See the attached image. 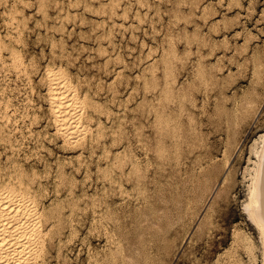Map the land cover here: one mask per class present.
<instances>
[{
    "label": "rangeland",
    "instance_id": "rangeland-1",
    "mask_svg": "<svg viewBox=\"0 0 264 264\" xmlns=\"http://www.w3.org/2000/svg\"><path fill=\"white\" fill-rule=\"evenodd\" d=\"M4 1V2H3ZM23 1V2H22ZM33 1V2H32ZM1 0L0 4V15H4V16H0V130L2 128V130L0 131V193L3 191H8L10 192L11 195H16L18 198H24L25 200H27V202L29 203L28 208H29V213L28 216L30 217V221L26 224L27 228L30 229V241L28 242L30 245L29 248H26V253L24 256V260L21 264H65L67 262V264H94L96 262V264H106V262L108 264H166L167 262H169L168 264H261L262 262V246H261V239H260V235H259V231L258 229H256L248 220L247 214L244 210V208L242 207L244 205V202L247 201L248 196L250 194L249 192V185L250 182L252 181V176H253V171L255 168V163L256 160H252V159H257V150H259L260 146L259 144H262L263 140L261 137V134L264 133V0H186V2H184L185 0H183L182 2L179 3V1L177 0H169V2L167 0H141V2L138 0H113L114 2H112L111 0H84V2L82 0H73V2L69 1L67 2V0H54V1H50V0ZM87 1H92V2H87ZM99 1V2H98ZM125 1V2H123ZM149 1V3L152 6L149 5V3L147 2ZM158 1V2H157ZM160 1V2H159ZM171 1V2H170ZM193 1V2H192ZM212 1V3L210 2ZM232 1V2H231ZM250 1V2H249ZM13 2V3H11ZM15 2V4H14ZM17 2V3H16ZM25 2V3H24ZM31 2V3H30ZM35 2V4H34ZM51 2V3H50ZM71 2V3H70ZM81 2H83V4H81ZM89 4H87V3ZM105 2V3H104ZM121 2V3H120ZM130 2V3H129ZM134 2V3H132ZM136 2V3H135ZM144 2V3H143ZM164 2V3H163ZM173 2V3H172ZM179 4H178V3ZM189 2V3H188ZM197 2V3H196ZM221 2V3H220ZM30 3V4H29ZM33 3V5H32ZM40 3V5L38 6V4ZM41 3H44L42 6L44 7V5H46L43 9V7L41 6ZM45 3H49V5L45 4ZM60 3V4H59ZM65 3V4H64ZM68 3V4H67ZM86 3V4H85ZM99 3V4H98ZM104 3V4H103ZM119 3V4H118ZM141 3V4H140ZM143 3V5H142ZM155 3V4H154ZM158 3V4H156ZM167 3V4H166ZM177 3V4H176ZM187 3V4H186ZM196 3V5H194ZM209 3V4H208ZM224 3V4H223ZM228 5H227V4ZM232 3V4H231ZM241 3V5H239ZM62 4V5H61ZM75 4V6L73 5ZM89 8V10H87V8ZM126 4V5H125ZM132 4V5H130ZM146 4L148 6H146ZM155 6H154V5ZM169 4V5H168ZM173 4V5H172ZM181 4V5H180ZM183 4V5H182ZM190 4V5H189ZM209 5V6H206ZM212 4V6H211ZM214 4V5H213ZM246 4V5H245ZM250 4V5H249ZM14 5V6H13ZM29 7H28V6ZM32 5V6H31ZM55 5V6H54ZM61 5V6H59ZM68 5V6H67ZM75 7H73V6ZM78 7H77V6ZM83 5V6H82ZM92 7H91V6ZM114 5V6H113ZM121 5V6H120ZM158 5V6H157ZM165 5V6H163ZM168 5V6H167ZM176 5V6H175ZM201 5L204 7H201ZM216 5V6H215ZM225 5V6H223ZM4 6V7H3ZM8 6V7H7ZM17 6V7H16ZM25 6V7H24ZM37 6V7H36ZM41 6V7H40ZM49 6V7H47ZM58 6L60 7L58 10ZM81 6V7H80ZM90 6V7H89ZM98 6H100L99 8H97ZM125 6V7H124ZM137 6V7H136ZM171 6V7H170ZM185 6V7H184ZM198 6L200 7L198 9ZM213 6L215 8H213ZM14 7V8H13ZM24 9H23V8ZM55 7V8H54ZM67 7V8H66ZM73 7V8H72ZM80 7V8H79ZM106 7V8H105ZM109 7V8H108ZM120 7V8H119ZM129 7V8H128ZM147 7V8H146ZM149 7V8H148ZM160 9H159V8ZM163 7V8H162ZM165 7V8H164ZM168 7V8H167ZM174 7V8H173ZM188 7V8H187ZM190 7V8H189ZM207 7V8H206ZM219 7V8H218ZM243 7V9H242ZM252 7V8H251ZM6 8V10H5ZM8 8V9H7ZM16 8H18V11L21 10L20 12H18L16 10ZM21 8V9H20ZM34 8V9H33ZM43 11H42V9ZM48 8V10H47ZM65 8V9H64ZM70 8V9H68ZM77 8V9H76ZM96 8V9H94ZM105 8V9H104ZM113 8L114 10L112 11L111 9ZM124 8V9H123ZM131 8V10H130ZM146 8V9H145ZM156 8V9H155ZM158 8V9H157ZM170 8V9H169ZM184 8V9H182ZM187 8V9H186ZM210 8V9H209ZM228 8V9H227ZM4 9V10H3ZM23 9V10H22ZM33 9V10H32ZM36 9V10H35ZM56 9V10H55ZM85 9V10H84ZM136 9V10H135ZM144 9V10H142ZM150 9V10H149ZM155 9V10H154ZM169 9V10H168ZM177 10V11H173ZM180 11H179V10ZM209 9V10H207ZM220 9V10H219ZM227 9V10H225ZM236 9V11H235ZM239 9V10H238ZM247 9V10H246ZM16 12H15V11ZM29 12H28V11ZM52 10V12H51ZM63 12H62V11ZM65 10V11H64ZM70 10V11H69ZM91 10V11H90ZM98 12H96V11ZM106 11L105 12H102ZM127 10V11H126ZM147 12H146V11ZM149 10V11H148ZM187 10V11H186ZM201 10V12H200ZM207 10V11H206ZM214 10V11H213ZM26 11V12H25ZM41 11V12H38ZM78 11V12H77ZM100 11V12H99ZM115 11V12H114ZM125 11V12H124ZM134 11V12H133ZM139 11V12H138ZM151 11V13H150ZM167 11V12H165ZM179 11V12H178ZM185 11V12H183ZM203 11V12H202ZM206 11V12H205ZM212 11V13H211ZM224 11V12H223ZM235 11V12H234ZM262 11V12H261ZM3 12V13H2ZM5 12V13H4ZM9 12V13H8ZM13 12V14H12ZM15 12V13H14ZM18 12V13H17ZM25 12V13H24ZM31 12V13H30ZM51 12V13H50ZM60 12V13H59ZM70 15H68L69 13ZM72 12V13H71ZM81 12V14H80ZM86 14H85V13ZM93 12V13H92ZM126 12H129L127 17H129L127 19V17L123 16ZM138 14H137V13ZM163 12V13H162ZM182 12V13H181ZM190 12V14L188 13ZM217 14H216V13ZM231 14H230V13ZM233 12V13H232ZM22 13V14H21ZM30 13V14H28ZM39 13V14H38ZM59 13V14H58ZM62 13V15H61ZM64 13V14H63ZM101 13V14H99ZM105 13V14H103ZM112 13V14H111ZM114 13V14H113ZM117 13V14H115ZM143 13V14H142ZM157 13V14H156ZM176 13L178 15H176ZM186 13V16L189 14L188 18L183 14ZM188 13V14H187ZM197 16H196V14ZM203 13V16H202ZM240 13V14H238ZM8 14V15H7ZM15 14V15H14ZM18 14V15H17ZM26 16H24V15ZM36 14V15H34ZM50 14V15H48ZM73 14V16H72ZM80 14V15H79ZM121 14V15H120ZM123 14V15H122ZM127 14V13H126ZM125 14V15H126ZM136 14V16H135ZM141 14V16L139 15ZM154 14V15H153ZM161 14V15H160ZM164 14V15H163ZM175 14V15H174ZM192 14V15H191ZM195 14V15H193ZM205 14V16H204ZM207 14V16H206ZM210 14V15H209ZM215 14V15H214ZM227 14V15H226ZM230 14V15H229ZM234 14V15H233ZM31 16L28 17V16ZM61 18H59L60 16ZM83 15H88L86 17L83 18ZM90 15V16H89ZM100 15V16H99ZM117 15V16H116ZM119 15V16H118ZM137 15L140 17H137ZM160 15V17H159ZM172 15V16H170ZM182 15V16H181ZM199 15V16H198ZM214 15V16H213ZM219 15V16H218ZM221 15V16H220ZM223 15V16H222ZM241 15V16H240ZM12 16V17H11ZM18 16V17H17ZM21 16V17H19ZM63 16V18H62ZM92 16V17H91ZM133 16V17H132ZM144 16V17H142ZM154 16V17H153ZM162 16V17H161ZM169 16V17H168ZM191 16V17H190ZM230 16V17H229ZM233 16V17H232ZM240 16V17H239ZM5 17V18H4ZM17 17V18H16ZM26 17V18H23ZM28 17V18H27ZM48 17V18H47ZM65 17V18H64ZM70 17V18H69ZM74 17V18H72ZM78 17V19H77ZM82 17V18H81ZM116 17V18H115ZM176 17V18H175ZM180 17L183 19H180ZM184 17L187 18L184 20ZM190 17V19H189ZM205 17V19H204ZM208 17V18H207ZM246 17V18H244ZM256 17V18H255ZM4 18V19H3ZM23 18V19H22ZM34 18V19H32ZM44 18H47L45 20H43ZM54 20H53V19ZM88 18L91 20L87 21ZM95 18V19H94ZM98 18V19H96ZM104 18V19H103ZM107 18V19H106ZM109 18V19H108ZM113 18V19H112ZM115 18V19H114ZM145 18V19H144ZM154 18V19H153ZM159 20V22H157V20ZM161 18V19H160ZM224 18V20L226 21L224 23V20L222 19ZM235 18V19H234ZM248 18V19H247ZM28 19V20H27ZM73 19V20H71ZM80 19V20H79ZM93 19V20H92ZM117 19V20H116ZM123 19V20H122ZM145 21H144V20ZM155 21H153V20ZM164 19V20H163ZM171 19V20H170ZM176 19V20H174ZM179 19V21H178ZM189 19V20H188ZM194 21H193V20ZM217 19V20H215ZM220 21H219V20ZM244 19V20H243ZM3 20V21H2ZM26 20L22 23H24V25L20 22V21ZM38 20V21H37ZM56 20V21H55ZM59 20V21H58ZM86 20V21H84ZM106 20V21H105ZM114 20V21H113ZM135 20V22H134ZM142 22L140 23L139 21ZM149 20V22H148ZM150 20L152 22H150ZM170 20V21H169ZM181 20V21H180ZM186 20H188L186 22ZM192 20V21H191ZM196 20V23H195ZM206 20V21H204ZM211 20V21H210ZM222 20V21H221ZM231 20V21H230ZM248 20V21H247ZM29 21V23H28ZM43 21V22H42ZM74 21V22H73ZM77 21L79 23H77ZM99 21V22H98ZM108 21V22H107ZM113 21V23H112ZM117 21V22H116ZM131 21V22H130ZM147 21V23H146ZM177 21V23H175ZM198 21V22H197ZM200 21V22H199ZM209 21V22H208ZM216 21V22H214ZM261 21V22H260ZM6 22V23H5ZM17 22V23H16ZM37 22V24H36ZM41 25H40V23ZM55 22V23H54ZM67 22V23H66ZM70 22V23H69ZM83 22V23H81ZM98 22V23H96ZM107 24H105V23ZM160 22L161 25H160ZM184 22V23H183ZM190 22V23H189ZM204 22V23H203ZM220 22V23H218ZM230 22V23H229ZM254 22V23H253ZM44 23V24H43ZM49 25H47V24ZM77 23V24H76ZM81 23V24H80ZM89 23V24H88ZM109 23V24H108ZM149 23V24H148ZM155 23V24H154ZM173 23V24H172ZM176 25H175V24ZM183 23V24H182ZM210 23V25H209ZM214 23V24H213ZM216 23V24H215ZM233 23V24H232ZM261 23V24H260ZM263 23V24H262ZM4 24V25H3ZM10 24V25H8ZM17 24V25H16ZM31 24V25H30ZM33 24V25H32ZM46 24V25H45ZM51 24V25H50ZM56 26H55V25ZM61 24V25H60ZM64 24V25H62ZM85 24V26H84ZM97 24V25H96ZM102 26L100 27L99 25ZM141 25V28L137 26ZM166 24V25H165ZM172 24V25H171ZM182 24V25H181ZM196 24V25H195ZM225 24V25H224ZM230 24V25H229ZM256 26H255V25ZM28 25V26H27ZM36 25V26H35ZM44 25V27H43ZM79 25V26H77ZM92 25V26H89ZM126 25V26H125ZM128 25V26H127ZM132 25V26H131ZM135 25V27H134ZM145 25V26H144ZM147 25V26H146ZM157 25V26H156ZM170 25V27H169ZM174 25V27H173ZM186 25V26H185ZM199 25V27H198ZM218 25V27H217ZM224 25V26H223ZM243 25V27H242ZM7 26V27H6ZM23 26V27H22ZM30 26V28H29ZM35 26V28H34ZM42 26V27H41ZM47 26V28H46ZM56 28H54V27ZM61 28L59 29L58 28ZM62 26V27H61ZM81 26V28H80ZM105 26V27H104ZM107 26V27H106ZM125 26V27H123ZM156 26V28L154 27ZM160 26V27H159ZM167 26V27H166ZM172 26V27H171ZM181 26V27H180ZM191 26V27H190ZM203 26V27H202ZM226 26V27H225ZM247 28H246V27ZM263 26V27H262ZM12 27V29H11ZM18 27V28H17ZM26 27V28H25ZM37 27V28H36ZM84 27V28H83ZM86 27V28H85ZM100 27V28H99ZM127 27V28H126ZM129 27V28H128ZM147 27V28H146ZM167 29H165V28ZM169 27V29H168ZM176 27V28H175ZM193 27V28H192ZM202 27V28H201ZM210 27V28H209ZM213 27V28H212ZM217 27V28H216ZM225 27V28H224ZM245 27V28H244ZM15 28V29H14ZM17 28V29H16ZM32 28V29H31ZM46 28V29H45ZM48 28L49 31H48ZM76 28V30H75ZM79 28V29H78ZM90 28V29H89ZM95 28H98L97 30ZM132 28V29H131ZM136 28V29H135ZM145 28V29H144ZM149 28V29H148ZM152 28V29H151ZM155 28V29H154ZM162 30H160V29ZM173 28L174 31H172L171 29ZM178 28V29H177ZM187 28V29H186ZM209 28V29H208ZM212 28V29H211ZM239 28V29H238ZM5 29V30H4ZM34 29H38V30H34ZM40 29V31H39ZM53 29V30H52ZM68 32H66L67 30ZM81 29V30H80ZM84 29V30H83ZM93 29L91 32L90 30ZM176 29V30H175ZM186 30L184 31V30ZM193 29V30H192ZM198 31H196V30ZM248 29V30H247ZM16 30V31H15ZM30 30V31H29ZM47 30V31H46ZM57 30V31H56ZM79 30V31H78ZM107 30V31H106ZM109 30V31H108ZM135 30V31H134ZM153 30V31H151ZM155 30V33H154ZM157 30H160L161 35L164 34L163 31H165L166 35L164 34V36H161L160 33L156 32ZM170 30V31H168ZM180 30V31H179ZM190 30V32H189ZM200 30V32H199ZM207 30V31H206ZM210 30V31H209ZM214 30H218L217 32ZM225 30V31H224ZM247 30V31H246ZM35 31V33H34ZM38 31V33H37ZM44 31V32H43ZM56 33H54V32ZM60 31V32H59ZM62 31V32H61ZM72 31V32H71ZM83 35H81V32ZM99 31V32H98ZM110 31H113L110 32ZM129 31V32H128ZM133 31V32H132ZM193 31V33H192ZM221 31V32H219ZM234 31V32H232ZM253 31V32H252ZM16 32V33H15ZM51 34H50V33ZM71 32V33H70ZM88 32V33H87ZM104 32V33H102ZM108 32V33H106ZM123 32V33H121ZM132 32V33H131ZM147 32V33H145ZM173 33V36H171L170 34ZM172 32V33H171ZM183 32L186 33L184 35L181 33ZM189 32V33H188ZM195 32V33H194ZM197 32V34H196ZM204 32V33H203ZM209 32V33H208ZM216 32V33H215ZM236 32V33H235ZM9 33V34H8ZM25 33V34H24ZM46 36H45V34ZM63 33V35H62ZM87 33V34H86ZM99 34L98 36L96 34ZM110 33V34H109ZM119 33V34H118ZM121 33V34H120ZM127 33V34H126ZM136 35H134V34ZM151 35H150V34ZM155 37H154V35ZM169 35H168V34ZM177 33V34H176ZM188 33V34H187ZM207 33V34H205ZM213 33V34H212ZM3 34V35H2ZM30 34V35H29ZM48 34V35H47ZM61 34V35H60ZM90 34H94L93 36ZM117 34V35H116ZM126 36H125V35ZM129 34V35H128ZM195 34V36L193 35ZM205 36H204V35ZM212 34V35H211ZM248 34V35H247ZM11 35V36H10ZM25 35V36H24ZM28 37H27V36ZM57 38L55 40L58 41H53L54 40V36ZM88 35V36H87ZM105 35V36H104ZM123 35V36H122ZM128 35V36H127ZM133 35V36H132ZM180 35V36H177ZM188 35V37H186ZM192 35L191 38H189ZM200 35H202V37H200ZM222 35V36H221ZM227 35V37H226ZM233 35V36H232ZM247 35V36H246ZM3 36V38H2ZM10 36V39H8ZM45 36V37H44ZM50 36V37H49ZM59 36V37H58ZM88 38H85V37ZM92 36V37H91ZM100 36V37H99ZM103 36V37H102ZM113 36V38H112ZM116 36V37H115ZM121 36V38H120ZM125 36V37H124ZM135 36V37H134ZM161 36V37H160ZM177 36V37H176ZM183 36V37H182ZM199 36V39H198ZM216 36V37H215ZM19 37V38H18ZM22 37V39H21ZM25 39H24V38ZM36 37H39L36 39ZM44 38V40L42 38ZM49 39H47V38ZM54 37V38H52ZM102 37V38H101ZM111 37V38H110ZM123 37V38H122ZM129 37V38H127ZM159 37V38H158ZM173 37V38H171ZM180 37V40H178V38ZM196 41L192 42L193 40ZM209 37V38H208ZM211 37H215L217 40L213 41L215 38H211ZM226 40H224L223 39ZM263 37V38H262ZM61 38V40H59ZM109 38V40H108ZM163 38V39H162ZM188 38V39H187ZM235 38V39H234ZM246 38V40H245ZM251 38V39H250ZM28 39V40H27ZM39 39V40H38ZM64 39V40H63ZM66 39V41H65ZM97 39V40H96ZM103 39V40H102ZM107 39V40H106ZM117 39V40H116ZM121 39V40H120ZM133 41H132V40ZM138 39V40H137ZM146 43V48L143 46L145 45V43L143 44V40ZM169 39V40H167ZM190 39V40H189ZM192 39V40H191ZM200 39L203 41H200ZM211 39V40H210ZM223 39V40H222ZM1 40H3L1 42ZM9 40H10V45H9ZM14 40V41H13ZM43 40V41H42ZM102 40V41H101ZM158 40V41H157ZM171 40H173L171 42ZM175 40V41H174ZM207 41L205 43V41ZM221 40V42L219 41ZM230 42H229V41ZM232 40H234V42H232ZM16 41V42H15ZM22 41V42H21ZM61 41V42H60ZM65 43H64V42ZM95 41V42H94ZM121 41V42H120ZM163 41V42H162ZM190 41V43L188 44V42ZM198 41V42H197ZM226 44H225V42ZM256 41V42H255ZM28 44H27V43ZM55 42H56V46H55ZM82 42V44H81ZM87 44H86V43ZM101 42V43H100ZM112 42V43H111ZM123 42V44H122ZM156 42V44H155ZM171 42V44H170ZM175 42V43H174ZM185 42V43H184ZM202 42V43H201ZM219 42V43H217ZM224 42V43H223ZM242 44H240V43ZM260 42V43H259ZM49 43L51 45H49ZM54 43V44H53ZM62 43V44H61ZM84 43V44H83ZM94 43V44H93ZM119 45H117V44ZM141 43V44H140ZM163 43V44H162ZM176 45L174 46L173 45ZM192 43V44H191ZM198 43V44H197ZM207 46H205L204 44ZM217 43V44H215ZM229 43V44H228ZM252 43V44H251ZM4 48H3V46ZM17 44V45H16ZM27 44V45H26ZM73 44L78 46H72ZM102 46V51L100 49V47L98 46ZM127 44L130 46H127ZM131 44V45H130ZM158 44V46H157ZM168 44V45H167ZM194 44V45H193ZM200 44V45H199ZM16 45V46H15ZM21 45V46H20ZM53 45V46H52ZM84 45V46H83ZM86 45V47H85ZM136 46V48L134 46ZM165 45V46H164ZM185 45V46H184ZM213 45V46H212ZM221 45V46H220ZM228 45V46H227ZM247 45V46H246ZM252 45V46H251ZM9 46V47H8ZM48 46V47H47ZM58 46L60 48H58ZM81 46V47H80ZM88 46V47H87ZM117 46V47H116ZM141 48H138V47ZM149 46V47H148ZM155 49H153L154 47ZM162 46V47H161ZM166 47V49L164 47ZM172 46V47H171ZM181 46V47H180ZM184 46V47H183ZM188 46V47H186ZM231 48H230V47ZM244 46V47H243ZM51 47V48H50ZM64 47V48H62ZM68 47V48H67ZM76 47V48H74ZM113 47L116 49L113 51ZM122 47V49H121ZM129 47V48H126ZM132 47V48H131ZM152 49H151V48ZM171 47V48H170ZM176 47V48H175ZM179 47V48H178ZM191 47V48H190ZM195 47V48H194ZM199 47V49H197ZM211 47V48H210ZM213 47V48H212ZM227 47V48H226ZM249 48V50L247 51L246 48ZM58 51V52H53L52 51ZM65 48H67V51L65 50ZM84 48V49H83ZM99 48V49H98ZM133 48H135L133 50ZM144 50H143V49ZM159 48V49H158ZM162 48V49H161ZM164 48V49H163ZM181 48V49H180ZM191 49L190 52H188V49ZM202 48V50H200ZM209 48V49H208ZM245 48V49H244ZM50 49V50H49ZM55 49V50H54ZM64 49V50H62ZM72 49V50H71ZM74 49V51H73ZM76 49V50H75ZM81 49V50H80ZM98 49V50H97ZM150 49V50H149ZM177 51H175V50ZM186 49V50H184ZM197 49V50H196ZM204 49V50H203ZM213 49V50H212ZM217 49V50H216ZM219 49V50H218ZM236 49V50H234ZM256 49V50H255ZM24 50H27L25 53ZM96 50V51H95ZM123 50V51H121ZM136 50V51H135ZM149 50V51H148ZM154 50V51H153ZM158 50V51H157ZM164 50V51H163ZM170 50H173V52H171ZM208 50V51H207ZM262 50V52H261ZM30 51V52H29ZM60 51V52H59ZM65 51V52H64ZM71 51V52H70ZM81 51V52H80ZM113 51V52H112ZM118 51V52H117ZM132 51V52H131ZM144 51V52H143ZM152 52V53H148V52ZM159 53L157 54L156 53ZM161 54H160V52ZM167 51V52H166ZM187 51V52H186ZM224 51V52H223ZM233 51V52H232ZM238 51V52H237ZM247 51V52H245ZM251 51H253L251 53ZM96 52V53H95ZM100 52V53H99ZM102 52V53H101ZM128 52V53H127ZM139 52V54H138ZM141 52V53H140ZM164 52V53H163ZM176 52L177 54L175 55ZM186 52V53H185ZM193 54H192V53ZM200 52V53H199ZM210 52V54H208ZM212 52V53H211ZM250 52V54H249ZM256 52V53H255ZM60 54V55H57ZM62 53V54H61ZM71 53V54H70ZM78 53V54H77ZM81 53V54H79ZM90 53V55H89ZM107 53V54H105ZM111 53V54H110ZM130 53V54H129ZM135 53V54H133ZM144 53V54H143ZM167 53L168 56L165 54ZM190 53L192 55H190ZM195 53V54H194ZM206 53V54H204ZM242 53V54H241ZM24 54V55H23ZM56 54V55H54ZM75 54H77L75 56ZM88 54V55H87ZM102 54V56H100ZM113 54V55H112ZM120 54V56L118 55ZM123 54V56H122ZM137 54V55H136ZM173 54V55H172ZM182 54V56L180 55ZM204 54V55H203ZM216 54V55H214ZM221 54V55H220ZM230 54V55H229ZM241 54V55H240ZM254 54V56H253ZM257 54V55H256ZM260 54V55H259ZM4 55L6 57H4ZM29 55V56H28ZM54 55V56H53ZM61 55H63L61 57ZM66 55H70L68 57H66ZM72 55V56H71ZM79 55V56H78ZM84 55V56H83ZM104 55V56H103ZM126 55V57L124 56ZM131 55V56H130ZM135 55V56H132ZM148 58H146L147 56ZM152 55V57H151ZM162 55V56H161ZM165 55V56H164ZM172 55V56H171ZM175 55V56H174ZM180 55V57H179ZM186 55V56H185ZM188 55V56H187ZM202 55V57H201ZM209 55V56H208ZM213 55V56H212ZM227 55V56H226ZM232 55V56H231ZM247 55H249L247 57ZM256 55V56H255ZM28 58H27V57ZM57 56V57H56ZM60 56V57H59ZM115 56V57H114ZM118 56V57H117ZM122 56V57H121ZM160 56V57H159ZM170 56V57H169ZM199 58H198V57ZM205 56V58H204ZM219 56V57H217ZM225 56V57H224ZM243 56V57H242ZM259 56V58H258ZM36 57V58H33ZM50 57V58H49ZM52 57V58H51ZM88 57V58H87ZM111 57V58H108ZM117 57V60H116ZM120 57V58H119ZM136 57V58H135ZM143 59V61H141V58ZM157 57V58H156ZM168 58V61L166 60ZM173 57V59L171 58ZM177 57V58H176ZM223 57V58H222ZM230 57V58H229ZM233 57V58H232ZM255 57V58H254ZM6 58V59H4ZM9 58V59H8ZM27 58V59H26ZM32 58V59H31ZM50 60H49V59ZM104 58V59H103ZM109 60H107V59ZM114 58V59H113ZM125 58V59H124ZM153 58V59H152ZM164 58V60H163ZM176 58V59H175ZM182 60H180V59ZM185 58V59H184ZM221 63H220V60ZM232 58V59H231ZM258 60H257V59ZM35 59V61H34ZM69 59V60H68ZM123 59V60H122ZM133 59L135 61H133ZM147 59V60H144ZM173 60V62H171V60ZM189 59V60H188ZM218 59V60H217ZM228 59V61H227ZM235 59V60H234ZM30 60L34 63H30ZM37 60V62H36ZM119 60V61H118ZM167 62H166V61ZM186 60V61H185ZM192 60V61H191ZM199 60V61H198ZM201 60V61H200ZM204 60L206 62V64L204 65ZM230 60V61H229ZM234 60V61H233ZM243 60V61H242ZM51 61V62H50ZM56 61V62H54ZM60 61V62H59ZM68 61V62H67ZM123 61V63H122ZM126 61V62H125ZM137 61V62H136ZM140 61V62H139ZM147 61V62H146ZM150 61V62H149ZM152 61V62H151ZM177 61V62H176ZM199 63H198V62ZM210 61V62H209ZM215 62L214 65H212V62ZM217 61V62H216ZM219 61V62H218ZM255 61V63H254ZM18 62H20L18 64ZM137 64H136V63ZM139 62V63H138ZM167 64H165V63ZM171 62V63H170ZM176 62V63H174ZM186 64H185V63ZM195 62V64H194ZM202 65H201V63ZM225 62V63H224ZM235 62V63H234ZM237 62V63H236ZM239 62V63H238ZM260 62V63H259ZM29 63V64H28ZM37 66H36V64ZM56 63V64H55ZM126 63V64H125ZM141 63V65H140ZM144 63V64H143ZM154 63H157L158 65L156 66ZM163 63V64H162ZM193 63L194 64V69L193 70H188L190 64ZM197 63V65H196ZM208 63V65H207ZM224 63V64H223ZM249 65H248V64ZM258 63V64H257ZM6 64V65H5ZM31 64V65H30ZM34 64V65H32ZM41 64V65H40ZM45 64V65H44ZM54 64V65H53ZM125 64V65H124ZM150 64V65H149ZM152 64V65H151ZM156 66H154V65ZM226 64V65H225ZM238 64L240 66H238ZM242 64V65H241ZM254 67H253V65ZM6 67H5V66ZM29 65V66H28ZM57 65V67H56ZM129 65V66H128ZM140 65V66H139ZM146 68V70L144 69V66ZM164 65V66H163ZM168 65V66H167ZM211 65V66H210ZM221 67H220V66ZM231 65V66H230ZM260 67H259V66ZM28 66V67H27ZM34 68H33V67ZM38 66H42V67H36ZM154 66L153 69H151ZM171 66V67H170ZM173 66V67H172ZM177 66V67H176ZM203 66V69H202ZM248 66V67H247ZM12 67V68H11ZM17 67V68H16ZM45 67V68H43ZM56 67V68H55ZM150 67V68H148ZM170 68V70H166L164 68ZM177 70H174L176 69ZM199 68V71H201V74H199V71L197 70ZM209 67L212 69L210 70ZM225 67V68H224ZM238 67V68H237ZM3 70H2V69ZM6 70H5V69ZM30 68V69H29ZM40 70L39 72L36 71ZM41 68V69H40ZM55 68V69H53ZM143 68V69H142ZM171 68H172V72H171ZM174 68V69H173ZM187 68V69H186ZM257 70H255V69ZM47 69V70H46ZM153 70L154 74L152 73L151 70ZM209 69V70H208ZM222 69V70H220ZM228 69L230 71H228ZM33 70V71H32ZM71 73H70V71ZM122 70V71H121ZM139 70V71H138ZM145 72H143V71ZM196 70V71H195ZM206 70V71H205ZM262 72H261V71ZM35 71V72H34ZM51 71H59L61 73V77L66 79L67 82V87H71V91H73V95L74 97H76V100H78L76 103V107L74 108V110H72L73 108H71L70 113L73 114L77 120L78 123H76V126L74 127V131L73 133H71L70 135H66V132L61 129L57 122H56V116H55V112L54 109L52 108V106H50V102H51V98H50V88H49V83L51 81V76L50 73ZM143 73H142V72ZM157 71V72H156ZM164 71V72H163ZM166 71V73H165ZM181 71V72H180ZM190 71H193L190 72ZM198 71V72H197ZM205 71V73H203ZM227 71V72H226ZM256 71L259 73H256ZM11 72V73H10ZM16 72V74H15ZM24 72V73H21ZM31 72V74H30ZM38 72V73H37ZM45 72V73H43ZM140 72V73H139ZM169 72H171L169 74ZM176 72V73H175ZM191 74H189V73ZM195 72V73H194ZM196 72L198 73V75L196 74ZM208 72V73H207ZM216 72V73H215ZM233 72V74H232ZM235 72V73H234ZM238 72V73H237ZM255 72V74H254ZM2 73V74H1ZM10 73V74H9ZM34 73V74H33ZM43 73V74H42ZM48 73V74H47ZM69 73V74H68ZM150 73V74H148ZM174 73V75H173ZM179 73V74H178ZM189 75H188V74ZM213 73L216 75L212 76ZM224 75H223V74ZM22 74V76H21ZM24 74V75H23ZM37 74V75H36ZM46 74V75H45ZM72 74V75H71ZM167 75L168 77V81L166 77H164L165 75ZM176 74V75H175ZM187 74V75H186ZM197 76H196V75ZM205 74V75H204ZM211 74V75H210ZM232 74V75H231ZM242 74V75H241ZM247 74V75H245ZM253 74V75H252ZM258 74V75H257ZM260 74V75H259ZM12 75V76H11ZM45 75V76H44ZM150 75V76H149ZM160 77H158V76ZM168 75H170L171 77H169ZM173 75V76H172ZM183 75V76H182ZM200 75V76H199ZM252 75V77H250ZM148 76V77H147ZM157 76V77H156ZM176 76V78H175ZM202 76V77H201ZM205 76V77H204ZM210 76V77H209ZM232 76V77H231ZM16 77V78H15ZM18 77V78H17ZM24 77V78H22ZM27 77V78H26ZM35 77V78H33ZM44 77V79L42 78ZM72 77V78H71ZM151 80H150V78ZM190 77V78H189ZM195 77V78H194ZM201 79H200V78ZM210 79H209V78ZM219 77V79H218ZM48 78V79H47ZM159 78V79H158ZM185 78V79H184ZM187 78V80H186ZM193 78L194 82H193ZM197 78V79H196ZM224 78V79H223ZM232 78V79H231ZM254 78V79H253ZM5 79V81H4ZM19 79V80H18ZM24 79V80H23ZM33 79V81H32ZM35 79V81H34ZM44 81H43V80ZM72 79V80H71ZM146 79V80H145ZM149 79V80H148ZM166 79V80H165ZM173 79V80H171ZM178 81H177V80ZM181 79V80H180ZM202 79L205 80V83L202 82ZM236 79V80H235ZM256 79V80H255ZM262 79V80H260ZM16 80V81H15ZM18 80V81H17ZM27 80V81H26ZM30 80V81H29ZM41 80V81H40ZM76 80V81H75ZM154 82H153V81ZM186 80V81H185ZM192 80V81H191ZM209 80V82H208ZM212 80V82H211ZM218 80V81H217ZM9 81V82H8ZM11 81V83H10ZM13 81V82H12ZM20 81V82H19ZM43 81V83H42ZM48 81V82H47ZM73 81V82H72ZM145 81V82H144ZM146 81H148V83L146 84ZM165 81V82H164ZM175 81L177 82V84L175 83ZM181 81V83H180ZM189 81V82H188ZM8 82V83H7ZM158 82V83H157ZM160 82V84H159ZM171 82V83H169ZM187 82V83H186ZM202 82V83H201ZM216 82V83H215ZM249 82V83H248ZM255 82V83H254ZM4 83V84H3ZM19 83V85H18ZM21 83V84H20ZM28 83V84H27ZM33 83V84H32ZM35 83V85H34ZM46 83V84H45ZM78 83V84H77ZM154 83V84H153ZM164 83V84H162ZM167 83H169L170 85L167 86ZM175 83V84H174ZM199 84L197 86V84ZM208 83V84H207ZM211 83V84H210ZM219 83V84H218ZM222 83H225V85L222 86ZM240 83V84H238ZM261 83V85H260ZM14 84V85H13ZM18 86H17V85ZM31 84V86H30ZM38 84V85H37ZM142 84V85H141ZM157 84V85H156ZM162 86V91L160 95L156 96V92H157V87H159V85ZM183 84V85H182ZM187 84V85H186ZM214 84V85H212ZM249 84V85H248ZM25 85V87H24ZM33 85V86H32ZM145 85V86H144ZM189 85V86H188ZM209 85V87L207 88V86ZM211 85V86H210ZM235 85V86H234ZM16 86V87H15ZM47 86V87H46ZM148 86V87H147ZM152 86H154L152 88ZM156 86V87H155ZM170 86V87H169ZM173 86V87H172ZM179 90H178V87ZM182 86V87H181ZM188 86V87H187ZM221 86V88H220ZM263 86V87H262ZM22 87V88H19ZM40 87V88H39ZM80 89H79V88ZM151 87V88H150ZM166 87V88H165ZM169 87V89L167 90V88ZM187 87V88H186ZM199 87V88H196ZM206 87V88H205ZM233 87V88H232ZM235 87V88H234ZM245 87V88H244ZM10 88V89H9ZM15 88V89H14ZM20 90H19V89ZM31 88V89H29ZM147 88H149V90H147ZM156 88V89H154ZM171 88V89H170ZM177 88V89H176ZM181 88V89H180ZM186 88V89H185ZM204 88V89H203ZM213 88V89H212ZM229 88V89H228ZM252 88V89H251ZM255 88V89H254ZM14 89V90H13ZM22 89V90H21ZM36 89V90H34ZM39 91H38V90ZM49 89V90H48ZM89 89V90H88ZM185 89V90H184ZM191 89V90H190ZM200 89V90H199ZM211 89V90H210ZM215 89V90H214ZM232 89V90H231ZM234 89V90H233ZM251 89V90H250ZM3 90V91H2ZM12 92H11V91ZM70 90V89H69ZM81 90V91H78ZM140 90V92H139ZM144 90V91H143ZM165 90H167V94L165 93ZM170 90V91H169ZM184 90V91H183ZM189 90V91H188ZM199 90V91H197ZM10 93H9V92ZM16 91V92H15ZM19 91V92H18ZM35 91H37V94ZM44 91V92H43ZM46 91V92H45ZM171 95L174 93H180V94H173L170 98V93ZM234 91V92H233ZM4 92V93H3ZM18 92V93H17ZM29 92V93H28ZM43 92V93H42ZM83 92V93H82ZM90 92V93H89ZM143 92H145L143 94ZM148 92V93H147ZM154 92V93H153ZM206 92V93H204ZM17 93V94H16ZM42 93V94H40ZM45 93V95H44ZM82 93V94H81ZM185 93V94H183ZM223 95H222V94ZM227 93V95L225 94ZM230 93V94H229ZM241 93V94H240ZM253 93V94H252ZM260 95H259V94ZM7 96H6V95ZM14 94V95H12ZM147 96H146V95ZM155 94V95H154ZM187 94H189L187 96ZM191 94V95H190ZM208 94V95H207ZM210 94V95H209ZM2 95V96H1ZM5 95V96H4ZM28 95V97H27ZM144 95V96H143ZM148 95L151 96L150 98H148ZM164 95V96H163ZM167 95V96H165ZM179 98H177V96ZM187 97H186V96ZM195 95V97H194ZM213 95V96H212ZM215 95L217 97H215ZM263 95V96H262ZM154 96V97H153ZM160 96V102H164L163 104H161L162 106L165 105H170L172 108H168V114L170 115V117L173 120V115L176 117L175 120H171L172 123L165 122V120L167 118H165L162 122L164 123L163 125L166 126L165 128H163V132H165V130H168L165 133V136H162L161 138L165 139V141L161 140V143H158L157 138V131L155 133V130H157V126H158V122L155 121V111L153 110L154 108H157L156 105V101L157 98ZM185 96V97H184ZM202 96V97H201ZM206 98H205V97ZM237 96V98H236ZM241 96V97H239ZM261 96V97H260ZM14 97V98H12ZM120 97V98H119ZM148 98L147 100L144 98ZM176 97V98H174ZM182 97V99H181ZM184 97V98H183ZM191 97V98H190ZM194 97V98H193ZM199 97V98H198ZM212 97V98H211ZM226 97V98H224ZM13 100H12V99ZM36 100H34V99ZM39 98V99H38ZM47 98V99H46ZM94 100H92V99ZM165 98V99H164ZM167 98L170 99V102L168 103V100H166ZM187 101H186V99ZM190 98V99H189ZM216 98V99H215ZM221 98V99H219ZM240 98V99H238ZM11 102H9L8 101ZM15 99V100H14ZM38 99V101H37ZM91 99V100H89ZM122 99V100H121ZM154 99H156L154 101ZM173 102H172V100ZM184 102H182L181 100ZM189 99V100H188ZM206 99V100H205ZM239 104H238V100ZM29 100V101H28ZM87 100V101H86ZM122 102H119V101ZM144 102H142V101ZM151 100V101H150ZM179 100V103H178ZM195 102H194V101ZM210 100V101H209ZM219 100V101H218ZM229 100V101H228ZM236 102H235V101ZM18 101V102H17ZM20 101V103H19ZM31 101V102H30ZM36 101V102H33ZM40 101V102H39ZM49 101V102H47ZM93 101V102H92ZM140 101V102H139ZM148 101L149 102V106H148ZM181 101V103H180ZM186 101V104H185ZM202 101V102H201ZM204 101V102H203ZM218 101V102H217ZM232 101V102H231ZM26 102V103H25ZM30 102V103H28ZM91 102V103H89ZM152 102V103H151ZM192 102V103H191ZM213 102V103H212ZM217 102V103H216ZM254 102V103H253ZM3 103V104H2ZM13 103V104H12ZM21 103H23L21 105ZM34 103V104H33ZM42 103V104H41ZM47 103V104H46ZM93 103V106L91 105ZM121 103V105H120ZM141 103V104H140ZM155 103V104H154ZM195 103V105H193ZM215 103V105H217V107H215V105H213ZM250 103V104H249ZM252 103V104H251ZM88 104V105H87ZM98 104V105H96ZM147 104V106L145 105ZM152 104V105H151ZM154 104V105H153ZM182 104L184 106V108L182 107ZM192 104V105H191ZM199 104V105H198ZM202 104V105H201ZM239 108H238V106ZM244 104V105H243ZM31 105V106H29ZM39 105V106H38ZM44 105V106H43ZM47 105V106H46ZM95 105L97 107H95ZM134 107H133V106ZM137 105H141L143 107H145V111L144 108L141 106H137ZM156 105V106H155ZM185 105L187 106V109L185 108ZM201 107H198L200 106ZM231 105V106H230ZM250 105V106H249ZM263 105V106H262ZM21 106V107H19ZM24 106H26L25 108H23ZM34 106V107H33ZM83 106V107H82ZM91 106V107H90ZM101 108H99V107ZM123 108H122V107ZM125 106V107H124ZM127 106V107H126ZM129 106V107H128ZM152 106V107H150ZM176 106V107H175ZM178 106V107H177ZM180 106V107H179ZM195 106V107H194ZM206 106V107H205ZM230 108H229V107ZM246 106V108H245ZM14 107V108H13ZM42 109H40V108ZM51 107V109H50ZM88 107V109H87ZM121 107V108H119ZM131 107V110L129 109ZM142 109V111L139 109ZM203 107V108H202ZM208 107V108H207ZM214 107V108H213ZM262 107V108H261ZM20 108V109H19ZM30 111H28V109ZM35 110H34V109ZM38 108V109H37ZM46 108V111H45ZM95 108V109H94ZM97 108H99L97 110ZM118 108V109H117ZM132 108H136V110L138 111H134L132 110ZM147 108L149 110H147ZM151 108V109H150ZM183 108V109H180ZM205 108V109H204ZM220 108V109H218ZM224 108V109H223ZM2 109V110H1ZM26 109V110H25ZM81 109V110H80ZM112 112H111V110ZM125 109V110H124ZM173 109V111H172ZM190 109V110H189ZM193 109V110H192ZM207 109V110H206ZM212 109V110H211ZM234 109V110H233ZM236 109H238L236 111ZM259 109V111H258ZM7 110V111H6ZM15 110V111H14ZM21 110V111H20ZM80 110V111H79ZM92 110V111H91ZM95 110V111H94ZM97 110V111H96ZM100 110H102L100 112ZM128 110V111H127ZM147 110V111H146ZM151 110V111H150ZM175 110V111H174ZM187 110V111H185ZM201 110V113L200 111ZM203 110V111H202ZM206 110V112H205ZM211 110V111H210ZM216 110V111H215ZM223 110V111H222ZM254 110V111H253ZM19 111V112H18ZM45 111V112H43ZM51 111V112H50ZM99 111V112H98ZM115 111V112H114ZM124 111V112H123ZM150 113H149V112ZM179 111V112H178ZM180 111H182V113H180ZM184 111V112H183ZM194 112L192 114V112ZM198 111V112H197ZM231 111V112H230ZM249 111V112H248ZM12 112V113H9ZM28 112V113H27ZM41 112V113H40ZM75 112V113H74ZM92 112V113H91ZM114 112V113H113ZM117 112V113H116ZM152 112V114H151ZM170 112V114H169ZM189 114V116L186 114ZM209 112V114H208ZM217 112V113H216ZM223 112V113H221ZM237 112V113H236ZM19 113V114H18ZM33 113V114H32ZM43 113V115H42ZM50 115H48V114ZM100 113V114H99ZM116 113V114H115ZM134 113V114H133ZM139 113V114H138ZM144 113L146 115H144ZM178 113V114H176ZM219 113V114H218ZM227 113V115H226ZM258 113V114H257ZM78 114V115H77ZM93 114V115H92ZM95 114V117H93ZM97 114L99 116H97ZM110 114V115H109ZM119 114V115H118ZM121 114V116H120ZM128 114V115H126ZM136 114V115H135ZM151 114V115H149ZM172 114V115H171ZM182 114V115H181ZM199 114V115H198ZM217 114V115H216ZM233 114V115H232ZM27 115H29V117H27ZM46 115L44 118L43 116ZM53 115V116H52ZM101 115V117H100ZM111 115H113L111 117ZM117 115V117L115 116ZM135 115V116H134ZM144 115V116H143ZM149 115V117H148ZM154 115V116H153ZM182 117H181V116ZM222 115V116H221ZM11 116V117H10ZM33 116V117H32ZM42 116V117H40ZM50 118H49V117ZM88 116V117H87ZM92 116V117H91ZM140 116V117H139ZM147 116V117H145ZM193 116V117H191ZM219 116V117H218ZM238 116V117H237ZM257 116V117H256ZM38 117V118H37ZM87 117V118H86ZM91 120H90V118ZM99 119H98V118ZM110 117V118H109ZM120 117V118H119ZM134 119H132V118ZM169 117V118H170ZM178 117V118H177ZM195 117V118H194ZM202 117V118H201ZM236 117V118H235ZM13 118V119H12ZM21 118V121H20ZM33 118V119H32ZM34 118H36V120L34 121ZM47 120H46V119ZM52 118V119H51ZM79 118V119H77ZM130 118V119H129ZM138 118V119H137ZM140 118V121H139ZM149 118V119H148ZM153 118V119H151ZM170 118V119H171ZM192 118H194V120H192ZM199 118V119H198ZM220 118V119H219ZM227 118V119H226ZM249 118V119H248ZM6 119V120H5ZM11 119V120H10ZM24 119V121H23ZM87 119V120H86ZM98 119V120H96ZM113 119V120H112ZM120 119V120H119ZM125 119V120H124ZM131 119L133 121H131ZM142 119V120H141ZM180 119V120H179ZM196 119V120H195ZM222 119V120H221ZM235 119V120H234ZM15 120V122H14ZM30 120V121H29ZM39 120V124L37 123ZM109 120V121H108ZM115 120V122H113ZM187 120V121H186ZM201 120V121H200ZM209 120V122H208ZM218 120V121H217ZM4 123H3V122ZM11 121V122H9ZM85 121V122H84ZM94 121V122H93ZM123 121V122H122ZM146 121V122H145ZM149 121V122H148ZM153 121V122H151ZM186 121V122H184ZM192 121V122H191ZM200 121V122H198ZM241 121V122H240ZM9 122V123H8ZM20 124H17L19 123ZM34 122V123H32ZM41 122V124H40ZM43 122V123H42ZM48 122V125H47ZM54 123V124H51ZM91 122V123H90ZM117 122V124H115ZM121 122V123H120ZM127 122V123H126ZM135 122V124H134ZM139 122V123H138ZM151 122V123H150ZM180 122H184L183 124ZM215 122V123H214ZM13 123V124H12ZM27 123V124H26ZM90 123V124H89ZM96 123V124H95ZM120 123V124H119ZM138 123V125H137ZM153 123V124H152ZM176 125H175V124ZM179 123V125H178ZM188 123V124H187ZM220 123L222 124L221 126ZM5 124V127H4ZM10 124V125H9ZM15 124V125H14ZM32 126H31V125ZM50 124V125H49ZM83 124V125H82ZM125 126H124V125ZM132 124V125H131ZM134 124V125H133ZM144 124V126L142 125ZM149 124V125H148ZM156 124V125H155ZM166 124V125H165ZM172 124V126H170ZM182 124V126L180 125ZM195 124H197L195 126ZM8 125V126H7ZM111 125V126H109ZM140 125V127H138ZM153 125V127H151ZM228 125V127H227ZM242 125V126H241ZM3 126V127H2ZM20 126V127H19ZM27 128H25V127ZM97 126V127H96ZM115 126V127H114ZM130 126V127H129ZM133 126V127H131ZM144 128H142V127ZM149 126V127H148ZM176 126V127H175ZM180 126V127H179ZM185 126V127H184ZM187 126V127H186ZM189 126V127H188ZM195 126V128H194ZM201 126V127H200ZM235 126V127H234ZM244 126V127H243ZM24 127V128H23ZM31 127V128H30ZM36 127V128H35ZM43 127V128H42ZM48 127V128H47ZM80 127V129H79ZM100 127V128H99ZM110 127V128H109ZM114 127V128H113ZM122 127V128H121ZM156 127V128H155ZM169 127V128H168ZM175 127V129H174ZM179 127V129H177ZM184 127V128H183ZM192 127L194 129H192ZM211 127V128H210ZM218 127V128H217ZM223 127V128H222ZM5 128V129H4ZM7 128V129H6ZM9 128V129H8ZM13 130H11V129ZM29 128V129H28ZM55 128V129H54ZM94 128V129H93ZM113 128V130H111ZM120 128V129H118ZM123 128H126L123 130ZM136 128L138 130H136ZM142 128V129H140ZM167 128V129H166ZM171 128V129H170ZM15 129V130H14ZM21 129V130H20ZM24 129V130H23ZM35 129V130H34ZM40 131L42 132H39ZM43 129V130H42ZM116 129V131H114ZM134 129V130H133ZM170 129V130H169ZM177 129V131H176ZM181 129V130H180ZM183 129V130H182ZM188 129L190 131H188ZM198 129V130H197ZM6 130V132L4 131ZM11 130V132H10ZM38 130V131H37ZM47 130V131H46ZM57 130V131H56ZM60 130V131H59ZM62 130V131H61ZM84 130V131H83ZM109 130V131H108ZM128 132H127V131ZM130 130V131H129ZM133 130V131H132ZM174 130V131H173ZM186 132H185V131ZM215 130V131H214ZM229 130V131H228ZM21 131V132H20ZM23 131V132H22ZM34 131V132H33ZM49 131V132H48ZM55 131L57 132V135L55 133ZM83 131V132H82ZM113 131V132H112ZM120 131V133H119ZM135 131V134H133ZM146 133H145V132ZM172 131V132H171ZM180 131L182 132L180 134ZM199 131V132H198ZM206 131V132H205ZM213 131V132H212ZM5 132V133H4ZM14 132V133H13ZM20 132V133H18ZM28 134H27V133ZM33 132V133H32ZM37 132V133H36ZM39 132V133H38ZM75 132V133H74ZM110 132V134L108 133ZM140 135H137V133ZM171 132V133H170ZM229 132V133H228ZM8 133H10V137L8 136ZM22 133V134H21ZM34 134V136L32 134ZM44 136H43V134ZM46 133V134H45ZM79 133V134H78ZM85 133V134H84ZM90 133V134H89ZM124 133V134H123ZM144 133V134H143ZM149 133V134H148ZM170 133V135H169ZM175 133V136H174ZM179 133V134H178ZM191 133H194L193 135ZM200 133V134H199ZM222 133V134H221ZM236 133V134H235ZM3 134V135H2ZM7 136H6V135ZM42 134V135H41ZM59 134V135H58ZM74 134V135H73ZM79 136H78V135ZM82 134V135H81ZM109 134V135H108ZM119 134V135H118ZM149 135L146 136V135ZM153 134V135H152ZM198 134V135H197ZM231 134V135H230ZM13 135V136H12ZM17 138H16V136ZM38 135V136H37ZM47 135V136H46ZM51 135V136H50ZM53 135V136H52ZM73 135V136H72ZM90 135V136H89ZM143 135V136H142ZM168 135V136H166ZM184 136L183 139L181 136ZM198 137H197V136ZM202 135V137H201ZM205 135V136H204ZM221 135V136H220ZM260 135V136H259ZM6 136V137H3ZM27 136V137H26ZM36 136V137H35ZM68 136V137H67ZM94 136V137H93ZM107 136V138H106ZM112 136V137H111ZM114 136V137H113ZM115 136H117L115 138ZM119 136H124L125 138H122V140H119L120 137ZM129 136V139H128ZM132 138H131V137ZM140 136V137H139ZM173 136V137H172ZM178 136H180L178 138ZM193 136V139H192ZM216 136V137H215ZM5 141H4V139ZM21 137V139H20ZM25 137V138H24ZM29 137V138H28ZM66 137V138H65ZM73 137V138H70ZM99 137H101L99 139ZM143 137V140H142ZM10 138V139H8ZM18 140H16V139ZM37 138V139H36ZM60 138V139H59ZM89 140H86V139ZM107 140L105 141L104 140ZM119 138V139H118ZM127 138V139H126ZM137 138V139H135ZM139 138V139H138ZM151 140H150V139ZM153 138V140H152ZM159 138V136H158ZM172 140H171V139ZM176 138V140L174 139ZM190 140H189V139ZM197 138V139H196ZM204 138V139H203ZM8 141H7V140ZM20 139V140H19ZM26 139V140H25ZM29 139V140H28ZM34 139V140H33ZM51 139V140H50ZM55 139V141H53ZM64 139V140H63ZM95 139V140H94ZM109 139V141H108ZM114 139H116L115 141H113ZM131 139V140H130ZM146 143L149 145H144L142 144ZM178 139V140H177ZM195 139V140H194ZM202 139V141H201ZM32 140V141H31ZM39 140V142H38ZM50 140V141H49ZM63 140V141H60ZM111 140V141H110ZM130 140V141H128ZM133 140V141H132ZM138 140V142H136ZM205 140V141H204ZM230 140V141H229ZM3 141V142H2ZM17 141V142H15ZM29 141V142H28ZM35 141V142H34ZM53 141V142H52ZM57 141V142H56ZM72 141H74L72 143ZM81 141V142H80ZM83 141V143H82ZM88 143H87V142ZM95 141V142H94ZM98 141V142H96ZM118 141V142H117ZM175 146V144H180L179 146H175V147H171L170 145ZM174 141V142H173ZM181 141V142H180ZM183 141V142H182ZM187 141V142H186ZM191 141V142H189ZM194 141V143H193ZM204 141V142H203ZM7 142V143H6ZM10 142V143H9ZM15 142V143H14ZM24 142V143H23ZM28 144H27V143ZM31 142V143H30ZM37 142V143H36ZM41 142V143H40ZM103 144H102V143ZM107 142V143H106ZM116 142V143H113ZM127 142V143H126ZM131 142V143H130ZM157 142V143H156ZM202 142V143H201ZM209 142V143H208ZM231 142V143H230ZM12 143V145H11ZM19 143V144H18ZM39 143V144H38ZM68 143V144H67ZM80 143V145L78 144ZM82 143V144H81ZM100 143V144H99ZM120 143V144H119ZM137 143V145H136ZM169 143V144H168ZM209 145H208V144ZM218 143V144H217ZM230 143V144H229ZM5 146H3V145ZM15 144V146H14ZM22 144H24V147ZM44 144V145H43ZM60 144V146H59ZM63 144L65 147H63ZM74 144V145H72ZM78 144V145H76ZM111 144V145H110ZM116 144V145H113ZM128 144V145H127ZM131 144V145H130ZM154 144V145H152ZM161 144H164L161 146ZM189 144V146H188ZM192 144V145H191ZM49 145V146H48ZM54 145V146H53ZM56 145V146H55ZM71 145V146H70ZM83 145V146H82ZM93 145L95 146L93 148ZM101 147H99V146ZM107 147H106V146ZM120 145V146H119ZM134 145V146H132ZM151 145V146H150ZM167 145V146H166ZM199 145V146H198ZM213 145V146H212ZM226 145V146H225ZM241 145V146H240ZM10 148H9V147ZM14 146V147H12ZM29 146V147H28ZM53 146V147H52ZM67 146V147H66ZM73 146V147H72ZM77 146V147H76ZM79 146V147H78ZM88 146V147H87ZM109 146V147H108ZM115 146V147H114ZM122 146V147H121ZM126 146V147H125ZM146 146V147H145ZM159 146H161L162 148H160ZM193 146V147H192ZM239 146V148H238ZM257 146V147H256ZM259 146V148H258ZM5 147V148H4ZM11 147L13 149H11ZM18 147V148H17ZM23 147V148H22ZM39 147V148H38ZM41 147V148H40ZM43 147V148H42ZM48 147V150H47ZM55 147V148H54ZM72 149H71V148ZM83 147V149H82ZM99 147V148H97ZM126 150H124L125 148ZM130 147V148H129ZM132 147V148H131ZM158 147V148H157ZM4 148V150H3ZM15 148V149H14ZM46 148V149H44ZM74 148V149H73ZM86 148V149H85ZM108 148V149H106ZM138 148V149H137ZM143 148V149H142ZM149 148V149H148ZM157 151H156V149ZM170 151H169V149ZM189 148V149H188ZM238 148V149H237ZM254 148V149H253ZM255 148L257 150H255ZM6 149V150H5ZM8 149V150H7ZM36 149V150H35ZM39 149V150H38ZM54 149V150H53ZM67 149V150H65ZM89 149V150H88ZM92 151H91V150ZM103 149V151H102ZM106 149V150H104ZM146 149V150H145ZM153 149V150H152ZM164 150L165 152L161 151ZM166 149V150H165ZM168 149V150H167ZM177 149V150H176ZM179 149V150H178ZM184 151H182V150ZM192 149V150H191ZM196 149V150H195ZM219 149V150H218ZM2 150V151H1ZM14 150L16 152H14ZM19 150V151H18ZM22 150V151H21ZM29 150V151H27ZM35 150V151H34ZM52 150V151H50ZM56 150V151H55ZM108 150V151H107ZM111 150V151H110ZM129 150V151H128ZM133 150V151H132ZM148 150V151H147ZM151 150V151H150ZM160 150V151H159ZM176 150V151H175ZM205 150V151H204ZM225 150V151H224ZM254 150V151H253ZM24 151V152H23ZM38 151V152H37ZM43 151V152H42ZM55 151V152H54ZM86 151V152H85ZM124 151V152H123ZM132 151V152H131ZM137 151V152H136ZM144 151H147L149 154V162L147 160V158H145L144 156ZM169 151V152H168ZM174 151V152H173ZM178 151V152H177ZM189 151V152H188ZM190 151H192L193 153H191ZM198 151V152H197ZM203 151V154H202ZM11 152V153H10ZM27 152V153H25ZM30 152V153H29ZM32 152V153H31ZM52 152V154H51ZM67 154H66V153ZM70 152V153H69ZM96 152V153H95ZM113 152V153H112ZM130 154H129V153ZM142 152V154H140ZM160 152H162L166 157L161 154ZM176 152V153H175ZM183 152L182 155H180ZM223 152V153H222ZM237 152V153H236ZM17 153V155H16ZM34 153V154H33ZM46 153V155H45ZM48 153V155H47ZM93 153V154H92ZM105 153V154H104ZM107 153V155H106ZM109 153V154H108ZM111 153V155H110ZM115 153V154H114ZM119 153V154H118ZM121 153V154H120ZM124 155H123V154ZM127 155H126V154ZM137 153V155H136ZM139 153V154H138ZM160 153V154H159ZM166 153V154H165ZM173 153V155H172ZM195 153L197 155H199V160L201 162H203L206 165H211L215 170L212 176H210V178L206 181L205 184H201L198 188V178L197 175H193L190 174V171L188 169V165L192 156L195 155ZM236 153V154H235ZM255 153V154H254ZM12 155V160H11V155ZM25 154V155H24ZM41 154V155H40ZM44 155V158L42 157ZM51 154V155H50ZM55 154V155H54ZM95 154V155H94ZM99 154V155H98ZM113 154V155H112ZM132 154V155H131ZM154 154V155H153ZM169 154V156H167ZM177 154V158L176 157ZM201 154V155H200ZM217 154V155H216ZM222 154V155H221ZM9 155V156H8ZM21 155V156H19ZM71 155V156H70ZM74 155V156H72ZM91 155H94L92 158ZM101 155V156H100ZM104 155V157H103ZM109 155V158H108ZM123 156V158H125L126 161L121 157ZM163 155V158H161V156ZM179 155V156H178ZM234 155V156H233ZM5 156V157H4ZM27 157L28 159H25L24 157ZM30 156V157H29ZM46 156V157H45ZM97 156V157H96ZM113 156V157H112ZM128 156V157H127ZM132 156V158H131ZM134 156V157H133ZM160 156V157H159ZM174 156V157H173ZM181 156V157H180ZM201 156V157H200ZM204 156L207 157L204 159ZM218 156V157H217ZM8 157V158H7ZM10 157V158H9ZM17 159H16V158ZM22 157V158H21ZM36 157V159H35ZM38 157V158H37ZM43 158V159H40ZM87 157H89L87 159ZM114 160V164L117 162L119 163V165H121V161L123 160V164H125L123 166V164L121 166H119L118 164H113L112 163V158ZM130 157V158H129ZM139 157V158H138ZM141 157V158H140ZM157 157V158H156ZM169 157H171L170 160ZM173 157V158H172ZM251 157L250 161L249 158ZM7 160H6V159ZM33 158V159H32ZM57 158V159H56ZM65 158V159H64ZM77 158V159H76ZM79 158V159H78ZM107 160H106V159ZM111 158V159H110ZM122 158V160L120 162H118L120 159ZM151 158V160H150ZM176 158V159H175ZM201 158V159H200ZM226 158V159H225ZM3 159V160H2ZM21 159V160H20ZM24 159V160H23ZM30 159V160H29ZM84 159V160H83ZM86 159V160H85ZM98 159V160H97ZM101 159V161L99 160ZM105 159V160H104ZM116 159V161H115ZM131 159L133 161H131ZM144 161H143V160ZM179 159V160H178ZM184 159V160H183ZM212 159V160H211ZM23 160V161H22ZM32 160V161H31ZM74 160V161H72ZM88 160V162H87ZM147 160V161H145ZM154 160V162H153ZM167 160V162H166ZM178 160V161H177ZM183 160V161H182ZM210 162H209V161ZM230 160V161H229ZM7 161V163L5 162ZM13 161V162H12ZM16 161V162H15ZM22 161V162H21ZM25 161V162H24ZM34 161V162H33ZM37 161V162H36ZM44 161V163H43ZM95 161V162H93ZM111 161V162H109ZM130 161V162H129ZM135 161V162H134ZM142 161V163H141ZM157 161V162H156ZM162 161V162H161ZM185 161V163H184ZM228 161V162H227ZM254 161V162H253ZM129 162V163H128ZM132 162V163H131ZM148 162V163H147ZM151 162V164H150ZM153 162V163H152ZM159 162V163H158ZM171 162V163H170ZM176 162V163H175ZM178 162V163H177ZM251 162V163H250ZM6 163V164H5ZM17 163V164H16ZM20 163V164H19ZM22 163V164H21ZM26 163V164H25ZM30 163V164H29ZM36 163V164H35ZM96 163V164H95ZM102 165H101V164ZM135 163V165L133 164ZM139 163L140 165L137 166V164ZM155 163V164H154ZM161 163V164H160ZM169 163V164H168ZM4 164V165H3ZM12 164V165H10ZM28 164V165H27ZM34 164V165H33ZM38 164V165H37ZM94 164V165H93ZM113 164V165H112ZM127 164V165H126ZM173 164V165H172ZM180 164V165H179ZM186 164V165H185ZM253 165V167L251 165ZM16 165V166H15ZM21 165V166H19ZM105 165V166H104ZM145 165V166H143ZM160 165V166H158ZM171 165V166H170ZM175 165V166H174ZM5 166H10V169H8L9 167H5ZM12 166V168H11ZM14 166V167H13ZM29 168H28V167ZM34 166V167H33ZM100 167V168H97ZM115 168H113V167ZM119 166V167H118ZM148 166V167H147ZM155 166V167H154ZM250 166V167H249ZM20 167V168H19ZM22 167H26L25 169ZM109 167V168H108ZM122 167V168H121ZM127 169H124V168ZM132 167V168H131ZM141 167V168H140ZM162 167V169H161ZM165 169H164V168ZM186 167V168H185ZM4 168V170L6 169V171H2V169ZM31 168V169H30ZM33 168V170H32ZM38 168V169H37ZM40 168V170H39ZM94 168V169H93ZM97 168V169H96ZM104 168V169H103ZM111 168V169H110ZM147 168V169H146ZM158 168V169H157ZM181 170H179V169ZM227 168V169H226ZM253 168V169H252ZM18 169L20 170V172L18 171ZM24 169V170H23ZM93 169V170H92ZM101 171H98L100 170ZM148 172H146L145 170ZM149 169V170H148ZM178 169V170H177ZM191 169V167H190ZM248 169V172H247ZM12 170V171H11ZM26 170V171H25ZM29 170V172H27ZM36 170V171H35ZM38 170V171H37ZM118 170V171H117ZM121 170V171H120ZM123 170V171H122ZM125 170V172H124ZM128 170V171H127ZM142 170V172H138ZM162 170V171H161ZM166 170V171H165ZM227 170V171H225ZM251 170V171H249ZM84 171V172H83ZM89 171V172H88ZM92 171V172H91ZM105 171V172H103ZM110 171V172H109ZM116 171V172H115ZM145 171V172H144ZM150 171V172H149ZM154 171V172H153ZM173 171V172H171ZM245 171V172H244ZM22 172V173H21ZM25 172V173H24ZM33 172V173H31ZM91 172V173H90ZM94 172V173H93ZM112 172V173H111ZM159 172H161L159 174ZM189 172V173H188ZM224 172L226 174H228L224 184H225V188L224 190L222 189L224 185H222L221 187L219 186V182L222 180V177L224 174ZM228 172V173H227ZM250 172V173H249ZM252 172V173H251ZM27 173V176H25L24 174ZM30 173V174H28ZM96 173V174H95ZM116 175H114V174ZM118 173V174H117ZM126 175H124V174ZM132 173V174H131ZM136 173V174H135ZM138 173L140 175H138ZM141 173H144L143 175ZM147 173V174H146ZM150 173V174H149ZM157 173V174H156ZM172 173V174H171ZM185 173V174H184ZM5 174V175H4ZM10 174V175H7ZM16 174V175H15ZM33 175L34 178H32ZM86 175L84 177V175ZM111 174H113L111 176ZM121 174V175H120ZM146 174V175H145ZM152 174L154 175L153 177ZM165 174V175H164ZM167 174V175H166ZM175 174L176 177H175ZM245 174V175H244ZM3 175V176H2ZM14 175V176H13ZM37 177H36V176ZM88 175V176H87ZM92 175V177L90 176ZM97 175V176H96ZM135 175V176H134ZM171 175V177L169 176ZM190 175V177H189ZM199 176L201 175V173L199 172L198 174ZM251 175V176H249ZM17 176V177H15ZM28 176L30 177L29 179H31L32 181L34 180V183L32 181H30L28 179ZM101 176V177H100ZM103 176H108L103 177ZM114 179H112L111 177ZM119 176V177H118ZM121 176V177H120ZM127 176V177H125ZM139 176V177H138ZM142 176V177H141ZM145 176V177H144ZM158 176V177H157ZM167 176V177H166ZM187 176V177H186ZM4 177V179L2 178ZM13 179H12V178ZM84 177V178H83ZM87 177H89L88 179H86ZM100 179V180H98ZM100 177V178H99ZM132 177L134 178L133 180L136 179L135 184L131 183L132 181ZM138 177V178H136ZM150 177V178H148ZM40 178V179H39ZM81 178V179H80ZM92 178V179H91ZM103 178V179H102ZM110 178V180H109ZM169 178V179H168ZM175 178H177L178 180H176ZM193 178V179H192ZM3 179V180H2ZM38 179V181H37ZM86 179V180H84ZM120 179V180H119ZM139 179V180H138ZM142 179V180H141ZM151 179V180H150ZM164 181H163V180ZM173 179H175L173 181ZM192 179V180H191ZM18 180V181H17ZM41 180V181H40ZM102 180V181H101ZM106 180V181H105ZM108 180V181H107ZM122 180V181H121ZM124 180V182H123ZM127 180V181H126ZM143 182V184H139L138 181ZM150 180V181H149ZM153 180V181H152ZM160 180V181H159ZM162 180V181H161ZM187 180V181H186ZM6 181V182H5ZM17 181V182H16ZM26 181V182H25ZM45 181V183H44ZM89 181V183H88ZM105 183H104V182ZM126 181V182H125ZM177 181V183H175ZM197 183H196V182ZM37 182V183H36ZM79 182V183H78ZM85 183V185L83 183ZM115 182V183H114ZM162 182V183H161ZM169 182L171 184H169ZM174 182V183H173ZM180 182V183H179ZM192 182V183H191ZM44 183V184H42ZM78 183V184H77ZM82 183V185H81ZM87 183V184H86ZM123 183V184H122ZM138 183V184H136ZM152 183V184H151ZM166 183V184H165ZM173 183V185H172ZM32 184V185H31ZM41 184V186H40ZM56 184V185H55ZM64 184V185H63ZM89 184V186H88ZM132 184V186H131ZM207 184V185H206ZM249 184V185H248ZM25 185V186H24ZM39 185V187H42V189L37 186ZM45 185V186H44ZM59 185V187H58ZM91 185V186H90ZM98 185V186H97ZM109 185L113 186V188L111 189L109 187ZM119 187H118V186ZM128 185V186H127ZM134 185V186H133ZM137 185V187H136ZM140 185V186H138ZM149 185H151L153 187L152 193H151V189L152 187H150ZM172 185V186H171ZM177 185V186H176ZM179 185V186H178ZM185 185V186H183ZM195 186L193 188V186ZM210 185V186H209ZM212 185V186H211ZM214 185V186H213ZM229 185V186H228ZM32 186V187H31ZM69 186V187H67ZM72 186V187H71ZM79 186V187H78ZM86 186V187H85ZM94 186V187H93ZM97 186V187H96ZM116 186V187H115ZM126 189H124L125 187ZM146 188H145V187ZM157 186V188H155ZM169 186V187H168ZM203 186V187H201ZM209 186V188L207 187ZM220 188H219V187ZM56 187V188H55ZM87 189H85V188ZM101 187V188H100ZM108 187V189H107ZM139 187V188H138ZM143 188V191L141 188ZM151 188V189H148ZM160 187V188H158ZM163 187V188H162ZM167 187V188H166ZM178 190H176L177 188ZM186 187V189H185ZM202 189H201V188ZM210 190H207V188ZM232 187V188H231ZM55 188V189H53ZM67 188V189H66ZM69 188V189H68ZM75 188V189H74ZM85 189L84 190L82 189ZM98 188V189H96ZM122 188V189H121ZM131 188V189H130ZM141 189L139 191H136V189ZM146 191H145V189ZM162 188V190H161ZM175 188V190H174ZM184 188V189H182ZM193 188V189H192ZM201 190H200V189ZM213 188V189H212ZM230 188V189H229ZM35 189V190H32ZM38 189V191H37ZM73 189V190H72ZM79 189V190H78ZM93 189V190H91ZM104 189V190H103ZM118 189V190H117ZM135 189V190H134ZM137 189V190H138ZM159 189V190H158ZM165 189V190H164ZM167 189V191H166ZM170 189V190H169ZM189 189V190H188ZM215 189V190H214ZM218 189V190H217ZM60 190V191H59ZM91 191L89 193V191ZM102 190V191H101ZM116 190V191H115ZM127 190V191H126ZM132 190V191H130ZM181 190V192H180ZM185 192H184V191ZM188 190V192L186 191ZM190 190H192V192H189ZM199 190V191H198ZM204 190V191H203ZM207 190V191H206ZM223 190V191H222ZM228 190V191H227ZM231 190V191H229ZM40 191V192H39ZM54 191V193H53ZM75 191V192H74ZM95 191V192H94ZM97 191V192H96ZM116 193H113V192ZM118 191V192H117ZM126 191V192H125ZM162 191L165 192V196L162 194ZM175 191V192H174ZM198 192V199L199 201L195 203L192 202L191 206L190 205V200L193 201V197L195 195H197L196 193ZM215 191L217 192L215 194ZM218 191H222L221 193H218ZM66 192V193H65ZM71 192V193H70ZM99 192V193H98ZM101 192V193H100ZM125 194V196H122L121 194ZM128 192V194H127ZM137 192H139L140 194H138ZM142 192H146V193H142ZM150 192V193H149ZM168 192V193H167ZM179 192V193H178ZM195 192V193H194ZM205 196H203V194ZM207 192V194H206ZM214 192V193H213ZM226 192V193H225ZM227 192L229 193V195L227 194ZM43 193V194H42ZM69 193V194H68ZM109 193L111 195H109ZM136 197H135V195ZM142 193V194H141ZM151 194V196L149 194ZM167 193V194H166ZM174 193V194H173ZM185 193V194H183ZM191 195L189 196L188 195ZM67 194V195H66ZM74 194V195H73ZM77 194V195H76ZM85 194V195H82ZM87 194V195H86ZM95 194V195H94ZM98 194V195H96ZM101 194V195H100ZM106 197L102 198L103 195ZM107 194L109 197H107ZM123 194V195H124ZM145 194V195H144ZM157 194V195H156ZM160 194V195H159ZM183 197H182V195ZM193 194V195H192ZM213 196H211V195ZM221 194V195H219ZM1 195V194H0ZM19 195V196H18ZM33 195V196H32ZM116 195V196H114ZM129 195V196H128ZM133 195V196H130ZM139 195V196H138ZM142 195V196H141ZM153 195V197H152ZM156 195V196H155ZM167 195V196H166ZM186 195V196H185ZM218 195V198L215 196ZM226 198L224 199L223 196ZM231 195V196H230ZM248 195V196H247ZM15 196V198H16ZM38 196V197H37ZM74 196V197H73ZM83 200V198H86L84 201H81L80 199ZM97 198H96V197ZM145 196V197H144ZM150 196V198H149ZM171 196V199H170ZM175 196V197H173ZM177 196V197H176ZM180 198H179V197ZM188 196V197H187ZM208 200H207V198ZM209 196V197H208ZM230 196V197H228ZM40 197V198H39ZM70 197V198H69ZM83 197V198H82ZM94 197L96 198L95 200H91L94 199ZM100 197V198H99ZM136 199H135V198ZM147 197V198H146ZM155 197V199H154ZM161 197V198H160ZM163 197V198H162ZM169 197V198H168ZM187 197V198H186ZM202 197V198H201ZM211 197V198H210ZM222 197V198H221ZM54 198V199H53ZM66 198V200H65ZM72 198V200H71ZM74 198V199H73ZM107 198V199H106ZM118 198V199H117ZM130 198V199H129ZM144 198V199H143ZM149 198V199H148ZM157 198V200H156ZM174 198H179L180 200H176ZM183 198V199H181ZM191 198V199H190ZM205 198V199H203ZM213 198V199H212ZM39 199H42L41 202L43 201V203L40 202ZM77 199H79V201H77ZM89 199V200H88ZM97 199H99L100 204L99 205V201H97ZM102 202H101V200ZM106 199V201H105ZM109 199V200H108ZM116 199V200H115ZM122 199V201L120 200ZM128 199V200H127ZM133 199V200H131ZM146 199V200H145ZM163 199V200H162ZM166 199L169 201H166ZM189 202V206H186L187 201ZM215 199V200H214ZM226 201H224V200ZM229 199V200H227ZM34 200V201H33ZM37 200V201H36ZM74 203H72L71 201ZM113 200V202H111ZM127 200V201H126ZM130 200V201H129ZM135 200V201H134ZM142 202H141V201ZM147 200L149 202H147ZM150 200H152V204L150 203ZM154 200V201H153ZM161 202H160V201ZM175 202H174V201ZM185 200V201H184ZM202 200V201H201ZM213 200V205H212V210L214 209V211H212L211 214V218L214 219L212 220V222L206 224V226L204 224L201 225L198 224V222H200L199 218L201 217V214H203L209 205V203H211L210 201ZM50 201V202H49ZM52 201V202H51ZM91 201V202H90ZM120 203H119V202ZM139 201V202H138ZM173 201V202H171ZM177 201V202H176ZM183 201V202H180ZM208 201V203H207ZM220 204H219V202ZM229 201V202H228ZM39 203L38 204L36 203ZM64 202V204H63ZM70 202V204H69ZM78 202V204L76 203ZM106 202V203H104ZM108 202V203H107ZM122 202V203H121ZM127 202V203H125ZM133 202V203H132ZM146 202V203H145ZM159 205H156L157 203ZM168 202V203H165ZM179 202V203H178ZM186 202V203H185ZM214 202H216V204H214ZM228 202V203H225ZM16 202H14L15 205ZM53 203V204H52ZM85 203V204H84ZM89 207H88V205ZM95 203L98 205L95 206ZM109 203H111V205L115 204L114 206L110 205ZM130 203V204H129ZM140 203V204H139ZM149 203V204H147ZM177 203V204H174ZM182 203V204H181ZM199 203V204H198ZM205 203L207 204L205 206ZM223 203V205H222ZM93 204V206H92ZM128 204V205H126ZM145 204V205H144ZM148 206H147V205ZM151 204V205H150ZM166 204V205H165ZM170 204V205H168ZM174 204V205H173ZM46 205V206H45ZM69 205V207H68ZM78 205V206H77ZM103 205V206H102ZM122 205H124L123 207L127 209L123 208ZM133 205V207H132ZM144 205V206H142ZM150 205V206H149ZM162 207H161V206ZM172 205V206H171ZM178 205L179 208L178 209ZM203 205V206H202ZM218 205L220 208H218ZM71 206V207H70ZM73 206V207H72ZM75 206V208H74ZM77 206V207H76ZM86 206V207H85ZM97 206H101L97 207ZM105 206V207H104ZM107 206V207H106ZM119 206V207H118ZM130 208H129V207ZM155 206V207H154ZM160 206V208H159ZM170 206V207H169ZM177 206V207H176ZM198 206V207H197ZM202 206V207H201ZM32 207V208H31ZM42 207V208H41ZM45 207V209H44ZM83 207V208H82ZM95 207V208H94ZM104 207V209H103ZM148 207V208H147ZM165 207V208H164ZM186 207V209H185ZM193 207V208H192ZM197 207V208H195ZM79 208V209H78ZM87 208V209H86ZM89 208V210H88ZM111 208V210H110ZM168 208V209H167ZM176 208V209H174ZM190 208V209H188ZM205 210H204V209ZM39 209V210H38ZM64 209V210H63ZM71 209V210H70ZM84 209H86L84 211ZM99 209V210H98ZM140 209V210H139ZM148 209L151 211H148ZM162 211H160V210ZM171 209V210H169ZM183 209V211H181ZM195 209V210H194ZM204 211H203V210ZM221 209V210H220ZM41 210V211H40ZM78 210V212H76ZM94 210V211H93ZM118 210V211H117ZM125 210L129 211L126 212ZM140 213H139V211ZM145 210V211H143ZM153 210V211H152ZM167 213H169L168 215H166V211ZM177 210V211H176ZM197 210V211H196ZM216 210V211H215ZM219 210L221 212H219ZM52 211V212H51ZM56 211V213H55ZM65 211V212H64ZM74 213H73V212ZM85 213H84V212ZM108 211V212H107ZM118 213H117V212ZM120 211H122L124 214H126L124 216L123 213H121ZM136 211V214L134 213ZM138 211V213H137ZM159 211V212H157ZM165 211V212H164ZM171 211V213H170ZM188 211V212H187ZM191 211V212H190ZM218 211V212H217ZM61 212V214H59ZM64 212V213H63ZM81 212V213H80ZM95 212V213H94ZM98 212V213H97ZM101 212V213H100ZM116 212V213H115ZM149 212V213H148ZM157 212V213H156ZM161 212H163L162 216L160 215ZM176 212V213H175ZM183 214H181V213ZM195 212V214L193 213ZM50 213V214H49ZM70 213V214H69ZM90 213V215H89ZM97 213V214H96ZM105 213V214H103ZM151 213V214H150ZM165 213V214H164ZM173 213V214H172ZM188 215H186V214ZM192 213V214H191ZM214 213V216H213ZM69 214V215H68ZM73 214V215H72ZM78 214V215H76ZM110 214V215H109ZM134 214V215H133ZM140 216H138V215ZM144 214V215H142ZM151 216H150V215ZM155 214V215H154ZM179 214V215H176ZM185 214V216H184ZM190 214V215H189ZM52 215V216H51ZM54 215V217H53ZM63 215V217H62ZM68 215V216H66ZM72 215V217H71ZM92 215V216H91ZM106 215V217H105ZM108 215V217H107ZM113 215V216H112ZM124 217H123V216ZM132 217H131V216ZM146 215V216H145ZM154 215V216H153ZM157 215H159L161 218H166L164 219H160V217ZM170 215V217L172 218H168ZM182 215V216H181ZM193 215V216H192ZM43 216V217H42ZM51 216V217H50ZM55 216L56 219H55ZM60 216V217H59ZM65 216V217H64ZM82 216V217H81ZM89 216V217H88ZM104 216V217H103ZM128 216V217H127ZM136 216V217H135ZM166 216V217H164ZM168 216V217H167ZM217 216V217H216ZM220 216V217H219ZM50 217V218H49ZM70 219H69V218ZM80 219H79V218ZM86 217V218H85ZM92 219H91V218ZM101 217V218H100ZM118 217V218H117ZM138 217V218H137ZM142 217H146V218H142ZM149 217V218H148ZM153 217V218H152ZM173 217H175L176 219H174ZM45 218V220H44ZM51 218L53 219V221L51 220ZM60 220H58V219ZM62 218V219H61ZM72 218V219H71ZM100 218V219H99ZM103 218V219H102ZM109 221H107V219ZM111 218V219H110ZM114 218V219H113ZM126 218H128L126 221ZM140 218V219H139ZM156 218V219H154ZM179 218V220H178ZM190 218V219H189ZM194 218V219H193ZM66 219V220H65ZM68 219V220H67ZM77 219V220H75ZM89 219V220H88ZM106 219V220H105ZM121 219V220H120ZM125 221H124V220ZM131 219V220H130ZM154 219V220H152ZM159 219V220H158ZM169 219H171L170 221H168ZM197 219V221H196ZM1 220V217H0ZM33 220V221H32ZM35 220V221H34ZM57 220V221H54ZM65 220V221H64ZM86 220V221H85ZM99 220V221H98ZM102 220V221H101ZM123 220V221H122ZM134 220V221H133ZM140 220V221H139ZM151 220V221H149ZM176 220H178L177 224L175 223ZM183 220V221H182ZM186 224H184L185 222ZM187 220V221H186ZM199 220V221H198ZM45 221V222H43ZM59 223H56L58 222ZM63 221V222H62ZM71 221V223H70ZM73 221V222H72ZM91 221V222H90ZM95 223H94V222ZM104 221V222H103ZM115 221V222H114ZM137 221V222H136ZM147 221V222H144ZM159 221V223L156 222ZM164 221V222H163ZM175 221V222H173ZM196 221V222H195ZM217 223H216V222ZM43 224H42V223ZM54 222V223H53ZM61 222V224H60ZM66 224H65V223ZM68 222V224H67ZM107 222V224L105 223ZM167 222V223H166ZM1 223V221H0ZM94 223V224H92ZM121 223V224H120ZM125 223V224H123ZM129 225H128V224ZM134 225H132V224ZM138 223V224H137ZM144 223V224H143ZM169 223V224H168ZM172 223H174L172 225ZM182 223V225H180ZM194 223V224H193ZM247 223V225H246ZM37 224V225H36ZM56 226H55V225ZM65 224V226H64ZM85 224V225H83ZM103 224V225H102ZM111 224V225H110ZM114 226H113V225ZM119 224V225H118ZM147 224V225H146ZM150 224V225H149ZM153 227H151L152 225ZM158 224V225H155ZM159 224H164L159 226ZM166 224V225H165ZM213 224V225H212ZM35 225V226H34ZM46 225V226H45ZM62 227H61V226ZM71 225V226H70ZM79 225V226H78ZM90 225V226H89ZM95 225V226H94ZM102 225V226H99ZM125 225V226H122ZM142 225V226H141ZM145 227H144V226ZM179 225V226H178ZM197 226V228L195 226ZM242 226L241 228L247 229L250 231L251 234V247L253 248L252 251H250L249 253L252 252L253 257L251 255L247 256L249 253L247 250H244L245 248H242L240 246H238V244H236L234 242L233 245V241H232V233L234 231V227L235 226ZM40 226V227H39ZM45 228H44V227ZM59 226V227H58ZM76 226V227H75ZM83 226V227H82ZM85 226V227H84ZM119 228H118V227ZM133 226V227H132ZM155 226V227H154ZM158 226V227H157ZM175 226V227H174ZM193 226V228H192ZM208 226V227H207ZM210 226V228H209ZM33 227V228H32ZM53 227V228H52ZM70 227V228H69ZM73 227H75L73 229ZM87 227V228H86ZM101 229H100V228ZM108 227V228H107ZM117 227V228H116ZM125 227V228H124ZM129 227L131 228V230L129 229ZM134 227L135 230L134 231ZM143 228L145 229V231H143ZM149 227V228H148ZM161 227V228H160ZM165 227H170V229L167 228V231ZM174 227V228H173ZM179 227V228H177ZM185 227V228H184ZM187 227V228H186ZM195 227V228H194ZM247 227V228H246ZM56 228V229H55ZM107 228V229H106ZM113 228V229H112ZM116 228V229H114ZM124 228V229H123ZM133 228V229H132ZM149 230H148V229ZM152 230H151V229ZM157 229L154 230V229ZM200 228V229H199ZM203 228V229H202ZM206 228V229H205ZM208 228V229H207ZM52 232H51V230ZM60 229V230H59ZM65 229V230H62ZM91 231H89V230ZM106 229V230H105ZM126 229V230H125ZM159 229V230H158ZM162 229V230H161ZM193 237H191V234ZM195 230V233L197 232V234L192 233V230ZM205 229V230H204ZM232 229V230H231ZM35 230V231H34ZM43 230V231H42ZM62 230V231H61ZM69 230V232H68ZM76 230V231H75ZM78 230V231H77ZM86 230V231H84ZM96 230V231H95ZM104 230V231H103ZM118 232H117V231ZM125 230V231H124ZM129 230V231H127ZM134 232H133V231ZM151 230V231H150ZM169 230V231H168ZM176 230V231H175ZM180 232H179V231ZM183 232H182V231ZM200 230V231H199ZM203 232L205 233H202ZM56 231V232H55ZM60 231V232H59ZM65 231V232H64ZM95 231V232H93ZM103 233H102V232ZM106 231V232H105ZM121 231V232H120ZM140 233H139V232ZM143 231V232H141ZM147 231H149L147 233ZM156 235H155V232ZM164 231V233L162 232ZM175 231V232H174ZM178 231V232H177ZM185 231V232H184ZM188 231V232H187ZM208 231V232H207ZM212 231V232H211ZM40 232V233H39ZM68 232V233H67ZM71 232V233H70ZM79 232V233H77ZM81 232V233H80ZM86 232V233H85ZM109 232V234H107ZM117 232V234L115 233ZM127 232V233H126ZM146 232V233H145ZM161 232V233H160ZM168 232V233H167ZM54 233V234H53ZM65 233V234H64ZM89 233V234H88ZM96 233V234H95ZM123 233V235H122ZM128 235H126V234ZM128 233H133V234H128ZM135 233L137 235H135ZM144 233V235H142ZM154 233V234H153ZM157 233H159L157 235ZM170 233V235H169ZM176 233V235H174ZM202 233V234H201ZM210 233V234H209ZM213 233V235H212ZM52 234V235H51ZM57 234V235H56ZM60 234L62 236H60ZM68 234H73V236L71 237ZM88 234V235H87ZM92 234V235H91ZM104 236H103V235ZM107 234V235H106ZM114 234V235H113ZM146 234L148 236H146ZM152 234V235H151ZM194 234V235H193ZM47 235V236H46ZM50 235V236H49ZM59 235V236H58ZM68 235V236H67ZM97 235V236H96ZM99 235V236H98ZM124 235H126L124 237ZM136 237L134 240V237ZM146 236L143 237V239H141V236ZM164 235V236H163ZM166 235V238H164ZM169 235V236H168ZM188 238H187V236ZM190 235V237H189ZM196 235V236H195ZM201 235V236H200ZM210 235V236H209ZM212 235V236H211ZM55 236V237H54ZM85 236V237H84ZM123 236V238H122ZM130 236V237H129ZM139 236V238H138ZM151 236V238H150ZM163 236V237H162ZM174 236H176V239ZM179 236V237H178ZM184 238H183V237ZM203 236V237H202ZM208 236V237H207ZM45 237V238H44ZM47 237V238H46ZM57 237V238H56ZM60 237V238H59ZM77 237V238H76ZM88 237V238H87ZM92 237V238H91ZM107 239H106V238ZM110 237V238H109ZM131 237H133V239H131ZM174 239V242L172 241V239ZM53 238V239H52ZM55 238V239H54ZM69 238V240H68ZM82 238V239H81ZM90 238V239H89ZM95 238V239H94ZM114 238V239H113ZM119 238V239H118ZM122 238V239H121ZM127 238V240H126ZM154 238V239H153ZM156 238V239H155ZM160 238V242L158 241ZM169 238V239H167ZM180 238H183L180 239ZM187 238V239H185ZM205 238H208L205 240ZM42 239V240H41ZM58 239V240H57ZM63 239V240H62ZM65 239V240H64ZM71 239V240H70ZM73 239V240H72ZM80 239V240H79ZM97 239V240H96ZM106 239V241H105ZM111 239V240H110ZM125 239V240H124ZM134 240L132 242H130L129 240ZM149 239V240H148ZM152 239V240H151ZM166 239V241L164 240ZM195 239V240H194ZM211 239V240H210ZM49 240L51 242H49ZM68 240V241H66ZM85 240V241H84ZM94 240V241H93ZM99 240V241H98ZM113 240V241H112ZM140 240H142L140 242ZM155 244H154V241ZM157 240V241H156ZM192 240V244L189 243ZM194 240V241H193ZM231 240V241H230ZM57 241V242H56ZM117 241V242H115ZM119 241V244H118ZM139 243H137V242ZM148 241V242H147ZM152 243H150V242ZM170 243H174V244H170ZM172 241V242H171ZM178 241V243H177ZM181 241V242H180ZM63 242V243H61ZM67 242V243H66ZM70 244H69V243ZM75 242V243H74ZM82 244H81V243ZM101 242V243H100ZM115 242V243H114ZM126 242V244H125ZM136 242V243H135ZM157 242V243H156ZM46 243V244H45ZM50 243V244H49ZM66 243V244H65ZM104 243V244H103ZM109 243V244H108ZM122 243V244H121ZM141 243H143L141 245ZM149 243V244H148ZM163 247H161L159 244ZM162 243V244H161ZM165 245H164V244ZM254 243V244H253ZM52 244V245H51ZM60 244V245H59ZM68 244V245H67ZM76 244V246H75ZM79 244V245H78ZM103 246H102V245ZM128 244V245H127ZM130 244V245H129ZM157 244V245H156ZM168 244V245H167ZM191 244V245H189ZM236 244V245H235ZM48 245V246H47ZM55 245V246H54ZM59 245V248L58 246ZM64 245V246H63ZM99 245V246H98ZM117 245V246H116ZM133 245V246H132ZM137 245V246H136ZM151 245V246H150ZM155 249H153V247ZM173 245V246H172ZM189 247L187 249V246ZM232 245V246H231ZM57 246V247H56ZM60 248V247H62ZM72 246H74L72 248ZM84 246V247H83ZM91 248H90V247ZM95 246V247H94ZM110 246V248L108 247ZM113 246V247H112ZM130 246V247H129ZM141 248H139V247ZM146 246V247H145ZM148 246V247H147ZM150 246V247H149ZM159 246V247H157ZM168 246V247H167ZM175 246V247H174ZM69 247V248H68ZM71 247V249H70ZM81 247V248H80ZM86 247V248H85ZM88 247V250H87ZM97 247V248H96ZM122 247V248H121ZM128 250H126L125 248ZM136 247V249H135ZM45 248H47L45 250ZM56 248V249H55ZM77 248V249H76ZM85 248V249H84ZM96 248V250H95ZM99 248V249H98ZM117 248H119L117 250ZM132 248V249H131ZM144 248V250H142ZM146 248V249H145ZM157 248V249H156ZM168 248V249H167ZM170 248V249H169ZM177 249V252L175 249ZM191 248V249H190ZM232 248V249H231ZM237 248V249H234ZM5 249H7V245L5 246ZM29 249L28 253L27 250ZM31 249V250H30ZM55 249V250H54ZM67 249V250H65ZM70 249V250H69ZM104 249V250H102ZM111 249V250H110ZM114 249L116 250L115 254H114ZM137 250V251H134ZM141 249V251H140ZM153 249V250H152ZM165 249H167L165 251ZM233 251H231V250ZM72 250V252H70ZM76 250V251H75ZM81 250V251H80ZM131 250V251H130ZM149 252H148V251ZM229 250V251H228ZM236 250V252H234ZM59 251V252H58ZM108 254H107V252ZM127 251V253H126ZM130 251V252H129ZM162 252L161 255L158 252ZM173 251V252H172ZM175 251V252H174ZM240 251V252H239ZM36 253V259H35V253ZM44 252H47L45 254H43ZM69 252V254L67 253ZM87 252V253H86ZM106 252V253H105ZM113 253L110 254L109 253ZM119 252V253H118ZM122 252V253H121ZM124 252V253H123ZM139 252V253H138ZM141 252V254H140ZM145 252V253H144ZM147 252V253H146ZM155 252V253H153ZM165 252V253H164ZM233 253L232 255L230 253ZM244 252V253H243ZM255 252V253H254ZM58 253V254H57ZM62 253V254H61ZM77 253V255H76ZM133 253V254H132ZM137 253V254H136ZM168 253V254H167ZM173 253V254H172ZM42 254V255H41ZM47 254V255H46ZM56 254V255H55ZM59 254L60 257H59ZM64 254V256H63ZM84 254V255H82ZM94 254V256H92ZM99 254V255H97ZM103 254V255H102ZM126 254V255H125ZM135 254V256H134ZM147 254V255H146ZM149 254V255H148ZM150 254H152V257H148L151 256ZM171 254V255H170ZM218 254V255H217ZM235 254V256H233ZM55 255V256H54ZM68 255V256H67ZM80 255V256H78ZM106 255L108 256L106 258ZM113 255H117V258L113 257ZM125 255V256H123ZM130 255V256H129ZM141 255V256H140ZM166 255V256H165ZM237 255V256H236ZM239 255V257H238ZM246 255V256H245ZM32 256V257H31ZM48 256V257H47ZM53 256V257H52ZM57 256V257H56ZM76 259H74L73 258ZM85 256V257H84ZM118 256H120V258H118ZM128 256V257H127ZM133 256V257H132ZM144 256V257H143ZM147 256V260L145 259V257ZM221 256V257H220ZM43 257V259H42ZM46 257V258H45ZM67 259H66V258ZM82 257V258H80ZM92 257V258H91ZM103 257V258H102ZM111 257V258H110ZM122 257V258H121ZM127 257V258H126ZM139 257V258H137ZM141 257V258H140ZM157 257V258H156ZM159 257V258H158ZM167 259H166V258ZM171 257V258H170ZM174 257V258H172ZM232 257V258H231ZM236 257V258H235ZM241 257V259H239ZM246 257V258H245ZM49 258V259H48ZM57 258V259H56ZM61 258V260H60ZM78 258V259H77ZM86 258V259H85ZM91 258V259H88ZM100 258V259H99ZM102 258V259H101ZM125 258V260H124ZM132 260H131V259ZM156 258V259H155ZM197 258V259H196ZM229 258V259H228ZM235 258V259H234ZM245 258V259H242ZM253 260H252V259ZM23 259V258H22ZM55 259V260H54ZM64 259V260H63ZM70 259V260H68ZM73 259V260H72ZM81 259V260H80ZM93 259V261H92ZM104 259V261H103ZM110 259V261H109ZM117 259V260H116ZM139 259V260H138ZM142 259V260H141ZM150 259V261H149ZM154 259V262H152ZM218 259V260H216ZM234 259V260H233ZM247 259V260H246ZM256 259V260H255ZM44 262H43V261ZM49 262H48V261ZM58 260V261H57ZM86 260V261H85ZM115 260V261H113ZM131 260V261H130ZM144 260V262H142ZM156 260V261H155ZM158 260V261H157ZM162 262H161V261ZM220 260V261H219ZM230 262H229V261ZM242 260V261H240ZM54 261V262H53ZM60 261V262H59ZM65 261V263H63ZM70 261V262H69ZM80 261V262H79ZM106 261V262H105ZM113 261V262H112ZM124 261V262H122ZM150 263H149V262ZM166 261V262H165ZM224 261V262H223ZM245 261V263H244ZM250 261V262H249ZM57 262V263H56ZM85 262V263H84ZM111 262V263H110ZM128 262V263H127ZM141 262V263H140ZM147 262V263H146ZM161 262V263H160ZM223 262V263H222ZM243 262V263H242ZM253 262V263H252ZM255 262V263H254Z\"/></svg>",
    "mask_w": 264,
    "mask_h": 264
},
{
    "label": "bare ground",
    "instance_id": "bare-ground-1",
    "mask_svg": "<svg viewBox=\"0 0 264 264\" xmlns=\"http://www.w3.org/2000/svg\"><path fill=\"white\" fill-rule=\"evenodd\" d=\"M8 1H9V0H8ZM39 1H40V0H39ZM39 1H38V2H39ZM44 1H45V0H44ZM50 1L52 2V1H54V0H50ZM69 1L73 2V0H69ZM69 1L67 0V2H69ZM74 1H75V0H74ZM76 1H77V0H76ZM82 1L84 2V0H82ZM103 1H104V0H103ZM111 1L114 2L113 0H111ZM135 1H136V0H135ZM137 1H138V0H137ZM139 1L141 2V0H139ZM149 1H150V0H149ZM149 1H147V2L149 3ZM167 1L169 2V0H167ZM173 1H174V0H173ZM177 1H179V0H177ZM182 1H183V0L179 1V3L182 2ZM190 1H191V0H190ZM193 1H194V0H193ZM193 1H192V2H193ZM196 1H197V0H196ZM206 1H207V0H206ZM219 1H220V0H219ZM224 1H225V0H224ZM228 1H229V0H228ZM237 1H238V0H237ZM0 2H1V0H0ZM3 2H4V1H3ZM22 2H23V1H22ZM26 2H27V0H26ZM32 2H33V1H32ZM40 2H41V1H40ZM51 2H50V3H51ZM71 2H70V3H71ZM83 2H81V4H83ZM87 2H89V1H87ZM87 2H86V3H87ZM90 2H92V1H90ZM90 2H89V3H90ZM98 2H99V1H98ZM115 2H116V0H115ZM123 2H125V1H123ZM150 2H151V1H150ZM157 2H158V1H157ZM159 2H160V1H159ZM170 2H171V1H170ZM184 2H186V0H185ZM210 2L212 3V1H210ZM226 2H227V0H226ZM231 2H232V1H231ZM249 2H250V1H249ZM11 3H13V2H11ZM16 3H17V2H16ZM24 3H25V2H24ZM30 3H31V2H30ZM30 3H29V4H30ZM73 3H74V2H73ZM86 3H85V4H86ZM89 3H87V4H89ZM104 3H105V2H104ZM104 3H103V4H104ZM116 3H117V2H116ZM120 3H121V2H120ZM129 3H130V2H129ZM132 3H134V2H132ZM135 3H136V2H135ZM143 3H144V2H143ZM143 3H142V5H143ZM163 3H164V2H163ZM172 3H173V2H172ZM177 3H178V2H177ZM177 3H176V4H177ZM179 3H178V4H179ZM188 3H189V2H188ZM196 3H197V2H196ZM196 3H195L194 5H196ZM220 3H221V2H220ZM14 4H15V2H14ZM34 4H35V2H34ZM43 4H44V3H41V6H42ZM45 4H47V3H45ZM59 4H60V3H59ZM64 4H65V3H64ZM67 4H68V3H67ZM85 4H84V7H85ZM90 4H91V3H90ZM98 4H99V3H98ZM118 4H119V3H118ZM140 4H141V3H140ZM154 4H155V3H154ZM154 4H153V5H154ZM156 4H158V3H156ZM166 4H167V3H166ZM186 4H187V3H186ZM208 4H209V3H208ZM223 4H224V3H223ZM226 4H227V3H226ZM231 4H232V3H231ZM32 5H33V3H32ZM32 5H31V6H32ZM35 5H36V4H35ZM39 5H40V3L38 4V6H39ZM47 5H49V3H48ZM61 5H62V4H61ZM61 5H59V6H61ZM73 5L75 6V4H73ZM73 5H72V6H73ZM91 5H92V4H91ZM91 5H90V6H91ZM125 5H126V4H125ZM130 5H132V4H130ZM149 5L151 6L150 3H149ZM168 5H169V4H168ZM168 5H167V6H168ZM172 5H173V4H172ZM180 5H181V4H180ZM182 5H183V4H182ZM189 5H190V4H189ZM213 5H214V4H213ZM227 5H228V4H227ZM239 5H241V3H240ZM245 5H246V4H245ZM249 5H250V4H249ZM0 6H1V4H0ZM13 6H14V5H13ZM27 6H28V5H27ZM41 6H40V7H41ZM45 6H46V5H44V7H45ZM54 6H55V5H54ZM59 6H58V10H59V8H60ZM67 6H68V5H67ZM74 6H73V7H74ZM76 6H77V5H76ZM82 6H83V5H82ZM90 6H89V7H90ZM92 6H93V5H92ZM92 6H91V7H92ZM113 6H114V5H113ZM120 6H121V5H120ZM146 6H148V5L146 4ZM154 6H155V5H154ZM157 6H158V5H157ZM163 6H165V5H163ZM175 6H176V5H175ZM206 6H209V5L206 4ZM211 6H212V4H211ZM215 6H216V5H215ZM223 6H225V5H223ZM3 7H4V6H3ZM7 7H8V6H7ZM16 7H17V6H16ZM24 7H25V6H24ZM28 7H29V6H28ZM36 7H37V6H36ZM42 7H43V6H42ZM44 7H43V9H45ZM47 7H49V6H47ZM73 7H72V8H73ZM77 7H78V6H77ZM80 7H81V6H80ZM80 7H79V8H80ZM99 7H100V6H98L97 8H99ZM124 7H125V6H124ZM136 7H137V6H136ZM170 7H171V6H170ZM184 7H185V6H184ZM201 7H203V6L201 5ZM209 7H210V6H209ZM13 8H14V7H13ZM22 8H23V7H22ZM54 8H55V7H54ZM66 8H67V7H66ZM74 8H75V7H74ZM85 8H87V7H85ZM105 8H106V7H105ZM105 8H104V9H105ZM108 8H109V7H108ZM119 8H120V7H119ZM128 8H129V7H128ZM146 8H147V7H146ZM146 8H145V9H146ZM148 8H149V7H148ZM158 8H159V7H158ZM158 8H157V9H158ZM160 8H161V7H160ZM160 8H159V9H160ZM162 8H163V7H162ZM164 8H165V7H164ZM167 8H168V7H167ZM173 8H174V7H173ZM187 8H188V7H187ZM187 8H186V9H187ZM189 8H190V7H189ZM199 8H200V7L198 6V9H199ZM203 8H204V7H203ZM206 8H207V7H206ZM213 8H215V7L213 6ZM218 8H219V7H218ZM251 8H252V7H251ZM7 9H8V8H7ZM20 9H21V8H20ZM23 9H24V8H23ZM23 9H22V10H23ZM33 9H34V8H33ZM33 9H32V10H33ZM41 9H42V8H41ZM43 9H42V11H43ZM64 9H65V8H64ZM68 9H70V8H68ZM76 9H77V8H76ZM94 9H96V8H94ZM110 9H111V8H110ZM123 9H124V8H123ZM151 9H152V6H151ZM155 9H156V8H155ZM155 9H154V10H155ZM169 9H170V8H169ZM169 9H168V10H169ZM182 9H184V8H182ZM209 9H210V8H209ZM209 9H207V10H209ZM227 9H228V8H227ZM227 9H225V10H227ZM242 9H243V7H242ZM3 10H4V9H3ZM5 10H6V8H5ZM16 10L18 11V8H16ZM35 10H36V9H35ZM47 10H48V8H47ZM55 10H56V9H55ZM84 10H85V9H84ZM87 10H89V8H87ZM96 10H97V9H96ZM96 10H95V11H96ZM111 10L113 11L114 9L112 8ZM130 10H131V8H130ZM135 10H136V9H135ZM142 10H144V9H142ZM149 10H150V9H149ZM149 10H148V11H149ZM178 10H179V9H178ZM207 10H206V11H207ZM219 10H220V9H219ZM238 10H239V9H238ZM246 10H247V9H246ZM14 11H15V10H14ZM20 11H21V10H19L18 12H20ZM27 11H28V10H27ZM59 11H60V10H59ZM61 11H62V10H61ZM64 11H65V10H64ZM69 11H70V10H69ZM90 11H91V10H90ZM106 11H107V10H106ZM106 11H103V10H102V12L107 13ZM126 11H127V10H126ZM145 11H146V10H145ZM173 11H177V10H174V9H173ZM179 11H180V10H179ZM179 11H178V12H179ZM186 11H187V10H186ZM206 11H205V12H206ZM213 11H214V10H213ZM235 11H236V9H235ZM235 11H234V12H235ZM15 12H16V11H15ZM15 12H14V13H15ZM18 12H17V13H18ZM21 12H22V11H21ZM25 12H26V11H25ZM25 12H24V13H25ZM28 12H29V11H28ZM38 12H41V11H38ZM51 12H52V10H51ZM51 12H50V13H51ZM62 12H63V11H62ZM77 12H78V11H77ZM96 12H97V11H96ZM99 12H100V11H99ZM114 12H115V11H114ZM124 12H125V11H124ZM133 12H134V11H133ZM138 12H139V11H138ZM146 12H147V11H146ZM165 12H167V11H165ZM183 12H185V11H183ZM200 12H201V10H200ZM202 12H203V11H202ZM223 12H224V11H223ZM261 12H262V11H261ZM2 13H3V12H2ZM4 13H5V12H4ZM8 13H9V12H8ZM30 13H31V12H30ZM30 13H28V14H30ZM59 13H60V12H59ZM59 13H58V14H59ZM68 13H69V12H68ZM71 13H72V12H71ZM84 13H85V12H84ZM92 13H93V12H92ZM97 13H98V12H97ZM105 13H103V14H105ZM126 13H127V14H126ZM126 13H125L126 15H125V14H124V15L122 14V15H123L124 17H125V16L127 17V15H128L129 12H126ZM136 13H137V12H136ZM150 13H151V11H150ZM162 13H163V12H162ZM167 13H168V12H167ZM181 13H182V12H181ZM188 13L190 14V12H188ZM188 13H187V14H188ZM211 13H212V11H211ZM215 13H216V12H215ZM229 13H230V12H229ZM232 13H233V12H232ZM12 14H13V12H12ZM21 14H22V13H21ZM38 14H39V13H38ZM63 14H64V13H63ZM80 14H81V12H80ZM80 14H79V15H80ZM85 14H86V13H85ZM99 14H101V13H99ZM111 14H112V13H111ZM113 14H114V13H113ZM115 14H117V13H115ZM137 14H138V13H137ZM142 14H143V13H142ZM156 14H157V13H156ZM189 14L186 16V13H185V14H183V16L185 15V16L188 18ZM195 14H196V13H195ZM195 14H193V15H195ZM216 14H217V13H216ZM230 14H231V13H230ZM230 14H229V15H230ZM238 14H240V13H238ZM7 15H8V14H7ZM14 15H15V14H14ZM17 15H18V14H17ZM23 15H24V14H23ZM34 15H36V14H34ZM48 15H50V14H48ZM61 15H62V13H61ZM68 15H70V13H69ZM120 15H121V14H120ZM139 15L141 16V14H139ZM153 15H154V14H153ZM160 15H161V14H160ZM160 15H159V17H160ZM163 15H164V14H163ZM174 15H175V14H174ZM176 15H178V14L176 13ZM191 15H192V14H191ZM209 15H210V14H209ZM214 15H215V14H214ZM214 15H213V16H214ZM226 15H227V14H226ZM233 15H234V14H233ZM0 16H4V15H0ZM24 16H26V15H24ZM27 16H28V15H27ZM36 16H37V15H36ZM59 16H60V15H59ZM70 16H71V15H70ZM72 16H73V14H72ZM86 16H88V15H85V16L83 15V18L86 17ZM89 16H90V15H89ZM99 16H100V15H99ZM116 16H117V15H116ZM118 16H119V15H118ZM128 16H129V15H128ZM135 16H136V14H135ZM170 16H172V15H170ZM181 16H182V15H181ZM196 16H197V14H196ZM198 16H199V15H198ZM202 16H203V13H202ZM204 16H205V14H204ZM206 16H207V14H206ZM218 16H219V15H218ZM220 16H221V15H220ZM222 16H223V15H222ZM240 16H241V15H240ZM240 16H239V17H240ZM11 17H12V16H11ZM17 17H18V16H17ZM17 17H16V18H17ZM19 17H21V16H19ZM28 17L31 18V16H28ZM28 17H27V18H28ZM91 17H92V16H91ZM132 17H133V16H132ZM137 17H139V16L137 15ZM142 17H144V16H142ZM153 17H154V16H153ZM161 17H162V16H161ZM168 17H169V16H168ZM190 17H191V16H190ZM190 17H189V19H190ZM229 17H230V16H229ZM232 17H233V16H232ZM4 18H5V17H4ZM4 18H3V19H4ZM23 18H26V17H23ZM23 18H22V19H23ZM47 18H48V17H47ZM47 18H44L43 20H45V19H47ZM59 18H61V16H60ZM62 18H63V16H62ZM64 18H65V17H64ZM69 18H70V17H69ZM72 18H74V17H72ZM81 18H82V17H81ZM115 18H116V17H115ZM115 18H114V19H115ZM128 18H129V17H127V19H128ZM139 18H140V17H139ZM175 18H176V17H175ZM187 18L184 17V20L187 19ZM207 18H208V17H207ZM244 18H246V17H244ZM255 18H256V17H255ZM32 19H34V18H32ZM52 19H53V18H52ZM77 19H78V17H77ZM94 19H95V18H94ZM96 19H98V18H96ZM103 19H104V18H103ZM106 19H107V18H106ZM108 19H109V18H108ZM112 19H113V18H112ZM144 19H145V18H144ZM144 19H143V20H144ZM153 19H154V18H153ZM153 19H152V20H153ZM160 19H161V18H160ZM180 19H182V18L180 17ZM189 19H188V20H189ZM204 19H205V17H204ZM221 19H222V18H221ZM234 19H235V18H234ZM247 19H248V18H247ZM27 20H28V19H27ZM53 20H54V19H53ZM71 20H73V19H71ZM79 20H80V19H79ZM90 20H91V18H90V19L88 18L87 21H90ZM92 20H93V19H92ZM116 20H117V19H116ZM122 20H123V19H122ZM156 20H157V18H156ZM163 20H164V19H163ZM170 20H171V19H170ZM170 20H169V21H170ZM174 20H176V19H174ZM182 20H183V19H182ZM188 20H186V22H187ZM192 20H193V19H192ZM192 20H191V21H192ZM215 20H217V19H215ZM218 20H219V19H218ZM222 20H224V18H223ZM222 20H221V21H222ZM243 20H244V19H243ZM2 21H3V20H2ZM24 21H26V20H23V21L21 20L20 22L22 23V22H24ZM37 21H38V20H37ZM55 21H56V20H55ZM58 21H59V20H58ZM84 21H86V20H84ZM105 21H106V20H105ZM113 21H114V20H113ZM113 21H112V23H113ZM138 21H139V20H138ZM144 21H145V20H144ZM153 21H154V20H153ZM178 21H179V19H178ZM180 21H181V20H180ZM193 21H194V20H193ZM204 21H206V20H204ZM210 21H211V20H210ZM219 21H220V20H219ZM230 21H231V20H230ZM247 21H248V20H247ZM42 22H43V21H42ZM42 22H41V23H42ZM45 22H46V20H45ZM73 22H74V21H73ZM98 22H99V21H98ZM98 22H96V23H98ZM107 22H108V21H107ZM116 22H117V21H116ZM130 22H131V21H130ZM134 22H135V20H134ZM139 22H140V21H139ZM141 22H142V21H141ZM141 22H140V23H141ZM148 22H149V20H148ZM150 22H152V21L150 20ZM154 22H155V21H154ZM157 22H159V20H157ZM197 22H198V21H197ZM199 22H200V21H199ZM208 22H209V21H208ZM214 22H216V21H214ZM225 22H226V21L224 20V23H225ZM260 22H261V21H260ZM5 23H6V22H5ZM16 23H17V22H16ZM24 23H25V22H24ZM24 23H22V24L24 25ZM28 23H29V21H28ZM39 23H40V22H39ZM41 23H40V25H41ZM54 23H55V22H54ZM66 23H67V22H66ZM69 23H70V22H69ZM77 23H79V22L77 21ZM77 23H76V24H77ZM81 23H83V22H81ZM81 23H80V24H81ZM104 23H105V22H104ZM146 23H147V21H146ZM161 23H162V22H160V25H161ZM175 23H177V21H176ZM175 23H174V24H175ZM183 23H184V22H183ZM183 23H182V24H183ZM189 23H190V22H189ZM195 23H196V20H195ZM203 23H204V22H203ZM218 23H220V22H218ZM229 23H230V22H229ZM253 23H254V22H253ZM0 24H1V23H0ZM36 24H37V22H36ZM43 24H44V23H43ZM46 24H47V23H46ZM46 24H45V25H46ZM88 24H89V23H88ZM105 24H107V23H105ZM108 24H109V23H108ZM142 24H143V22H142ZM148 24H149V23H148ZM154 24H155V23H154ZM172 24H173V23H172ZM172 24H171V25H172ZM182 24H181V25H182ZM213 24H214V23H213ZM215 24H216V23H215ZM232 24H233V23H232ZM260 24H261V23H260ZM262 24H263V23H262ZM3 25H4V24H3ZM8 25H10V24H8ZM16 25H17V24H16ZM30 25H31V24H30ZM32 25H33V24H32ZM47 25H48V24H47ZM50 25H51V24H50ZM54 25H55V24H54ZM56 25H57V24H56ZM56 25H55V26H56ZM60 25H61V24H60ZM62 25H64V24H62ZM96 25H97V24H96ZM165 25H166V24H165ZM175 25H176V24H175ZM195 25H196V24H195ZM209 25H210V23H209ZM224 25H225V24H224ZM224 25H223V26H224ZM229 25H230V24H229ZM254 25H255V24H254ZM263 25H264V24H263ZM24 26H25V25H24ZM27 26H28V25H27ZM35 26H36V25H35ZM35 26H34V28H35ZM48 26H49V25H48ZM77 26H79V25H77ZM84 26H85V24H84ZM89 26H92V25H89ZM99 26L101 27L102 24L99 25ZM125 26H126V25H125ZM125 26H123V27H125ZM127 26H128V25H127ZM131 26H132V25H131ZM136 26H137V24H136ZM144 26H145V25H144ZM146 26H147V25H146ZM156 26H157V25H156ZM156 26H154V27L156 28ZM185 26H186V25H185ZM255 26H256V25H255ZM6 27H7V26H6ZM22 27H23V26H22ZM41 27H42V26H41ZM43 27H44V25H43ZM53 27H54V26H53ZM61 27H62V26H61ZM64 27H65V25H64ZM100 27H99V28H100ZM104 27H105V26H104ZM106 27H107V26H106ZM134 27H135V25H134ZM138 27L141 28V25H140V26H137V28H138ZM159 27H160V26H159ZM166 27H167V26H166ZM169 27H170V25H169ZM169 27H168V29H169ZM171 27H172V26H171ZM173 27H174V25H173ZM180 27H181V26H180ZM190 27H191V26H190ZM198 27H199V25H198ZM202 27H203V26H202ZM202 27H201V28H202ZM217 27H218V25H217ZM217 27H216V28H217ZM225 27H226V26H225ZM225 27H224V28H225ZM242 27H243V25H242ZM245 27H246V26H245ZM245 27H244V28H245ZM262 27H263V26H262ZM1 28H2V27H1ZM1 28H0V29H1ZM17 28H18V27H17ZM17 28H16V29H17ZM25 28H26V27H25ZM29 28H30V26H29ZM36 28H37V27H36ZM46 28H47V26H46ZM46 28H45V29H46ZM54 28H56V27H54ZM58 28H59V26H58ZM80 28H81V26H80ZM83 28H84V27H83ZM85 28H86V27H85ZM126 28H127V27H126ZM128 28H129V27H128ZM146 28H147V27H146ZM155 28H154V29H155ZM164 28H165V27H164ZM175 28H176V27H175ZM192 28H193V27H192ZM199 28H200V27H199ZM209 28H210V27H209ZM209 28H208V29H209ZM212 28H213V27H212ZM212 28H211V29H212ZM246 28H247V27H246ZM2 29H3V28H2ZM11 29H12V27H11ZM14 29H15V28H14ZM31 29H32V28H31ZM49 29H50V28H48V31H49ZM59 29H61V28H59ZM78 29H79V28H78ZM89 29H90V28H89ZM95 29L97 30L98 28H95ZM131 29H132V28H131ZM135 29H136V28H135ZM144 29H145V28H144ZM148 29H149V28H148ZM151 29H152V28H151ZM159 29H160V28H159ZM165 29H167V28H165ZM177 29H178V28H177ZM186 29H187V28H186ZM186 29H185V30H186ZM238 29H239V28H238ZM4 30H5V29H4ZM34 30L36 31V30H38V29H34ZM52 30H53V29H52ZM66 30H67V29H66ZM75 30H76V28H75ZM80 30H81V29H80ZM83 30H84V29H83ZM92 30H93V29H91L90 32H91ZM160 30H161V29H160ZM160 30H157L156 32H157V33H158V32L160 33ZM171 30L174 31L173 28H172ZM175 30H176V29H175ZM183 30H184V29H183ZM185 30H184V31H185ZM192 30H193V29H192ZM195 30H196V29H195ZM247 30H248V29H247ZM247 30H246V31H247ZM15 31H16V30H15ZM29 31H30V30H29ZM35 31H34V33H35ZM39 31H40V29H39ZM46 31H47V30H46ZM56 31H57V30H56ZM76 31H77V30H76ZM78 31H79V30H78ZM106 31H107V30H106ZM108 31H109V30H108ZM134 31H135V30H134ZM151 31H153V30H151ZM161 31H162V30H161ZM168 31H170V30H168ZM179 31H180V30H179ZM196 31H198V30H196ZM206 31H207V30H206ZM209 31H210V30H209ZM214 31H216V30H214ZM217 31H218V30H217ZM217 31H216V32H217ZM224 31H225V30H224ZM43 32H44V31H43ZM53 32H54V31H53ZM59 32H60V31H59ZM61 32H62V31H61ZM66 32H68V30H67ZM71 32H72V31H71ZM71 32H70V33H71ZM80 32H81V31H80ZM82 32H83V31H82ZM82 32H81V35H83ZM92 32H93V31H92ZM92 32H91V33H92ZM98 32H99V31H98ZM110 32L113 33V31H110ZM128 32H129V31H128ZM132 32H133V31H132ZM132 32H131V33H132ZM163 32H164V34L166 35L165 31H163ZM186 32H187V30H186ZM189 32H190V30H189ZM189 32H188V33H189ZM199 32H200V30H199ZM216 32H215V33H216ZM219 32H221V31H219ZM232 32H234V31H232ZM252 32H253V31H252ZM0 33H1V32H0ZM15 33H16V32H15ZM37 33H38V31H37ZM49 33H50V32H49ZM54 33H56V32H54ZM87 33H88V32H87ZM87 33H86V34H87ZM102 33H104V32H102ZM106 33H108V32H106ZM121 33H123V32H121ZM121 33H120V34H121ZM145 33H147V32H145ZM154 33H155V30H154ZM171 33H172V32H171ZM181 33L183 34V32H181ZM188 33H187V34H188ZM192 33H193V31H192ZM194 33H195V32H194ZM203 33H204V32H203ZM208 33H209V32H208ZM235 33H236V32H235ZM8 34H9V33H8ZM24 34H25V33H24ZM44 34H45V33H44ZM50 34H51V33H50ZM95 34H96V33H95ZM109 34H110V33H109ZM118 34H119V33H118ZM126 34H127V33H126ZM133 34H134V33H133ZM149 34H150V33H149ZM152 34H153V33H152ZM164 34L161 35V33H160L161 36H164ZM167 34H168V33H167ZM169 34H170V32H169ZM169 34H168V35H169ZM176 34H177V33H176ZM184 34H186V33H184ZM184 34H183V35H184ZM196 34H197V32H196ZM205 34H207V33H205ZM212 34H213V33H212ZM212 34H211V35H212ZM2 35H3V34H2ZM29 35H30V34H29ZM47 35H48V34H47ZM60 35H61V34H60ZM62 35H63V33H62ZM90 35L93 36L94 34H90ZM96 35L98 36L99 34H96ZM116 35H117V34H116ZM124 35H125V34H124ZM128 35H129V34H128ZM128 35H127V36H128ZM134 35H135V34H134ZM150 35H151V34H150ZM153 35H154V34H153ZM170 35L173 36V33L170 34ZM193 35L195 36V34H193ZM203 35H204V34H203ZM247 35H248V34H247ZM247 35H246V36H247ZM10 36H11V35H10ZM10 36H9L8 39H10ZM24 36H25V35H24ZM26 36H27V35H26ZM45 36H46V34H45ZM45 36H44V37H45ZM53 36H54V35H53ZM87 36H88V35H87ZM92 36H91V37H92ZM104 36H105V35H104ZM122 36H123V35H122ZM125 36H126V35H125ZM125 36H124V37H125ZM132 36H133V35H132ZM135 36H136V35H135ZM135 36H134V37H135ZM161 36H160V37H161ZM177 36H180V35H177ZM177 36H176V37H177ZM204 36H205V35H204ZM221 36H222V35H221ZM232 36H233V35H232ZM27 37H28V36H27ZM49 37H50V36H49ZM49 37H48V38H49ZM54 37H55V36H54ZM54 37H52V38H54ZM56 37H57V36H56ZM56 37L54 38L53 41H57V40H55V39H57ZM58 37H59V36H58ZM83 37H85V36H83ZM99 37H100V36H99ZM102 37H103V36H102ZM102 37H101V38H102ZM115 37H116V36H115ZM154 37H155V35H154ZM180 37H181V36H180ZM180 37L178 38V40H180ZM182 37H183V36H182ZM184 37H185V35H184ZM186 37H188V35H187ZM191 37H192V35H191L189 38H191ZM200 37H202V35H200ZM215 37H216V36H215ZM215 37H211V38H215ZM226 37H227V35H226ZM263 37H264V36H263ZM263 37H262V38H263ZM2 38H3V36H2ZM18 38H19V37H18ZM23 38H24V37H23ZM37 38H39V37H36V39H37ZM40 38H42V37H40ZM46 38H47V37H46ZM48 38H47V39H48ZM85 38H88V37H85ZM110 38H111V37H110ZM112 38H113V36H112ZM120 38H121V36H120ZM122 38H123V37H122ZM127 38H129V37H127ZM158 38H159V37H158ZM171 38H173V37H171ZM194 38H195V37H194ZM202 38H203V37H202ZM208 38H209V37H208ZM21 39H22V37H21ZM24 39H25V38H24ZM42 39L44 40V38H42ZM162 39H163V38H162ZM187 39H188V38H187ZM198 39H199V36H198ZM223 39H224V37H223ZM223 39H222V40H223ZM234 39H235V38H234ZM250 39H251V38H250ZM27 40H28V39H27ZM38 40H39V39H38ZM43 40H42V41H43ZM48 40H49V39H48ZM59 40H61V38H60ZM63 40H64V39H63ZM96 40H97V39H96ZM102 40H103V39H102ZM102 40H101V41H102ZM106 40H107V39H106ZM108 40H109V38H108ZM116 40H117V39H116ZM120 40H121V39H120ZM131 40H132V39H131ZM133 40H134V39H133ZM133 40H132V41H133ZM137 40H138V39H137ZM142 40H143V39H142ZM167 40H169V39H167ZM181 40H182V39H181ZM181 40H180V41H181ZM189 40H190V39H189ZM191 40H192V39H191ZM210 40H211V39H210ZM215 40H217V39L215 38L213 41H215ZM224 40H225V39H224ZM245 40H246V38H245ZM2 41H3V40H1V42H2ZM13 41H14V40H13ZM61 41H62V40H61ZM61 41H60V42H61ZM65 41H66V39H65ZM157 41H158V40H157ZM172 41H173V40H171V42H172ZM174 41H175V40H174ZM194 41H196V38H195V40H193L192 42H194ZM200 41H202V40L200 39ZM204 41H205V40H204ZM219 41L221 42V40H219ZM225 41H226V40H225ZM225 41H224V42H225ZM228 41H229V40H228ZM15 42H16V41H15ZM21 42H22V41H21ZM63 42H64V41H63ZM94 42H95V41H94ZM120 42H121V41H120ZM162 42H163V41H162ZM171 42H170V44H171ZM197 42H198V41H197ZM202 42H203V41H202ZM202 42H201V43H202ZM206 42H207V41H205V43H206ZM224 42H223V43H224ZM229 42H230V41H229ZM232 42H234V40H232ZM255 42H256V41H255ZM26 43H27V42H26ZM64 43H65V42H64ZM85 43H86V42H85ZM100 43H101V42H100ZM111 43H112V42H111ZM144 43H145V42H144V40H143V44H144ZM174 43H175V42H174ZM174 43H173V45H174ZM184 43H185V42H184ZM189 43H190V41L188 42V44H189ZM217 43H219V42H217ZM217 43H215V44H217ZM239 43H240V42H239ZM259 43H260V42H259ZM27 44H28V43H27ZM27 44H26V45H27ZM53 44H54V43H53ZM57 44H59L58 41H57ZM61 44H62V43H61ZM81 44H82V42H81ZM83 44H84V43H83ZM86 44H87V43H86ZM93 44H94V43H93ZM116 44H117V43H116ZM122 44H123V42H122ZM140 44H141V43H140ZM155 44H156V42H155ZM162 44H163V43H162ZM191 44H192V43H191ZM197 44H198V43H197ZM203 44H204V43H203ZM225 44H226V42H225ZM228 44H229V43H228ZM240 44H242V43H240ZM251 44H252V43H251ZM9 45H10V40H9ZM16 45H17V44H16ZM16 45H15V46H16ZM49 45H51V44L49 43ZM59 45H60V44H59ZM74 45H75V44H73L72 46H74ZM97 45H98V44H97ZM99 45H101V44H99ZM99 45H98V46H99ZM117 45H118V44H117ZM123 45H124V44H123ZM130 45H131V44H130ZM167 45H168V44H167ZM193 45H194V44H193ZM199 45H200V44H199ZM204 45H205V44H204ZM2 46H3V44H2ZM4 46H6V45H4ZM4 46H3V48H4ZM20 46H21V45H20ZM52 46H53V45H52ZM55 46H56V42H55ZM75 46H77V45H75ZM83 46H84V45H83ZM102 46H103V45H102ZM102 46H99L100 49H101V51H102V48H101ZM118 46H119V45H118ZM127 46H129V45L127 44ZM133 46H134V45H133ZM143 46L145 47V46H146V43H145V45H143ZM157 46H158V44H157ZM164 46H165V45H164ZM164 46H163V47H164ZM174 46H176V45H174ZM184 46H185V45H184ZM184 46H183V47H184ZM205 46H207V44H206ZM212 46H213V45H212ZM220 46H221V45H220ZM227 46H228V45H227ZM246 46H247V45H246ZM251 46H252V45H251ZM8 47H9V46H8ZM47 47H48V46H47ZM80 47H81V46H80ZM85 47H86V45H85ZM87 47H88V46H87ZM103 47H104V46H103ZM116 47H117V46H116ZM129 47H130V46H129ZM129 47H126V48H129ZM134 47L136 48V46H134ZM137 47H138V46H137ZM141 47H142V46H141ZM141 47H138V48H141ZM148 47H149V46H148ZM153 47H154V46H153ZM155 47H156V46H155ZM155 47H154L153 49H155ZM161 47H162V46H161ZM171 47H172V46H171ZM171 47H170V48H171ZM180 47H181V46H180ZM186 47H188V46H186ZM229 47H230V46H229ZM243 47H244V46H243ZM50 48H51V47H50ZM58 48H60V47L58 46ZM62 48H64V47H62ZM67 48H68V47H67ZM67 48H65L66 51H67ZM74 48H76V47H74ZM131 48H132V47H131ZM135 48H133V50H134ZM145 48H146V47H145ZM150 48H151V47H150ZM156 48H157V47H156ZM164 48L166 49V47H164ZM164 48H163V49H164ZM175 48H176V47H175ZM178 48H179V47H178ZM188 48H189V47H188ZM188 48H186V49H188ZM190 48H191V47H190ZM194 48H195V47H194ZM210 48H211V47H210ZM212 48H213V47H212ZM226 48H227V47H226ZM230 48H231V47H230ZM77 49H78V46H77ZM83 49H84V48H83ZM98 49H99V48H98ZM98 49H97V50H98ZM121 49H122V47H121ZM142 49H143V48H142ZM151 49H152V48H151ZM158 49H159V48H158ZM161 49H162V48H161ZM180 49H181V48H180ZM186 49H184V50H186ZM197 49H199V47H198ZM197 49H196V50H197ZM208 49H209V48H208ZM244 49H245V48H244ZM246 49H247V51L249 50L248 47H247ZM49 50H50V49H49ZM54 50H55V49H54ZM62 50H64V49H62ZM71 50H72V49H71ZM75 50H76V49H75ZM78 50H79V49H78ZM80 50H81V49H80ZM114 50H116V49L113 47V51H114ZM143 50H144V49H143ZM149 50H150V49H149ZM149 50H148V51H149ZM166 50H167V49H166ZM174 50H175V49H174ZM188 50H189L188 52H190L191 49H188ZM200 50H202V48H201ZM203 50H204V49H203ZM212 50H213V49H212ZM216 50H217V49H216ZM218 50H219V49H218ZM234 50H236V49H234ZM255 50H256V49H255ZM24 51H25V53H27V52H26L27 50H24ZM52 51H53V48H52ZM73 51H74V49H73ZM95 51H96V50H95ZM113 51H112V52H113ZM121 51H123V50H121ZM135 51H136V50H135ZM148 51H147V52H148ZM153 51H154V50H153ZM157 51H158V50H157ZM157 51H156V53H157ZM163 51H164V50H163ZM170 51L173 52V50H170ZM175 51H176V50H175ZM207 51H208V50H207ZM247 51H245V52H247ZM29 52H30V51H29ZM53 52H55V51H53ZM56 52H58V51H56ZM56 52H55V53H56ZM59 52H60V51H59ZM64 52H65V51H64ZM70 52H71V51H70ZM80 52H81V51H80ZM117 52H118V51H117ZM131 52H132V51H131ZM143 52H144V51H143ZM159 52H160V51H159ZM166 52H167V51H166ZM176 52H177V51H176ZM176 52H174L175 55L177 54ZM186 52H187V51H186ZM186 52H185V53H186ZM223 52H224V51H223ZM232 52H233V51H232ZM237 52H238V51H237ZM252 52H253V51H251V53H252ZM261 52H262V50H261ZM95 53H96V52H95ZM99 53H100V52H99ZM101 53H102V52H101ZM127 53H128V52H127ZM140 53H141V52H140ZM148 53H149V52H148ZM150 53H152V52H150ZM150 53H149V54H150ZM163 53H164V52H163ZM191 53H192V52H191ZM191 53H190V55L193 54V53H192V54H191ZM199 53H200V52H199ZM211 53H212V52H211ZM255 53H256V52H255ZM61 54H62V53H61ZM70 54H71V53H70ZM77 54H78V53H77ZM77 54H75V56H76ZM79 54H81V53H79ZM105 54H107V53H105ZM110 54H111V53H110ZM129 54H130V53H129ZM133 54H135V53H133ZM138 54H139V52H138ZM143 54H144V53H143ZM157 54H159V53H157ZM160 54H161V52H160ZM165 54L168 56L167 53H165ZM194 54H195V53H194ZM204 54H206V53H204ZM204 54H203V55H204ZM208 54H210V52H209ZM241 54H242V53H241ZM241 54H240V55H241ZM249 54H250V52H249ZM23 55H24V54H23ZM54 55H56V54H54ZM54 55H53V56H54ZM57 55H60V54L57 53ZM87 55H88V54H87ZM89 55H90V53H89ZM112 55H113V54H112ZM118 55L120 56V54H118ZM136 55H137V54H136ZM172 55H173V54H172ZM172 55H171V56H172ZM175 55H174V56H175ZM180 55L182 56V54H180ZM180 55H179V57H180ZM214 55H216V54H214ZM220 55H221V54H220ZM229 55H230V54H229ZM250 55H251V54H250ZM256 55H257V54H256ZM256 55H255V56H256ZM259 55H260V54H259ZM28 56H29V55H28ZM62 56H63V55H61V57H62ZM68 56H70V55H68ZM68 56L66 55V57H68ZM71 56H72V55H71ZM78 56H79V55H78ZM83 56H84V55H83ZM100 56H102V54H101ZM103 56H104V55H103ZM122 56H123V54H122ZM122 56H121V57H122ZM124 56L126 57V55H124ZM130 56H131V55H130ZM132 56H135V55H132ZM146 56H147V55H146ZM161 56H162V55H161ZM164 56H165V55H164ZM185 56H186V55H185ZM187 56H188V55H187ZM208 56H209V55H208ZM212 56H213V55H212ZM226 56H227V55H226ZM231 56H232V55H231ZM248 56H249V55H247V57H248ZM253 56H254V54H253ZM4 57H6V56L4 55ZM26 57H27V56H26ZM56 57H57V56H56ZM59 57H60V56H59ZM114 57H115V56H114ZM117 57H118V56H117ZM117 57H116V60H117ZM151 57H152V55H151ZM159 57H160V56H159ZM169 57H170V56H169ZM197 57H198V56H197ZM201 57H202V55H201ZM217 57H219V56H217ZM224 57H225V56H224ZM242 57H243V56H242ZM27 58H28V57H27ZM27 58H26V59H27ZM33 58H36V57H33ZM49 58H50V57H49ZM49 58H48V59H49ZM51 58H52V57H51ZM87 58H88V57H87ZM108 58H111V57H108ZM119 58H120V57H119ZM135 58H136V57H135ZM140 58H141V57H140ZM146 58H148V56H147ZM156 58H157V57H156ZM166 58H167V57H166ZM171 58L173 59V57H171ZM176 58H177V57H176ZM176 58H175V59H176ZM198 58H199V57H198ZM202 58H203V57H202ZM204 58H205V56H204ZM219 58H220V57H219ZM219 58H218V59H219ZM222 58H223V57H222ZM229 58H230V57H229ZM232 58H233V57H232ZM232 58H231V59H232ZM254 58H255V57H254ZM258 58H259V56H258ZM4 59H6V58H4ZM8 59H9V58H8ZM31 59H32V58H31ZM103 59H104V58H103ZM106 59H107V58H106ZM113 59H114V58H113ZM124 59H125V58H124ZM148 59H149V58H148ZM152 59H153V58H152ZM179 59H180V58H179ZM182 59H183V58H182ZM182 59H180V60H182ZM184 59H185V58H184ZM218 59H217V60H218ZM256 59H257V58H256ZM49 60H50V59H49ZM68 60H69V59H68ZM107 60H109V59H107ZM122 60H123V59H122ZM140 60L143 61L142 58H141ZM144 60H147V59H144ZM163 60H164V58H163ZM166 60L168 61V58H167ZM166 60H165V61H166ZM170 60H171V59H170ZM188 60H189V59H188ZM219 60H220V63H221V60H222V59H219ZM234 60H235V59H234ZM234 60H233V61H234ZM257 60H258V59H257ZM32 61H33V60H32ZM32 61L30 60V63H31ZM34 61H35V59H34ZM118 61H119V60H118ZM133 61H135V60L133 59ZM167 61H166V62H167ZM185 61H186V60H185ZM191 61H192V60H191ZM198 61H199V60H198ZM198 61H197V62H198ZM200 61H201V60H200ZM227 61H228V59H227ZM229 61H230V60H229ZM242 61H243V60H242ZM0 62H1V61H0ZM36 62H37V60H36ZM50 62H51V61H50ZM54 62H56V61H54ZM59 62H60V61H59ZM67 62H68V61H67ZM125 62H126V61H125ZM136 62H137V61H136ZM136 62H135V63H136ZM139 62H140V61H139ZM139 62H138V63H139ZM146 62H147V61H146ZM149 62H150V61H149ZM151 62H152V61H151ZM171 62H173V60H171ZM171 62H170V63H171ZM176 62H177V61H176ZM176 62H174V63H176ZM206 62H207V61H206ZM206 62H205V60H204V62H203L204 65L206 64ZM209 62H210V61H209ZM216 62H217V61H216ZM218 62H219V61H218ZM19 63H20V62H18V64H19ZM32 63H34V62H32ZM122 63H123V61H122ZM163 63H165V62H163ZM163 63H162V64H163ZM184 63H185V62H184ZM198 63H199V62H198ZM200 63H201V62H200ZM214 63H215V62L213 61V62H212V65H214ZM224 63H225V62H224ZM224 63H223V64H224ZM234 63H235V62H234ZM236 63H237V62H236ZM238 63H239V62H238ZM254 63H255V61H254ZM259 63H260V62H259ZM1 64H2V62H1ZM20 64H21V63H20ZM28 64H29V63H28ZM35 64H36V63H35ZM37 64H38V63H37ZM37 64H36V66H37ZM55 64H56V63H55ZM125 64H126V63H125ZM125 64H124V65H125ZM136 64H137V63H136ZM143 64H144V63H143ZM154 64H155L156 66L158 65L157 63H154ZM154 64H153V65H154ZM165 64H167V63H165ZM185 64H186V63H185ZM189 64H190V63H189ZM194 64H195V62H194ZM194 64L191 63L190 66H189V69H188V70H193L194 67H195ZM247 64H248V63H247ZM257 64H258V63H257ZM5 65H6V64H5ZM5 65H4V66H5ZM30 65H31V64H30ZM32 65H34V64H32ZM40 65H41V64H40ZM44 65H45V64H44ZM53 65H54V64H53ZM140 65H141V63H140ZM140 65H139V66H140ZM149 65H150V64H149ZM151 65H152V64H151ZM155 65H154V66H155ZM196 65H197V63H196ZM201 65H202V63H201ZM207 65H208V63H207ZM225 65H226V64H225ZM241 65H242V64H241ZM248 65H249V64H248ZM252 65H253V64H252ZM263 65H264V64H263ZM28 66H29V65H28ZM28 66H27V67H28ZM36 66H35V67H36ZM128 66H129V65H128ZM143 66H144V65H143ZM154 66H153L151 69H153ZM156 66H155V67H156ZM163 66H164V65H163ZM167 66H168V65H167ZM210 66H211V65H210ZM219 66H220V65H219ZM230 66H231V65H230ZM238 66H240V65L238 64ZM258 66H259V65H258ZM5 67H6V66H5ZM32 67H33V66H32ZM38 67H42V66H38ZM38 67H36V68H38ZM56 67H57V65H56ZM56 67H55V68H56ZM170 67H171V66H170ZM172 67H173V66H172ZM176 67H177V66H176ZM176 67H175V68H176ZM220 67H221V66H220ZM247 67H248V66H247ZM253 67H254V65H253ZM259 67H260V66H259ZM11 68H12V67H11ZM16 68H17V67H16ZM33 68H34V67H33ZM36 68H35V69H36ZM43 68H45V67H43ZM55 68H53V69H55ZM146 68H147V67H146ZM146 68H145V66H144V69H145V70H146ZM148 68H150V67H148ZM163 68H164V67H163ZM197 68H198V67H197ZM224 68H225V67H224ZM237 68H238V67H237ZM1 69H2V68H1ZM4 69H5V68H4ZM29 69H30V68H29ZM40 69H41V68H40ZM142 69H143V68H142ZM151 69H150V70H151ZM164 69L167 70L168 68L165 67ZM173 69H174V68H173ZM186 69H187V68H186ZM202 69H203V66H202ZM209 69L212 70L210 67H209ZM209 69H208V70H209ZM254 69H255V68H254ZM2 70H3V69H2ZM5 70H6V69H5ZM46 70H47V69H46ZM168 70H170V68H169ZM168 70H167V71H168ZM174 70H177V68L174 69ZM197 70L199 71V68H198ZM220 70H222V69H220ZM255 70H257V69H255ZM0 71H1V70H0ZM32 71H33V70H32ZM36 71L39 72L40 70H37V69H36ZM69 71H70V70H69ZM121 71H122V70H121ZM138 71H139V70H138ZM142 71H143V70H142ZM142 71H141V72H142ZM151 71H152V73L154 74L155 71H154V72H153V70H151ZM195 71H196V70H195ZM198 71H197V72H198ZM201 71H202V70H201ZM201 71H199V74H200V75H202V74H201ZM205 71H206V70H205ZM205 71H204L203 73H205ZM228 71H230V70L228 69ZM260 71H261V70H260ZM34 72H35V71H34ZM38 72H37V73H38ZM143 72H145V71H143ZM143 72H142V73H143ZM156 72H157V71H156ZM163 72H164V71H163ZM171 72H172V68H171ZM171 72H169V74H170ZM180 72H181V71H180ZM190 72L193 73V71H190ZM197 72H196V74L198 75ZM222 72H223V70H222ZM226 72H227V71H226ZM261 72H262V71H261ZM10 73H11V72H10ZM10 73H9V74H10ZM21 73H24V72H21ZM39 73H40V72H39ZM43 73H45V72H43ZM43 73H42V74H43ZM70 73H71V71H70ZM139 73H140V72H139ZM165 73H166V71H165ZM167 73H168V72H167ZM167 73H166V74H167ZM175 73H176V72H175ZM188 73H189V72H188ZM188 73H187V74H188ZM194 73H195V72H194ZM207 73H208V72H207ZM215 73H216V72H215ZM234 73H235V72H234ZM237 73H238V72H237ZM256 73H259V71H258V72L256 71ZM263 73H264V72H263ZM1 74H2V73H1ZM15 74H16V72H15ZM30 74H31V72H30ZM33 74H34V73H33ZM47 74H48V73H47ZM68 74H69V73H68ZM148 74H150V73H148ZM178 74H179V73H178ZM187 74H186V75H187ZM189 74H190V73H189ZM189 74H188V75H189ZM196 74H195V75H196ZM222 74H223V73H222ZM232 74H233V72H232ZM232 74H231V75H232ZM254 74H255V72H254ZM23 75H24V74H23ZM36 75H37V74H36ZM45 75H46V74H45ZM45 75H44V76H45ZM71 75H72V74H71ZM164 75H165V74H164ZM173 75H174V73H173ZM173 75H172V76H173ZM175 75H176V74H175ZM190 75H191V74H190ZM197 75H196V76H197ZM200 75H199V76H200ZM204 75H205V74H204ZM210 75H211V74H210ZM214 75H215V74L213 73L212 76H214ZM223 75H224V74H223ZM241 75H242V74H241ZM245 75H247V74H245ZM252 75H253V74H252ZM252 75H251L250 77H252ZM257 75H258V74H257ZM259 75H260V74H259ZM11 76H12V75H11ZM21 76H22V74H21ZM50 76H51V81H50V83H49V88H50V98H51L50 106H52V108L54 109L55 116H56V122H57L58 126L66 132V135H70L71 133H73V131H74V127L76 126V123H78L77 120H76V118H75V116H74L73 114L70 113V110H71V108H73L72 110H74V108L76 107L75 105L77 104L76 102H77L78 100H76V97H74V95H73V93H72L73 91H71V90H72L71 87H70V86L67 87V85H66V84H67L66 79L63 78V77H61V73H60L59 71H51ZM149 76H150V75H149ZM157 76H158V75H157ZM157 76H156V77H157ZM168 76L171 77L170 75H168ZM182 76H183V75H182ZM215 76H216V75H215ZM147 77H148V76H147ZM158 77H160V76H158ZM164 77H166L167 80H166V79H165V80L168 81V77H167V75H165ZM201 77H202V76H201ZM204 77H205V76H204ZM209 77H210V76H209ZM209 77H208V78H209ZM231 77H232V76H231ZM15 78H16V77H15ZM17 78H18V77H17ZM22 78H24V77H22ZM26 78H27V77H26ZM33 78H35V77H33ZM42 78L44 79V77H42ZM71 78H72V77H71ZM149 78H150V77H149ZM175 78H176V76H175ZM189 78H190V77H189ZM194 78H195V77H194ZM199 78H200V77H199ZM43 79H42V80H43ZM47 79H48V78H47ZM158 79H159V78H158ZM184 79H185V78H184ZM191 79H193V78H191ZM196 79H197V78H196ZM200 79H201V78H200ZM209 79H210V78H209ZM218 79H219V77H218ZM223 79H224V78H223ZM231 79H232V78H231ZM253 79H254V78H253ZM18 80H19V79H18ZM18 80H17V81H18ZM23 80H24V79H23ZM44 80H45V79H44ZM44 80H43V81H44ZM71 80H72V79H71ZM145 80H146V79H145ZM148 80H149V79H148ZM150 80H151V78H150ZM171 80H173V79H171ZM176 80H177V79H176ZM180 80H181V79H180ZM186 80H187V78H186ZM186 80H185V81H186ZM235 80H236V79H235ZM255 80H256V79H255ZM260 80H262V79H260ZM4 81H5V79H4ZM15 81H16V80H15ZM26 81H27V80H26ZM29 81H30V80H29ZM32 81H33V79H32ZM34 81H35V79H34ZM40 81H41V80H40ZM43 81H42V83H43ZM75 81H76V80H75ZM152 81H153V80H152ZM173 81H174V80H173ZM177 81H178V80H177ZM191 81H192V80H191ZM217 81H218V80H217ZM5 82H6V81H5ZM8 82H9V81H8ZM8 82H7V83H8ZM12 82H13V81H12ZM19 82H20V81H19ZM47 82H48V81H47ZM72 82H73V81H72ZM144 82H145V81H144ZM153 82H154V81H153ZM164 82H165V81H164ZM188 82H189V81H188ZM193 82H194V79H193ZM202 82L205 83V80L202 79ZM202 82H201V83H202ZM208 82H209V80H208ZM211 82H212V80H211ZM10 83H11V81H10ZM147 83H148V81H146V84H147ZM157 83H158V82H157ZM169 83H171V82H169ZM169 83H167V86L170 85ZM175 83L177 84L176 81H175ZM175 83H174V84H175ZM180 83H181V81H180ZM186 83H187V82H186ZM215 83H216V82H215ZM248 83H249V82H248ZM254 83H255V82H254ZM3 84H4V83H3ZM20 84H21V83H20ZM27 84H28V83H27ZM32 84H33V83H32ZM45 84H46V83H45ZM77 84H78V83H77ZM153 84H154V83H153ZM159 84H160V82H159ZM159 84H158V85H159ZM162 84H164V83H162ZM196 84H197V83H196ZM205 84H206V83H205ZM207 84H208V83H207ZM210 84H211V83H210ZM218 84H219V83H218ZM238 84H240V83H238ZM13 85H14V84H13ZM16 85H17V84H16ZM18 85H19V83H18ZM18 85H17V86H18ZM34 85H35V83H34ZM37 85H38V84H37ZM141 85H142V84H141ZM148 85H149V83H148ZM156 85H157V84H156ZM182 85H183V84H182ZM186 85H187V84H186ZM198 85H199V84H197V86H198ZM212 85H214V84H212ZM223 85H225V83H222V86H223ZM240 85H241V84H240ZM248 85H249V84H248ZM260 85H261V83H260ZM30 86H31V84H30ZM32 86H33V85H32ZM144 86H145V85H144ZM188 86H189V85H188ZM188 86H187V87H188ZM210 86H211V85H210ZM234 86H235V85H234ZM15 87H16V86H15ZM24 87H25V85H24ZM46 87H47V86H46ZM147 87H148V86H147ZM153 87H154V86H152V88H153ZM155 87H156V86H155ZM169 87H170V86H169ZM169 87L167 88V90L169 89ZM172 87H173V86H172ZM177 87H178V86H177ZM181 87H182V86H181ZM187 87H186V88H187ZM208 87H209V85L207 86V88H208ZM262 87H263V86H262ZM0 88H1V87H0ZM19 88H22V87H19ZM19 88H18V89H19ZM39 88H40V87H39ZM78 88H79V87H78ZM150 88H151V87H150ZM165 88H166V87H165ZM186 88H185V89H186ZM196 88H199V87H196ZM205 88H206V87H205ZM209 88H210V87H209ZM220 88H221V86H220ZM232 88H233V87H232ZM234 88H235V87H234ZM244 88H245V87H244ZM9 89H10V88H9ZM14 89H15V88H14ZM14 89H13V90H14ZM29 89H31V88H29ZM69 89H70V90H69ZM79 89H80V88H79ZM154 89H156V88H154ZM170 89H171V88H170ZM176 89H177V88H176ZM180 89H181V88H180ZM185 89H184V90H185ZM203 89H204V88H203ZM212 89H213V88H212ZM228 89H229V88H228ZM251 89H252V88H251ZM251 89H250V90H251ZM254 89H255V88H254ZM19 90H20V89H19ZM21 90H22V89H21ZM34 90H36V89H34ZM37 90H38V89H37ZM48 90H49V89H48ZM88 90H89V89H88ZM147 90H149V88H147ZM167 90H165V93H166V94H167V92H166ZM178 90H179V87H178ZM184 90H183V91H184ZM190 90H191V89H190ZM199 90H200V89H199ZM199 90H197V91H199ZM210 90H211V89H210ZM214 90H215V89H214ZM231 90H232V89H231ZM233 90H234V89H233ZM2 91H3V90H2ZM10 91H11V90H10ZM38 91H39V90H38ZM78 91H81V90H78ZM143 91H144V90H143ZM163 91H164V90H163ZM163 91H162V86L159 85V87H157V92H156L157 95H156V96L160 95L161 92H163ZM169 91H170V90H169ZM169 91H168V92H169ZM188 91H189V90H188ZM8 92H9V91H8ZM11 92H12V91H11ZM15 92H16V91H15ZM18 92H19V91H18ZM18 92H17V93H18ZM35 92L37 93V91H35ZM43 92H44V91H43ZM43 92H42V93H43ZM45 92H46V91H45ZM139 92H140V90H139ZM149 92H150V90H149ZM233 92H234V91H233ZM3 93H4V92H3ZM9 93H10V92H9ZM17 93H16V94H17ZM28 93H29V92H28ZM42 93H40V94H42ZM82 93H83V92H82ZM82 93H81V94H82ZM89 93H90V92H89ZM144 93H145V92H143V94H144ZM147 93H148V92H147ZM150 93H151V92H150ZM153 93H154V92H153ZM169 93H170V98H171V96H172L174 93H173L172 95H171V92H169ZM204 93H206V92H204ZM37 94H39V93H37ZM175 94H180V93L177 92V93H175ZM175 94H174V95H175ZM183 94H185V93H183ZM221 94H222V93H221ZM225 94L227 95V93H225ZM229 94H230V93H229ZM240 94H241V93H240ZM252 94H253V93H252ZM258 94H259V93H258ZM5 95H6V94H5ZM5 95H4V96H5ZM12 95H14V94H12ZM44 95H45V93H44ZM145 95H146V94H145ZM154 95H155V94H154ZM188 95H189V94H187V96H188ZM190 95H191V94H190ZM207 95H208V94H207ZM209 95H210V94H209ZM222 95H223V94H222ZM259 95H260V94H259ZM1 96H2V95H1ZM6 96H7V95H6ZM143 96H144V95H143ZM146 96H147V95H146ZM163 96H164V95H163ZM165 96H167V95H165ZM176 96H177V95H176ZM180 96H181V94H180ZM185 96H186V95H185ZM185 96H184V97H185ZM187 96H186V97H187ZM212 96H213V95H212ZM217 96H218V95H217ZM217 96L215 95V97H217ZM262 96H263V95H262ZM27 97H28V95H27ZM150 97H151V96L148 95V98H150ZM153 97H154V96H153ZM184 97H183V98H184ZM194 97H195V95H194ZM194 97H193V98H194ZM201 97H202V96H201ZM204 97H205V96H204ZM239 97H241V96H239ZM260 97H261V96H260ZM12 98H14V97H12ZM12 98H11V99H12ZM119 98H120V97H119ZM144 98H145V97H143V99H144ZM148 98H145V99L147 100ZM151 98H152V97H151ZM174 98H176V97H174ZM177 98H179V97L177 96ZM190 98H191V97H190ZM190 98H189V99H190ZM198 98H199V97H198ZM205 98H206V97H205ZM211 98H212V97H211ZM224 98H226V97H224ZM236 98H237V96H236ZM33 99H34V98H33ZM38 99H39V98H38ZM38 99H37V101H38ZM46 99H47V98H46ZM91 99H92V98H91ZM91 99H89V100H91ZM161 99H162V98H161ZM161 99H160V96L157 98V101H156V105L158 104V105H157V108H154V109H153L154 111H155V109H156L155 114H154V115H155V118H154V119H155L156 122H158L157 130H155V133H156V131H157V133H158V134H157V137H155V138H157L158 143H159V142L161 143V140H162V141H163V140L165 141V139H166V138L163 139V138H161V137H162V136H165V133L168 131V130H165V132H163V128H165V127L167 126V125H166L167 122H168V124H169V123H172V121L175 120V118H176V117L173 115V120H172V118L170 117V115H167V114H168V108L170 109V108H172V107H171L170 105H166V107H165V105L162 106L161 104H163L165 101L162 103V102H160ZM164 99H165V98H164ZM168 99H169V98H167L166 100H168ZM181 99H182V97H181ZM181 99H180V100H181ZM185 99H186V98H185ZM189 99H188V100H189ZM215 99H216V98H215ZM219 99H221V98H219ZM238 99H240V98H238ZM238 99H237V100H238ZM12 100H13V99H12ZM14 100H15V99H14ZM34 100H36V99H34ZM92 100H93V99H92ZM121 100H122V99H121ZM121 100H120L119 102H122ZM155 100H156V99H154V101H155ZM171 100H172V99H171ZM205 100H206V99H205ZM8 101H9V99H8ZM28 101H29V100H28ZM86 101H87V100H86ZM93 101H94V100H93ZM93 101H92V102H93ZM141 101H142V100H141ZM143 101H144V100H143ZM143 101H142V102H143ZM150 101H151V100H150ZM150 101H148V103H147L148 106L150 105V104H149ZM181 101H182V100H181ZM181 101H180V103H181ZM186 101H187V99H186ZM186 101H185V104H186ZM193 101H194V100H193ZM209 101H210V100H209ZM218 101H219V100H218ZM218 101H217V102H218ZM228 101H229V100H228ZM234 101H235V100H234ZM239 101H240V100H238V104H239ZM9 102H10V101H9ZM17 102H18V101H17ZM30 102H31V101H30ZM30 102H28V103H30ZM33 102H36V101H33ZM39 102H40V101H39ZM47 102H49V101H47ZM139 102H140V101H139ZM144 102H145V101H144ZM144 102H143V103H144ZM169 102H170V99L168 100V103H169ZM172 102H173V100H172ZM182 102H183V101H182ZM194 102H195V101H194ZM201 102H202V101H201ZM203 102H204V101H203ZM217 102H216V103H217ZM231 102H232V101H231ZM235 102H236V101H235ZM10 103H11V102H10ZM19 103H20V101H19ZM25 103H26V102H25ZM89 103H91V102H89ZM151 103H152V102H151ZM178 103H179V100H178ZM183 103H184V102H183ZM191 103H192V102H191ZM212 103H213V102H212ZM253 103H254V102H253ZM2 104H3V103H2ZM12 104H13V103H12ZM22 104H23V103H21V105H22ZM33 104H34V103H33ZM41 104H42V103H41ZM46 104H47V103H46ZM140 104H141V103H140ZM147 104H145V105L147 106ZM154 104H155V103H154ZM154 104H153V105H154ZM249 104H250V103H249ZM251 104H252V103H251ZM87 105H88V104H87ZM91 105L93 106V103H92ZM96 105H98V104H96ZM96 105H95V107H97ZM120 105H121V103H120ZM151 105H152V104H151ZM156 105H155V106H156ZM191 105H192V104H191ZM193 105H195V103H194ZM198 105H199V104H198ZM201 105H202V104H201ZM201 105L198 106V107H201ZM213 105H215V103H214ZM236 105H237V104H236ZM243 105H244V104H243ZM29 106H31V105H29ZM38 106H39V105H38ZM43 106H44V105H43ZM46 106H47V105H46ZM132 106H133V105H132ZM134 106H135V105H134ZM134 106H133V107H134ZM137 106H141V105H137ZM230 106H231V105H230ZM237 106H238V105H237ZM249 106H250V105H249ZM262 106H263V105H262ZM19 107H21V106H19ZM25 107H26V106H24L23 108H25ZM33 107H34V106H33ZM82 107H83V106H82ZM90 107H91V106H90ZM93 107H94V106H93ZM98 107H99V106H98ZM121 107H122V106H121ZM121 107H119V108H121ZM124 107H125V106H124ZM126 107H127V106H126ZM128 107H129V106H128ZM141 107H143V106H141ZM150 107H152V106H150ZM175 107H176V106H175ZM177 107H178V106H177ZM179 107H180V106H179ZM182 107L184 108L183 104H182ZM194 107H195V106H194ZM205 107H206V106H205ZM215 107H217V105H215ZM228 107H229V106H228ZM13 108H14V107H13ZM39 108H40V107H39ZM42 108H43V107H42ZM42 108H40V109H42ZM99 108H101V107H99ZM99 108H97V110H98ZM122 108H123V107H122ZM143 108H144V111H145V107H143ZM183 108H181V109H183ZM185 108L187 109V106H186V105H185ZM202 108H203V107H202ZM207 108H208V107H207ZM213 108H214V107H213ZM229 108H230V107H229ZM238 108H239V106H238ZM245 108H246V106H245ZM261 108H262V107H261ZM19 109H20V108H19ZM27 109H28V111H30L29 108H27ZM33 109H34V108H33ZM37 109H38V108H37ZM50 109H51V107H50ZM87 109H88V107H87ZM94 109H95V108H94ZM117 109H118V108H117ZM129 109L131 110V107H130ZM139 109H140V107H139ZM150 109H151V108H150ZM179 109H180V108H179ZM181 109H180V110H181ZM204 109H205V108H204ZM218 109H220V108H218ZM223 109H224V108H223ZM1 110H2V109H1ZM25 110H26V109H25ZM34 110H35V109H34ZM80 110H81V109H80ZM80 110H79V111H80ZM97 110H96V111H97ZM110 110H111V109H110ZM124 110H125V109H124ZM132 110H133V112H134V111L136 110V108H134V109L132 108ZM140 110L142 111V109H140ZM147 110H149V109L147 108ZM147 110H146V111H147ZM183 110H184V109H183ZM187 110H188V109H187ZM187 110H185V111H187ZM189 110H190V109H189ZM192 110H193V109H192ZM206 110H207V109H206ZM206 110H205V112H206ZM211 110H212V109H211ZM211 110H210V111H211ZM233 110H234V109H233ZM237 110H238V109H236V111H237ZM6 111H7V110H6ZM14 111H15V110H14ZM20 111H21V110H20ZM45 111H46V108H45ZM45 111H43V112H45ZM91 111H92V110H91ZM94 111H95V110H94ZM101 111H102V110H100V112H101ZM127 111H128V110H127ZM136 111L139 112V110H136ZM150 111H151V110H150ZM172 111H173V109H172ZM174 111H175V110H174ZM199 111H200V113H201V110H199ZM202 111H203V110H202ZM215 111H216V110H215ZM222 111H223V110H222ZM253 111H254V110H253ZM258 111H259V109H258ZM18 112H19V111H18ZM46 112H47V111H46ZM46 112H45V113H46ZM50 112H51V111H50ZM98 112H99V111H98ZM111 112H112V110H111ZM114 112H115V111H114ZM114 112H113V113H114ZM123 112H124V111H123ZM148 112H149V111H148ZM178 112H179V111H178ZM183 112H184V111H183ZM190 112H192V111H190ZM197 112H198V111H197ZM230 112H231V111H230ZM248 112H249V111H248ZM8 113H9V112H8ZM10 113H12V112H10ZM10 113H9V114H10ZM27 113H28V112H27ZM40 113H41V112H40ZM74 113H75V112H74ZM91 113H92V112H91ZM116 113H117V112H116ZM116 113H115V114H116ZM149 113H150V112H149ZM180 113H182V111H180ZM193 113H194V112H192V114H193ZM206 113H207V112H206ZM216 113H217V112H216ZM221 113H223V112H221ZM236 113H237V112H236ZM18 114H19V113H18ZM32 114H33V113H32ZM47 114H48V113H47ZM99 114H100V113H99ZM133 114H134V113H133ZM138 114H139V113H138ZM146 114H147V113H146ZM146 114L144 113V115H146ZM151 114H152V112H151ZM151 114H149V115H151ZM169 114H170V112H169ZM176 114H178V113H176ZM182 114H184V113H182ZM182 114H181V115H182ZM186 114H187V112H186ZM208 114H209V112H208ZM218 114H219V113H218ZM257 114H258V113H257ZM42 115H43V113H42ZM48 115H49V114H48ZM77 115H78V114H77ZM92 115H93V114H92ZM109 115H110V114H109ZM118 115H119V114H118ZM126 115H128V114H126ZM135 115H136V114H135ZM135 115H134V116H135ZM144 115H143V116H144ZM149 115H148V117H149ZM154 115H153V116H154ZM171 115H172V114H171ZM181 115H180V116H181ZM187 115L189 116V114H187ZM198 115H199V114H198ZM216 115H217V114H216ZM226 115H227V113H226ZM232 115H233V114H232ZM45 116H46V115H44L43 118H44ZM49 116H50V115H49ZM49 116H48V117H49ZM52 116H53V115H52ZM97 116H99V115L97 114ZM112 116H113V115H111V117H112ZM115 116L117 117V115H115ZM120 116H121V114H120ZM221 116H222V115H221ZM10 117H11V116H10ZM27 117H29V115H27ZM32 117H33V116H32ZM40 117H42V116H40ZM87 117H88V116H87ZM87 117H86V118H87ZM91 117H92V116H91ZM93 117H95V114H94ZM100 117H101V115H100ZM113 117H114V116H113ZM139 117H140V116H139ZM145 117H147V116H145ZM169 117H170L171 119H170ZM174 117H175V118H174ZM181 117H182V116H181ZM191 117H193V116H191ZM218 117H219V116H218ZM237 117H238V116H237ZM256 117H257V116H256ZM37 118H38V117H37ZM49 118H50V117H49ZM89 118H90V117H89ZM97 118H98V117H97ZM109 118H110V117H109ZM117 118H118V117H117ZM119 118H120V117H119ZM131 118H132V117H131ZM165 118H167V119L165 120V122H166L165 125H166V126H164V125H163L164 123L162 122ZM177 118H178V117H177ZM194 118H195V117H194ZM194 118H192V120H194ZM201 118H202V117H201ZM235 118H236V117H235ZM12 119H13V118H12ZM32 119H33V118H32ZM45 119H46V118H45ZM51 119H52V118H51ZM77 119H79V118H77ZM98 119H99V118H98ZM98 119H96V120H98ZM129 119H130V118H129ZM132 119H134V118H132ZM132 119H131V121H133ZM137 119H138V118H137ZM148 119H149V118H148ZM151 119H153V118H151ZM198 119H199V118H198ZM219 119H220V118H219ZM226 119H227V118H226ZM248 119H249V118H248ZM5 120H6V119H5ZM10 120H11V119H10ZM35 120H36V118H34V121H35ZM46 120H47V119H46ZM86 120H87V119H86ZM90 120H91V118H90ZM112 120H113V119H112ZM119 120H120V119H119ZM124 120H125V119H124ZM141 120H142V119H141ZM171 120H172V121H171ZM179 120H180V119H179ZM195 120H196V119H195ZM221 120H222V119H221ZM234 120H235V119H234ZM20 121H21V118H20ZM23 121H24V119H23ZM29 121H30V120H29ZM108 121H109V120H108ZM139 121H140V118H139ZM175 121L178 122V120H175ZM186 121H187V120H186ZM186 121H184V122H186ZM200 121H201V120H200ZM200 121H198V122H200ZM217 121H218V120H217ZM2 122H3V121H2ZM9 122H11V121H9ZM9 122H8V123H9ZM14 122H15V120H14ZM84 122H85V121H84ZM93 122H94V121H93ZM113 122H115V120H114ZM122 122H123V121H122ZM145 122H146V121H145ZM148 122H149V121H148ZM151 122H153V121H151ZM151 122H150V123H151ZM184 122H183V123H184ZM191 122H192V121H191ZM208 122H209V120H208ZM240 122H241V121H240ZM3 123H4V122H3ZM32 123H34V122H32ZM37 123L39 124V120H38ZM42 123H43V122H42ZM54 123H55V122H54ZM54 123L51 122V124H54ZM90 123H91V122H90ZM90 123H89V124H90ZM120 123H121V122H120ZM120 123H119V124H120ZM126 123H127V122H126ZM138 123H139V122H138ZM138 123H137V125H138ZM180 123H182V122H180ZM183 123H182V124H183ZM200 123H201V122H200ZM214 123H215V122H214ZM0 124H1V123H0ZM12 124H13V123H12ZM17 124H20V122L17 123ZM26 124H27V123H26ZM40 124H41V122H40ZM95 124H96V123H95ZM115 124H117V122H116ZM134 124H135V122H134ZM134 124H133V125H134ZM152 124H153V123H152ZM174 124H175V123H174ZM182 124H180V125L182 126ZM187 124H188V123H187ZM9 125H10V124H9ZM14 125H15V124H14ZM20 125H21V124H20ZM30 125H31V124H30ZM47 125H48V122H47ZM49 125H50V124H49ZM82 125H83V124H82ZM123 125H124V124H123ZM131 125H132V124H131ZM142 125L144 126V124H142ZM148 125H149V124H148ZM155 125H156V124H155ZM175 125H176V124H175ZM178 125H179V123H178ZM196 125H197V124H195V126H196ZM221 125H222V124L220 123L219 126H221ZM7 126H8V125H7ZM31 126H32V125H31ZM109 126H111V125H109ZM124 126H125V125H124ZM170 126H172V124H171ZM195 126H194V128H195ZM241 126H242V125H241ZM2 127H3V126H2ZM4 127H5V124H4ZM19 127H20V126H19ZM24 127H25V126H24ZM24 127H23V128H24ZM26 127H27V126H26ZM26 127H25V128H26ZM96 127H97V126H96ZM114 127H115V126H114ZM114 127H113V128H114ZM129 127H130V126H129ZM131 127H133V126H131ZM138 127H140V125H139ZM141 127H142V126H141ZM148 127H149V126H148ZM151 127H153V125H152ZM172 127H173V126H172ZM175 127H176V126H175ZM175 127H174V129H175ZM179 127H180V126H179ZM179 127H178L177 129H179ZM184 127H185V126H184ZM184 127H183V128H184ZM186 127H187V126H186ZM188 127H189V126H188ZM200 127H201V126H200ZM227 127H228V125H227ZM234 127H235V126H234ZM243 127H244V126H243ZM30 128H31V127H30ZM35 128H36V127H35ZM42 128H43V127H42ZM47 128H48V127H47ZM99 128H100V127H99ZM109 128H110V127H109ZM113 128H112L111 130H113ZM121 128H122V127H121ZM142 128H144V127H142ZM142 128H140V129H142ZM155 128H156V127H155ZM168 128H169V127H168ZM194 128L192 127V129H194ZM210 128H211V127H210ZM217 128H218V127H217ZM222 128H223V127H222ZM4 129H5V128H4ZM6 129H7V128H6ZM8 129H9V128H8ZM10 129H11V128H10ZM26 129H27V128H26ZM28 129H29V128H28ZM54 129H55V128H54ZM79 129H80V127H79ZM93 129H94V128H93ZM118 129H120V128H118ZM124 129H126V128H123V130H124ZM138 129H139V128H138ZM138 129L136 128V130H138ZM166 129H167V128H166ZM170 129H171V128H170ZM170 129H169V130H170ZM177 129H176V131H177ZM1 130H2V128H1ZM1 130H0V131H1ZM11 130H13V129H11ZM11 130H10V132H11ZM14 130H15V129H14ZM20 130H21V129H20ZM23 130H24V129H23ZM34 130H35V129H34ZM42 130H43V129H42ZM120 130H121V129H120ZM133 130H134V129H133ZM133 130H132V131H133ZM180 130H181V129H180ZM182 130H183V129H182ZM197 130H198V129H197ZM4 131L6 132V130H4ZM37 131H38V130H37ZM46 131H47V130H46ZM56 131H57V130H56ZM56 131H55V133H56V135H57V132H56ZM59 131H60V130H59ZM61 131H62V130H61ZM83 131H84V130H83ZM83 131H82V132H83ZM108 131H109V130H108ZM114 131H116V129H115ZM124 131H125V130H124ZM126 131H127V130H126ZM129 131H130V130H129ZM142 131H143V129H142ZM173 131H174V130H173ZM184 131H185V130H184ZM188 131H190V130L188 129ZM214 131H215V130H214ZM228 131H229V130H228ZM5 132H4V133H5ZM20 132H21V131H20ZM20 132H18V133H20ZM22 132H23V131H22ZM33 132H34V131H33ZM33 132H32V133H33ZM39 132H42V131H40V129H39ZM39 132H38V133H39ZM48 132H49V131H48ZM112 132H113V131H112ZM127 132H128V131H127ZM144 132H145V131H144ZM146 132H147V131H146ZM146 132H145V133H146ZM171 132H172V131H171ZM171 132H170V133H171ZM185 132H186V131H185ZM198 132H199V131H198ZM205 132H206V131H205ZM212 132H213V131H212ZM13 133H14V132H13ZM26 133H27V132H26ZM32 133H31V134H32ZM36 133H37V132H36ZM74 133H75V132H74ZM108 133L110 134V132H108ZM119 133H120V131H119ZM170 133H169V135H170ZM181 133H182V132L180 131V134H181ZM228 133H229V132H228ZM21 134H22V133H21ZM27 134H28V133H27ZM42 134H43V133H42ZM42 134H41V135H42ZM45 134H46V133H45ZM78 134H79V133H78ZM78 134H77V135H78ZM84 134H85V133H84ZM89 134H90V133H89ZM109 134H108V135H109ZM123 134H124V133H123ZM133 134H135V131H134ZM143 134H144V133H143ZM148 134H149V133H148ZM166 134H167V133H166ZM178 134H179V133H178ZM191 134L193 135L194 133H191ZM199 134H200V133H199ZM221 134H222V133H221ZM235 134H236V133H235ZM2 135H3V134H2ZM5 135H6V134H5ZM9 135H10V133H8V136H9ZM32 135L34 136V134H32ZM58 135H59V134H58ZM73 135H74V134H73ZM73 135H72V136H73ZM81 135H82V134H81ZM118 135H119V134H118ZM137 135H140V132H139V134L137 133ZM145 135H146V134H145ZM152 135H153V134H152ZM197 135H198V134H197ZM197 135H196V136H197ZM230 135H231V134H230ZM6 136H7V135H6ZM6 136H3V137H6ZM10 136H11V135H10ZM10 136H9V137H10ZM12 136H13V135H12ZM15 136H16V135H15ZM37 136H38V135H37ZM43 136H44V134H43ZM46 136H47V135H46ZM50 136H51V135H50ZM52 136H53V135H52ZM78 136H79V135H78ZM89 136H90V135H89ZM140 136H141V135H140ZM140 136H139V137H140ZM142 136H143V135H142ZM146 136L149 137V135H146ZM158 136H159V138H158ZM166 136H168V135H166ZM174 136H175V133H174ZM180 136H181V135H180ZM180 136H178V138H179ZM204 136H205V135H204ZM220 136H221V135H220ZM259 136H260V135H259ZM3 137H2V138H3ZM26 137H27V136H26ZM35 137H36V136H35ZM67 137H68V136H67ZM93 137H94V136H93ZM111 137H112V136H111ZM113 137H114V136H113ZM116 137H117V136H115V138H116ZM119 137H120V139L118 138L119 140H122V138H125L124 136H122V137L119 136ZM130 137H131V136H130ZM172 137H173V136H172ZM175 137H176V136H175ZM181 137H182V139H183L184 136H181ZM197 137H198V136H197ZM201 137H202V135H201ZM215 137H216V136H215ZM261 137H262V139H260V140H263V141H262V144H259V145H261L260 148H259V146H258L259 150H257V149L255 148V150H257V154H256V155H257L258 157H257V159H252V160H254V161L256 160V162L253 161V162L255 163V168H254V171H253L252 181L250 182V185L248 184V185H249V192H250V194H249V196L247 195V196H248V199H247L246 202H244V205H243L242 207L244 208V210H245V212H246V214H247V217H248V220L250 221V223H251L256 229H258V231H259V235H260V239H261V246H262V262H261V264H264V133L261 134ZM6 138H7V137H6ZM16 138H17V136H16ZM16 138H15V139H16ZM24 138H25V137H24ZM28 138H29V137H28ZM65 138H66V137H65ZM70 138H73V137H70ZM76 138H77V137H76ZM76 138H75V139H76ZM100 138H101V137H99V139H100ZM106 138H107V136H106ZM131 138H132V137H131ZM3 139H4V138H3ZM8 139H10V138H8ZM20 139H21V137H20ZM20 139H19V140H20ZM36 139H37V138H36ZM59 139H60V138H59ZM73 139H74V138H73ZM75 139H74V140H75ZM126 139H127V138H126ZM128 139H129V136H128ZM135 139H137V138H135ZM138 139H139V138H138ZM149 139H150V138H149ZM170 139H171V138H170ZM174 139L176 140V138H174ZM188 139H189V138H188ZM192 139H193V136H192ZM196 139H197V138H196ZM203 139H204V138H203ZM6 140H7V139H6ZM16 140H18V139H16ZM25 140H26V139H25ZM28 140H29V139H28ZM33 140H34V139H33ZM50 140H51V139H50ZM50 140H49V141H50ZM63 140H64V139H63ZM63 140H60V141H63ZM86 140H89V139L87 138ZM94 140H95V139H94ZM104 140H105V138H104ZM115 140H116V139H114L113 141H115ZM130 140H131V139H130ZM130 140H128V141H130ZM140 140H141V139H140ZM142 140H143V137H142ZM142 140H141V141H142ZM150 140H151V139H150ZM152 140H153V138H152ZM171 140H172V139H171ZM177 140H178V139H177ZM183 140H184V139H183ZM189 140H190V139H189ZM194 140H195V139H194ZM4 141H5V139H4ZM7 141H8V140H7ZM31 141H32V140H31ZM53 141H55V139H54ZM53 141H52V142H53ZM105 141H107V140H105ZM108 141H109V139H108ZM110 141H111V140H110ZM132 141H133V140H132ZM201 141H202V139H201ZM204 141H205V140H204ZM204 141H203V142H204ZM229 141H230V140H229ZM0 142H1V141H0ZM2 142H3V141H2ZM15 142H17V141H15ZM15 142H14V143H15ZM28 142H29V141H28ZM34 142H35V141H34ZM38 142H39V140H38ZM56 142H57V141H56ZM73 142H74V141H72V143H73ZM80 142H81V141H80ZM86 142H87V141H86ZM88 142H89V141H88ZM88 142H87V143H88ZM94 142H95V141H94ZM96 142H98V141H96ZM117 142H118V141H117ZM122 142H123V140H122ZM136 142H138V140H137ZM147 142H148V141H147ZM147 142H146V143H143V141H142V144L146 145ZM173 142H174V141H173ZM180 142H181V141H180ZM182 142H183V141H182ZM186 142H187V141H186ZM189 142H191V141H189ZM6 143H7V142H6ZM9 143H10V142H9ZM23 143H24V142H23ZM26 143H27V142H26ZM30 143H31V142H30ZM36 143H37V142H36ZM40 143H41V142H40ZM82 143H83V141H82ZM82 143H81V144H82ZM101 143H102V142H101ZM106 143H107V142H106ZM113 143H116V142H113ZM123 143H125V142H123ZM126 143H127V142H126ZM130 143H131V142H130ZM156 143H157V142H156ZM169 143H170V145H171L172 142L169 141ZM169 143H168V144H169ZM191 143H192V142H191ZM193 143H194V141H193ZM201 143H202V142H201ZM208 143H209V142H208ZM208 143H207V144H208ZM230 143H231V142H230ZM230 143H229V144H230ZM18 144H19V143H18ZM27 144H28V143H27ZM38 144H39V143H38ZM67 144H68V143H67ZM78 144L80 145V143H78ZM78 144H76V145H78ZM83 144H84V143H83ZM99 144H100V143H99ZM102 144H103V143H102ZM116 144H117V143H116ZM116 144H113V145H116ZM119 144H120V143H119ZM217 144H218V143H217ZM1 145H3V144H1ZM5 145H6V144H5ZM5 145H3V146H5ZM11 145H12V143H11ZM22 145L24 146V144H22ZM43 145H44V144H43ZM72 145H74V144H72ZM110 145H111V144H110ZM127 145H128V144H127ZM130 145H131V144H130ZM136 145H137V143H136ZM147 145H148V144H147ZM152 145H154V144H152ZM162 145H164V144H161V146H162ZM177 145H178V144H175V146H177ZM179 145H180V144H179ZM179 145H178V146H179ZM191 145H192V144H191ZM208 145H209V144H208ZM14 146H15V144H14ZM14 146H12V147H14ZM48 146H49V145H48ZM53 146H54V145H53ZM53 146H52V147H53ZM55 146H56V145H55ZM59 146H60V144H59ZM70 146H71V145H70ZM82 146H83V145H82ZM95 146H96V145H95ZM95 146L93 145V148H94ZM98 146H99V145H98ZM101 146H102V145H101ZM101 146H99V147H101ZM105 146H106V145H105ZM119 146H120V145H119ZM132 146H134V145H132ZM148 146H149V145H148ZM150 146H151V145H150ZM161 146H159V147L162 148L163 146H162V147H161ZM166 146H167V145H166ZM172 146H173V145H171V147H172ZM175 146H173V147H175ZM188 146H189V144H188ZM198 146H199V145H198ZM212 146H213V145H212ZM225 146H226V145H225ZM240 146H241V145H240ZM8 147H9V146H8ZM12 147H11V149H13ZM24 147H25V146H24ZM28 147H29V146H28ZM63 147H65L64 144H63ZM66 147H67V146H66ZM72 147H73V146H72ZM76 147H77V146H76ZM78 147H79V146H78ZM87 147H88V146H87ZM99 147H97V148H99ZM106 147H107V146H106ZM108 147H109V146H108ZM114 147H115V146H114ZM121 147H122V146H121ZM125 147H126V146H125ZM125 147H124V148H125ZM145 147H146V146H145ZM164 147H165V146H164ZM164 147H163V148H164ZM179 147H180V146H179ZM192 147H193V146H192ZM256 147H257V146H256ZM0 148H1V147H0ZM4 148H5V147H4ZM4 148H3V150H4ZM9 148H10V147H9ZM17 148H18V147H17ZM22 148H23V147H22ZM25 148H26V147H25ZM38 148H39V147H38ZM40 148H41V147H40ZM42 148H43V147H42ZM54 148H55V147H54ZM70 148H71V147H70ZM129 148H130V147H129ZM131 148H132V147H131ZM157 148H158V147H157ZM238 148H239V146H238ZM238 148H237V149H238ZM14 149H15V148H14ZM44 149H46V148H44ZM71 149H72V148H71ZM73 149H74V148H73ZM82 149H83V147H82ZM85 149H86V148H85ZM94 149H95V148H94ZM106 149H108V148H106ZM106 149H104V150H106ZM137 149H138V148H137ZM142 149H143V148H142ZM148 149H149V148H148ZM155 149H156V148H155ZM168 149H169V148H168ZM168 149H167V150H168ZM188 149H189V148H188ZM253 149H254V148H253ZM5 150H6V149H5ZM7 150H8V149H7ZM35 150H36V149H35ZM35 150H34V151H35ZM38 150H39V149H38ZM47 150H48V147H47ZM53 150H54V149H53ZM65 150H67V149H65ZM88 150H89V149H88ZM90 150H91V149H90ZM108 150H109V149H108ZM108 150H107V151H108ZM124 150H126V148H125ZM145 150H146V149H145ZM152 150H153V149H152ZM165 150H166V149H165ZM176 150H177V149H176ZM176 150H175V151H176ZM178 150H179V149H178ZM181 150H182V149H181ZM191 150H192V149H191ZM195 150H196V149H195ZM218 150H219V149H218ZM1 151H2V150H1ZM16 151H17V150H16ZM16 151L14 150V152H16ZM18 151H19V150H18ZM21 151H22V150H21ZM27 151H29V150H27ZM50 151H52V150H50ZM55 151H56V150H55ZM55 151H54V152H55ZM91 151H92V150H91ZM102 151H103V149H102ZM110 151H111V150H110ZM126 151H127V150H126ZM128 151H129V150H128ZM132 151H133V150H132ZM132 151H131V152H132ZM147 151H148V150H147ZM147 151H144V156H145V158H147V160H148V159H149V154H148ZM150 151H151V150H150ZM156 151H157V149H156ZM159 151H160V150H159ZM161 151L165 152V151L162 150V149H161ZM169 151H170V149H169ZM169 151H168V152H169ZM182 151H184V150H182ZM204 151H205V150H204ZM224 151H225V150H224ZM253 151H254V150H253ZM23 152H24V151H23ZM37 152H38V151H37ZM42 152H43V151H42ZM85 152H86V151H85ZM123 152H124V151H123ZM136 152H137V151H136ZM170 152H171V151H170ZM173 152H174V151H173ZM177 152H178V151H177ZM188 152H189V151H188ZM190 152L193 153L192 151H190ZM197 152H198V151H197ZM10 153H11V152H10ZM25 153H27V152H25ZM29 153H30V152H29ZM31 153H32V152H31ZM65 153H66V152H65ZM67 153H68V152H67ZM67 153H66V154H67ZM69 153H70V152H69ZM95 153H96V152H95ZM112 153H113V152H112ZM128 153H129V152H128ZM160 153L163 154L162 152H160ZM160 153H159V154H160ZM175 153H176V152H175ZM222 153H223V152H222ZM236 153H237V152H236ZM236 153H235V154H236ZM0 154H1V152H0ZM33 154H34V153H33ZM51 154H52V152H51ZM51 154H50V155H51ZM92 154H93V153H92ZM104 154H105V153H104ZM108 154H109V153H108ZM114 154H115V153H114ZM118 154H119V153H118ZM120 154H121V153H120ZM122 154H123V153H122ZM125 154H126V153H125ZM129 154H130V153H129ZM138 154H139V153H138ZM140 154H142V152H141ZM165 154H166V153H165ZM182 154H183V152H182L180 155H182ZM197 154H198V153H197ZM197 154L195 153V155L192 156V159H191L190 161H188V162H189L188 169H189V171H190V174H192V176H193V175H194V176L197 175L198 182H199V184H198V186H197V188H198L201 184L203 185V184L206 183V181L210 178V176L213 175L215 169H214L211 165H206V166H204L205 164L199 160V157H198L199 155H197ZM202 154H203V151H202ZM254 154H255V153H254ZM10 155H11V154H10ZM16 155H17V153H16ZM24 155H25V154H24ZM40 155H41V154H40ZM42 155H43V154H42ZM45 155H46V153H45ZM47 155H48V153H47ZM54 155H55V154H54ZM94 155H95V154H94ZM94 155H91L92 158H94V157H93ZM98 155H99V154H98ZM106 155H107V153H106ZM110 155H111V153H110ZM112 155H113V154H112ZM123 155H124V154H123ZM126 155H127V154H126ZM131 155H132V154H131ZM136 155H137V153H136ZM153 155H154V154H153ZM163 155H164V154H163ZM163 155L161 156V158H163ZM172 155H173V153H172ZM200 155H201V154H200ZM216 155H217V154H216ZM221 155H222V154H221ZM8 156H9V155H8ZM19 156H21V155H19ZM70 156H71V155H70ZM72 156H74V155H72ZM100 156H101V155H100ZM120 156H121V155H120ZM164 156H165V155H164ZM167 156H169V154H168ZM178 156H179V155H178ZM233 156H234V155H233ZM4 157H5V156H4ZM23 157H24V156H23ZM29 157H30V156H29ZM42 157L44 158V155H43ZM45 157H46V156H45ZM96 157H97V156H96ZM103 157H104V155H103ZM112 157H113V156H112ZM112 157H111V158H112ZM121 157L123 158V156H121ZM127 157H128V156H127ZM133 157H134V156H133ZM159 157H160V156H159ZM165 157H166V156H165ZM173 157H174V156H173ZM173 157H172V158H173ZM176 157H177V154H176ZM180 157H181V156H180ZM200 157H201V156H200ZM217 157H218V156H217ZM7 158H8V157H7ZM9 158H10V157H9ZM12 158H13V157H12V155H11V160H12ZM15 158H16V157H15ZM21 158H22V157H21ZM24 158H25V159H28L27 157H24ZM37 158H38V157H37ZM43 158L40 157V159H43ZM88 158H89V157H87V159H88ZM108 158H109V155H108ZM111 158H110V159H111ZM122 158H121V159L119 158L120 160H119L118 162H120V161L122 160ZM129 158H130V157H129ZM131 158H132V156H131ZM138 158H139V157H138ZM140 158H141V157H140ZM156 158H157V157H156ZM170 158H171V157H169V159H170ZM177 158H179V157H177ZM205 158H207V157L204 156V159H205ZM0 159H1V158H0ZM5 159H6V158H5ZM16 159H17V158H16ZM32 159H33V158H32ZM35 159H36V157H35ZM56 159H57V158H56ZM64 159H65V158H64ZM76 159H77V158H76ZM78 159H79V158H78ZM105 159H106V158H105ZM105 159H104V160H105ZM123 159L125 160V162L128 161V160H126L125 158H123ZM166 159H167V157H166ZM175 159H176V158H175ZM200 159H201V158H200ZM225 159H226V158H225ZM250 159H251V157L249 158V161H250ZM2 160H3V159H2ZM6 160H7V159H6ZM20 160H21V159H20ZM23 160H24V159H23ZM23 160H22V161H23ZM29 160H30V159H29ZM44 160H45V158H44ZM83 160H84V159H83ZM85 160H86V159H85ZM97 160H98V159H97ZM99 160L101 161V159H99ZM106 160H107V159H106ZM142 160H143V159H142ZM147 160H145V161H147ZM150 160H151V158H150ZM167 160H168V159H167ZM167 160H166V162H167ZM170 160H172V159H170ZM178 160H179V159H178ZM178 160H177V161H178ZM183 160H184V159H183ZM183 160H182V161H183ZM211 160H212V159H211ZM0 161H1V160H0ZM22 161H21V162H22ZM31 161H32V160H31ZM45 161H47V160H45ZM72 161H74V160H72ZM115 161H116V159H115ZM131 161H133V160L131 159ZM143 161H144V160H143ZM208 161H209V160H208ZM229 161H230V160H229ZM5 162L7 163V161H5ZM12 162H13V161H12ZM15 162H16V161H15ZM24 162H25V161H24ZM33 162H34V161H33ZM36 162H37V161H36ZM87 162H88V160H87ZM93 162H95V161H93ZM109 162H111V161H109ZM122 162H123V160L120 162L121 165L123 164ZM129 162H130V161H129ZM129 162H128V163H129ZM134 162H135V161H134ZM148 162H149V160H148ZM148 162H147V163H148ZM153 162H154V160H153ZM153 162H152V163H153ZM156 162H157V161H156ZM161 162H162V161H161ZM209 162H210V161H209ZM227 162H228V161H227ZM0 163H1V162H0ZM6 163H5V164H6ZM43 163H44V161H43ZM112 163L114 164V160H113V158H112ZM131 163H132V162H131ZM141 163H142V161H141ZM158 163H159V162H158ZM170 163H171V162H170ZM175 163H176V162H175ZM177 163H178V162H177ZM184 163H185V161H184ZM250 163H251V162H250ZM16 164H17V163H16ZM19 164H20V163H19ZM21 164H22V163H21ZM25 164H26V163H25ZM29 164H30V163H29ZM35 164H36V163H35ZM95 164H96V163H95ZM100 164H101V163H100ZM113 164H112V165H113ZM115 164H118V165H119V163H117V162H116ZM115 164H114V165H115ZM133 164L135 165V163H133ZM136 164H137V163H136ZM150 164H151V162H150ZM154 164H155V163H154ZM160 164H161V163H160ZM168 164H169V163H168ZM3 165H4V164H3ZM10 165H12V164H10ZM27 165H28V164H27ZM33 165H34V164H33ZM37 165H38V164H37ZM93 165H94V164H93ZM101 165H102V164H101ZM121 165H119V166H121ZM124 165H125V164H123V166H124ZM126 165H127V164H126ZM138 165H140V164L138 163L137 166H138ZM172 165H173V164H172ZM179 165H180V164H179ZM185 165H186V164H185ZM250 165H251V164H250ZM15 166H16V165H15ZM19 166H21V165H19ZM104 166H105V165H104ZM119 166H118V167H119ZM143 166H145V165H143ZM158 166H160V165H158ZM170 166H171V165H170ZM174 166H175V165H174ZM251 166L253 167V165H251ZM5 167H9L8 169H10V166H5ZM13 167H14V166H13ZM27 167H28V166H27ZM33 167H34V166H33ZM100 167H101V166H100ZM100 167L97 166V168H100ZM112 167H113V166H112ZM147 167H148V166H147ZM154 167H155V166H154ZM190 167H191V169H190ZM249 167H250V166H249ZM0 168H2V167H0ZM11 168H12V166H11ZM19 168H20V167H19ZM22 168L25 169L26 167H22ZM28 168H29V167H28ZM97 168H96V169H97ZM108 168H109V167H108ZM113 168H114V167H113ZM121 168H122V167H121ZM123 168H124V167H123ZM131 168H132V167H131ZM140 168H141V167H140ZM163 168H164V167H163ZM185 168H186V167H185ZM6 169H7V168H6ZM6 169L4 170V168H3L2 171H3V170L6 171ZM24 169H23V170H24ZM30 169H31V168H30ZM37 169H38V168H37ZM93 169H94V168H93ZM93 169H92V170H93ZM103 169H104V168H103ZM110 169H111V168H110ZM114 169H115V168H114ZM124 169H127V168H124ZM146 169H147V168H146ZM157 169H158V168H157ZM161 169H162V167H161ZM164 169H165V168H164ZM178 169H179V168H178ZM178 169H177V170H178ZM226 169H227V168H226ZM252 169H253V168H252ZM32 170H33V168H32ZM39 170H40V168H39ZM144 170H145V169H144ZM148 170H149V169H148ZM179 170H181V169H179ZM11 171H12V170H11ZM18 171L20 172L19 169H18ZM25 171H26V170H25ZM35 171H36V170H35ZM37 171H38V170H37ZM98 171H101V169L98 170ZM117 171H118V170H117ZM120 171H121V170H120ZM122 171H123V170H122ZM127 171H128V170H127ZM145 171H146V170H145ZM145 171H144V172H145ZM161 171H162V170H161ZM165 171H166V170H165ZM225 171H227V170H225ZM249 171H251V170H249ZM27 172H29V170H28ZM83 172H84V171H83ZM88 172H89V171H88ZM91 172H92V171H91ZM91 172H90V173H91ZM103 172H105V171H103ZM109 172H110V171H109ZM115 172H116V171H115ZM124 172H125V170H124ZM138 172H142V170H140V171H138ZM146 172H147V171H146ZM149 172H150V171H149ZM153 172H154V171H153ZM171 172H173V171H171ZM199 172L201 173L200 176L198 175ZM244 172H245V171H244ZM247 172H248V169H247ZM0 173H1V171H0ZM6 173H7V171H6ZM21 173H22V172H21ZM24 173H25V172H24ZM31 173H33V172H31ZM93 173H94V172H93ZM111 173H112V172H111ZM147 173H148V172H147ZM147 173H146V174H147ZM160 173H161V172H159V174H160ZM188 173H189V172H188ZM227 173H228V172H227ZM249 173H250V172H249ZM251 173H252V172H251ZM28 174H30V173H28ZM95 174H96V173H95ZM113 174H114V173H113ZM113 174H111V176H112ZM117 174H118V173H117ZM123 174H124V173H123ZM131 174H132V173H131ZM135 174H136V173H135ZM141 174L143 175L144 173H141ZM146 174H145V175H146ZM149 174H150V173H149ZM156 174H157V173H156ZM171 174H172V173H171ZM184 174H185V173H184ZM4 175H5V174H4ZM7 175H10V174H7ZM15 175H16V174H15ZM24 175L27 176V173L24 174ZM83 175H84V174H83ZM114 175H116V174H114ZM120 175H121V174H120ZM124 175H126V174H124ZM138 175H140V174L138 173ZM154 175H155V174H154ZM154 175L152 174L151 177H153ZM164 175H165V174H164ZM166 175H167V174H166ZM176 175H177V174H175V177H176ZM222 175H223V177H222V180L219 182V186L221 187L222 185H224L223 188H222V189L224 190V188H225V184H224V182H225V180H226L228 174H226V173L224 172V174H222ZM244 175H245V174H244ZM2 176H3V175H2ZM13 176H14V175H13ZM30 176H32V178H34L32 174H31ZM35 176H36V175H35ZM85 176H86V175H84V177H85ZM87 176H88V175H87ZM90 176L92 177V175H90ZM96 176H97V175H96ZM111 176H110V177H111ZM116 176H117V175H116ZM134 176H135V175H134ZM169 176L171 177V175H169ZM249 176H251V175H249ZM15 177H17V176H15ZM36 177H37V176H36ZM84 177H83V178H84ZM100 177H101V176H100ZM100 177H99V178H100ZM103 177H106V178H107L108 176H103ZM118 177H119V176H118ZM120 177H121V176H120ZM125 177H127V176H125ZM138 177H139V176H138ZM138 177H136V178H138ZM141 177H142V176H141ZM144 177H145V176H144ZM157 177H158V176H157ZM166 177H167V176H166ZM186 177H187V176H186ZM189 177H190V175H189ZM0 178H1V177H0ZM2 178L4 179V177H2ZM11 178H12V177H11ZM29 178H30V177L28 176V179H29ZM32 178H31V179H32ZM88 178H89V177H87L86 179H88ZM96 178H97V177H96ZM111 178H112V177H111ZM127 178H128V177H127ZM134 178H135V177H134ZM134 178L132 177V180H131L132 182H131V183H134V184H135L136 179L133 180ZM148 178H150V177H148ZM3 179H2V180H3ZM12 179H13V178H12ZM31 179H29V180L32 181ZM39 179H40V178H39ZM80 179H81V178H80ZM86 179H84V180H86ZM91 179H92V178H91ZM97 179H98V178H97ZM102 179H103V178H102ZM112 179H113V178H112ZM168 179H169V178H168ZM171 179H172V177H171ZM175 179L178 180L177 178H175ZM175 179H173V181H174ZM192 179H193V178H192ZM192 179H191V180H192ZM0 180H1V179H0ZM98 180H100V179H98ZM109 180H110V178H109ZM113 180H114V179H113ZM119 180H120V179H119ZM138 180H139V179H138ZM141 180H142V179H141ZM141 180L138 181V183L140 182L139 184H141V183L143 184L144 181L141 182ZM150 180H151V179H150ZM150 180H149V181H150ZM162 180H163V179H162ZM162 180H161V181H162ZM164 180H165V179H164ZM164 180H163V181H164ZM17 181H18V180H17ZM17 181H16V182H17ZM37 181H38V179H37ZM40 181H41V180H40ZM101 181H102V180H101ZM105 181H106V180H105ZM107 181H108V180H107ZM121 181H122V180H121ZM126 181H127V180H126ZM126 181H125V182H126ZM152 181H153V180H152ZM159 181H160V180H159ZM186 181H187V180H186ZM5 182H6V181H5ZM25 182H26V181H25ZM32 182L34 183V180H33ZM103 182H104V181H103ZM123 182H124V180H123ZM195 182H196V181H195ZM36 183H37V182H36ZM44 183H45V181H44ZM44 183H42V184H44ZM78 183H79V182H78ZM78 183H77V184H78ZM82 183H83V182H82ZM82 183H81V185H82ZM88 183H89V181H88ZM104 183H105V182H104ZM114 183H115V182H114ZM138 183H136V184H138ZM161 183H162V182H161ZM173 183H174V182H173ZM173 183H172V185H173ZM175 183H177V181H176ZM179 183H180V182H179ZM191 183H192V182H191ZM196 183H197V182H196ZM34 184H35V183H34ZM83 184L85 185V183H83ZM86 184H87V183H86ZM122 184H123V183H122ZM151 184H152V183H151ZM165 184H166V183H165ZM169 184H171V183L169 182ZM31 185H32V184H31ZM55 185H56V184H55ZM63 185H64V184H63ZM172 185H171V186H172ZM206 185H207V184H206ZM24 186H25V185H24ZM37 186L39 187V185H37ZM40 186H41V184H40ZM44 186H45V185H44ZM82 186H83V185H82ZM88 186H89V184H88ZM90 186H91V185H90ZM97 186H98V185H97ZM97 186H96V187H97ZM110 186H111V185H109V187H110ZM117 186H118V185H117ZM127 186H128V185H127ZM131 186H132V184H131ZM133 186H134V185H133ZM138 186H140V185H138ZM149 186L152 187L151 185H149ZM176 186H177V185H176ZM178 186H179V185H178ZM183 186H185V185H183ZM192 186H193V185H192ZM209 186H210V185H209ZM209 186H207V187L209 188ZM211 186H212V185H211ZM213 186H214V185H213ZM219 186H218V187H219ZM228 186H229V185H228ZM31 187H32V186H31ZM58 187H59V185H58ZM67 187H69V186H67ZM71 187H72V186H71ZM78 187H79V186H78ZM85 187H86V186H85ZM85 187H84V188H85ZM93 187H94V186H93ZM111 187L113 188V186H111ZM111 187H110V188H111ZM115 187H116V186H115ZM118 187H119V186H118ZM124 187H125V186H124ZM136 187H137V185H136ZM144 187H145V186H144ZM168 187H169V186H168ZM194 187H195V186H193V188H194ZM201 187H203V186H201ZM201 187H200V188H201ZM207 187H206V188H207ZM220 187H219V188H220ZM40 188L42 189V187H39V189H40ZM55 188H56V187H55ZM55 188H53V189H55ZM69 188H70V187H69ZM69 188H68V189H69ZM100 188H101V187H100ZM112 188H111V189H112ZM138 188H139V187H138ZM138 188H137V189H138ZM140 188H141V187H140ZM145 188H146V187H145ZM145 188H144V189H145ZM155 188H157V186H156ZM158 188H160V187H158ZM162 188H163V187H162ZM162 188H161V190H162ZM166 188H167V187H166ZM176 188H177V187H176ZM193 188H192V189H193ZM200 188H199V189H200ZM203 188H204V187H203ZM208 188H207V190H210V189H208ZM231 188H232V187H231ZM66 189H67V188H66ZM74 189H75V188H74ZM81 189H82V188H81ZM85 189H87V188H85ZM85 189H82V190H84V192H85ZM96 189H98V188H96ZM107 189H108V187H107ZM121 189H122V188H121ZM124 189H126V187H125ZM130 189H131V188H130ZM137 189H136V191L141 192V191H140L141 189H142V191H143V188L138 189V190H137ZM148 189H151V188L148 187ZM182 189H184V188H182ZM185 189H186V187H185ZM194 189H195V188H194ZM201 189H202V188H201ZM201 189H200V190H201ZM212 189H213V188H212ZM229 189H230V188H229ZM32 190H35V189H32ZM72 190H73V189H72ZM78 190H79V189H78ZM91 190H93V189H91ZM103 190H104V189H103ZM117 190H118V189H117ZM134 190H135V189H134ZM152 190H153V187H152V189H151V193H152ZM158 190H159V189H158ZM164 190H165V189H164ZM169 190H170V189H169ZM174 190H175V188H174ZM176 190H178V188H177ZM188 190H189V189H188ZM188 190H186V191L188 192ZM207 190H206V191H207ZM214 190H215V189H214ZM217 190H218V189H217ZM223 190H222V191H223ZM37 191H38V189H37ZM59 191H60V190H59ZM88 191H89V190H88ZM101 191H102V190H101ZM115 191H116V190H115ZM126 191H127V190H126ZM126 191H125V192H126ZM130 191H132V190H130ZM145 191H146V189H145ZM166 191H167V189H166ZM166 191H165V192H166ZM178 191H179V190H178ZM183 191H184V190H183ZM198 191H199V190H198ZM203 191H204V190H203ZM222 191H221V192H222ZM227 191H228V190H227ZM229 191H231V190H229ZM39 192H40V191H39ZM74 192H75V191H74ZM90 192H91V191H89V193H90ZM94 192H95V191H94ZM96 192H97V191H96ZM111 192H113V191H111ZM117 192H118V191H117ZM139 192H137V193L140 194ZM165 192L162 191V194H163L164 196H165V194H164ZM174 192H175V191H174ZM180 192H181V190H180ZM184 192H185V191H184ZM189 192H192V190H190ZM196 192H197V191H196ZM221 192L218 191V193H221ZM231 192H232V191H231ZM53 193H54V191H53ZM65 193H66V192H65ZM70 193H71V192H70ZM98 193H99V192H98ZM100 193H101V192H100ZM113 193H116V192H113ZM142 193H146V192H142ZM142 193H141V194H142ZM149 193H150V192H149ZM149 193H148V194H149ZM167 193H168V192H167ZM167 193H166V194H167ZM178 193H179V192H178ZM194 193H195V192H194ZM200 193H201V192H200ZM200 193H199V194H200ZM213 193H214V192H213ZM216 193H217V192L215 191V194H216ZM225 193H226V192H225ZM0 194H1V195H0V217H1V220H0V221H1V223H0V264H21V263L23 262V260H24V256H25V254H27V253H26V248H29V247H30V246H29L30 244H29L28 242L30 241V235H29V234H31V233H30L31 231H30V229L27 228V225H26V224L30 221V217L28 216V213H29L28 205H29V203H28L27 200H25L24 198H18L16 195H11L10 192H8V191H6V190L3 191V192H1ZM42 194H43V193H42ZM68 194H69V193H68ZM116 194H117V193H116ZM123 194H124V192H123ZM123 194H121V195H122V196H125V194H124V195H123ZM127 194H128V192H127ZM173 194H174V193H173ZM183 194H185V193H183ZM196 194H197V195H195V196L193 197V199H192L193 201L190 200V205H191L192 202L195 203V201L198 202V201L200 200V199H199L200 197L198 198V195H199L198 192H197ZM202 194H203V192H202ZM204 194H205V193H204ZM204 194H203V196H205ZM206 194H207V192H206ZM227 194L229 195L228 192H227ZM66 195H67V194H66ZM73 195H74V194H73ZM76 195H77V194H76ZM82 195H85V194H82ZM86 195H87V194H86ZM94 195H95V194H94ZM96 195H98V194H96ZM100 195H101V194H100ZM102 195H103V194H102ZM109 195H111V194L109 193ZM134 195H135V193H134ZM144 195H145V194H144ZM149 195L151 196V194H149ZM156 195H157V194H156ZM156 195H155V196H156ZM159 195H160V194H159ZM181 195H182V194H181ZM188 195H189V193H188ZM192 195H193V194H192ZM210 195H211V194H210ZM219 195H221V194H219ZM15 196H16V198H15ZM18 196H19V195H18ZM32 196H33V195H32ZM114 196H116V195H114ZM128 196H129V195H128ZM130 196H133V195H130ZM138 196H139V195H138ZM141 196H142V195H141ZM150 196H149V198H150ZM166 196H167V195H166ZM185 196H186V195H185ZM189 196H191V195H189ZM211 196H213V195H211ZM214 196H215V195H214ZM222 196H223V195H222ZM224 196H225V195H224ZM224 196H223V198L226 199L227 197L225 198ZM230 196H231V195H230ZM230 196H228V197H230ZM37 197H38V196H37ZM73 197H74V196H73ZM95 197H96V196H95ZM95 197H94V199L91 198V200H92V201L95 200L98 196H97L96 198H95ZM104 197H106V195H105V196L103 195L102 198H104ZM107 197H109L108 194H107ZM135 197H136V195H135ZM135 197H134V198H135ZM144 197H145V196H144ZM152 197H153V195H152ZM173 197H175V196H173ZM176 197H177V196H176ZM178 197H179V196H178ZM182 197H183V195H182ZM187 197H188V196H187ZM187 197H186V198H187ZM191 197H192V196H191ZM208 197H209V196H208ZM215 197L218 198V195L215 196ZM39 198H40V197H39ZM69 198H70V197H69ZM82 198H83V197H82ZM99 198H100V197H99ZM136 198H137V197H136ZM136 198H135V199H136ZM146 198H147V197H146ZM149 198H148V199H149ZM160 198H161V197H160ZM162 198H163V197H162ZM168 198H169V197H168ZM179 198H180V197H179ZM179 198H177V199L180 200ZM201 198H202V197H201ZM206 198H207V196H206ZM210 198H211V197H210ZM221 198H222V197H221ZM53 199H54V198H53ZM73 199H74V198H73ZM80 199H81V196H80ZM85 199H86V198H83V200L81 199V201H84ZM106 199H107V198H106ZM106 199H105V201H106ZM117 199H118V198H117ZM129 199H130V198H129ZM143 199H144V198H143ZM154 199H155V197H154ZM170 199H171V196H170ZM174 199H176V198H174ZM177 199H176V200H177ZM181 199H183V198H181ZM190 199H191V198H190ZM198 199H199V200H198ZM203 199H205V198H203ZM212 199H213V198H212ZM224 199H222V200H224ZM39 200H40V202H41L42 199H39ZM65 200H66V198H65ZM71 200H72V198H71ZM71 200H70V201H71ZM88 200H89V199H88ZM100 200H101V199H100ZM108 200H109V199H108ZM115 200H116V199H115ZM120 200L122 201V199H120ZM127 200H128V199H127ZM127 200H126V201H127ZM131 200H133V199H131ZM145 200H146V199H145ZM156 200H157V198H156ZM162 200H163V199H162ZM207 200H208V198H207ZM214 200H215V199H214ZM227 200H229V199H227ZM33 201H34V200H33ZM36 201H37V200H36ZM43 201H44V200H43ZM43 201H42L41 203H43ZM77 201H79V199H77ZM86 201H87V199H86ZM97 201H99V199H97ZM129 201H130V200H129ZM134 201H135V200H134ZM140 201H141V200H140ZM153 201H154V200H153ZM159 201H160V200H159ZM166 201H169V199H168V200L166 199ZM173 201H174V200H173ZM173 201H171V202H173ZM184 201H185V200H184ZM186 201H187V199H186ZM201 201H202V200H201ZM224 201H226V200H224ZM14 202H16L15 205H14ZM40 202H38V203H36V204H38V206H39V203H40ZM49 202H50V201H49ZM51 202H52V201H51ZM71 202H72V201H71ZM79 202H80V201H79ZM84 202H85V201H84ZM90 202H91V201H90ZM93 202H94V201H93ZM101 202H102V200H101ZM111 202H113V200H112ZM118 202H119V201H118ZM138 202H139V201H138ZM141 202H142V201H141ZM147 202H149V201L147 200ZM151 202H152V200H150V203H151ZM160 202H161V201H160ZM174 202H175V201H174ZM176 202H177V201H176ZM180 202H183V201H180ZM210 202H211V203L208 204L209 206H208L207 208L205 207L206 211H205L203 214H201V217L199 218L200 222H198V224L201 225V227H202V224H204V225L206 226V224L209 223V225H210V222H212V220H214V219L211 218V217H212L211 214H212V211H214V209L217 208V207H215V208L212 210L213 200L210 201ZM218 202H219V201H218ZM228 202H229V201H228ZM228 202H225V203H228ZM72 203H73V202H72ZM76 203L78 204V202H76ZM104 203H106V202H104ZM107 203H108V202H107ZM119 203H120V202H119ZM121 203H122V202H121ZM125 203H127V202H125ZM132 203H133V202H132ZM145 203H146V202H145ZM156 203H157V202H156ZM165 203H168V202H165ZM178 203H179V202H178ZM185 203H186V202H185ZM207 203H208V201H207ZM52 204H53V203H52ZM63 204H64V202H63ZM69 204H70V202H69ZM73 204H74V203H73ZM84 204H85V203H84ZM86 204H87V203H86ZM100 204H102V203H100V201H99V205H100ZM109 204L111 205V203H109ZM129 204H130V203H129ZM139 204H140V203H139ZM147 204H149V203H147ZM147 204H146V205H147ZM151 204H152V203H151ZM151 204H150V205H151ZM174 204H177V203H174ZM174 204H173V205H174ZM181 204H182V203H181ZM186 204H187L186 206H189V205H188V204H189L188 201H187ZM192 204H193V203H192ZM198 204H199V203H198ZM214 204H216V202H214ZM219 204H220V202H219ZM228 204H229V203H228ZM87 205H88V204H87ZM96 205H98V203H97V204L95 203V206H96ZM112 205H113V204H112ZM112 205H111V206H112ZM114 205H115V204H114ZM114 205H113V206H114ZM126 205H128V204H126ZM144 205H145V204H144ZM144 205H142V206H144ZM150 205H149V206H150ZM156 205H159V204L157 203ZM165 205H166V204H165ZM168 205H170V204H168ZM193 205H195V204H193ZM193 205H191V206H193ZM206 205H207V204L205 203V206H206ZM220 205H221V204H220ZM222 205H223V203H222ZM40 206H41V205H40ZM40 206H39V207H40ZM45 206H46V205H45ZM77 206H78V205H77ZM77 206H76V207H77ZM92 206H93V204H92ZM102 206H103V205H102ZM123 206H124V205H122V207H123ZM147 206H148V205H147ZM160 206H161V205H160ZM160 206H159V208H160ZM171 206H172V205H171ZM202 206H203V205H202ZM202 206H201V207H202ZM68 207H69V205H68ZM70 207H71V206H70ZM72 207H73V206H72ZM85 207H86V206H85ZM88 207H89V205H88ZM97 207H100V209H101V206H97ZM104 207H105V206H104ZM104 207H103V209H104ZM106 207H107V206H106ZM114 207H115V206H114ZM118 207H119V206H118ZM128 207H129V206H128ZM130 207H131V206H130ZM130 207H129V208H130ZM132 207H133V205H132ZM132 207H131V208H132ZM154 207H155V206H154ZM161 207H162V206H161ZM169 207H170V206H169ZM176 207H177V206H176ZM197 207H198V206H197ZM197 207H195V208H197ZM31 208H32V207H31ZM41 208H42V207H41ZM74 208H75V206H74ZM82 208H83V207H82ZM94 208H95V207H94ZM123 208H125V207H123ZM147 208H148V207H147ZM164 208H165V207H164ZM192 208H193V207H192ZM218 208H220L219 205H218ZM44 209H45V207H44ZM78 209H79V208H78ZM86 209H87V208H86ZM86 209H84V211H85ZM125 209H127V206H126ZM132 209H133V208H132ZM167 209H168V208H167ZM174 209H176V208H174ZM178 209H180V208H179V205H178ZM185 209H186V207H185ZM188 209H190V208H188ZM203 209H204V208H203ZM203 209H202V210H203ZM205 209H204V210H205ZM38 210H39V209H38ZM63 210H64V209H63ZM70 210H71V209H70ZM88 210H89V208H88ZM98 210H99V209H98ZM104 210H105V209H104ZM110 210H111V208H110ZM112 210H113V209H112ZM112 210H111V211H112ZM139 210H140V209H139ZM139 210H138V211H139ZM159 210H160V209H159ZM169 210H171V209H169ZM190 210H191V209H190ZM194 210H195V209H194ZM204 210H203V211H204ZM211 210H212V211H211ZM220 210H221V209H220ZM220 210H219V212H221ZM40 211H41V210H40ZM84 211H83V212H84ZM86 211H87V210H86ZM93 211H94V210H93ZM117 211H118V210H117ZM117 211H116V212H117ZM125 211L129 213V211H127V210H125ZM138 211H137V213H138ZM143 211H145V210H143ZM148 211H150V210L148 209ZM152 211H153V210H152ZM160 211H162V210H160ZM165 211H166V210H165ZM165 211H164V212H165ZM167 211H168V210H167ZM167 211H166V213H167ZM171 211H172V210H171ZM171 211H170V213H171ZM176 211H177V210H176ZM181 211H183V209H182ZM196 211H197V210H196ZM215 211H216V210H215ZM51 212H52V211H51ZM64 212H65V211H64ZM64 212H63V213H64ZM72 212H73V211H72ZM76 212H78V210H77ZM87 212H88V211H87ZM107 212H108V211H107ZM116 212H115V213H116ZM120 212L123 213L122 211H120ZM150 212H151V211H150ZM157 212H159V211H157ZM157 212H156V213H157ZM187 212H188V211H187ZM190 212H191V211H190ZM217 212H218V211H217ZM55 213H56V211H55ZM73 213H74V212H73ZM80 213H81V212H80ZM84 213H85V212H84ZM94 213H95V212H94ZM97 213H98V212H97ZM97 213H96V214H97ZM100 213H101V212H100ZM117 213H118V212H117ZM134 213L136 214V211H135ZM139 213H140V211H139ZM148 213H149V212H148ZM159 213H160V212H159ZM175 213H176V212H175ZM180 213H181V212H180ZM193 213L195 214V212H193ZM49 214H50V213H49ZM56 214H57V213H56ZM59 214H61V212H60ZM69 214H70V213H69ZM69 214H68V215H69ZM103 214H105V213H103ZM123 214H124V213H123ZM126 214H127V213H126ZM126 214H124V216H125ZM150 214H151V213H150ZM150 214H149V215H150ZM162 214H163V212H161L160 215L162 216ZM164 214H165V213H164ZM168 214H169V213H167L166 215H168ZM172 214H173V213H172ZM181 214H182V213H181ZM185 214H186V213H185ZM185 214H184V216H185ZM187 214H188V213H187ZM187 214H186V215H187ZM191 214H192V213H191ZM68 215H66V216H68ZM72 215H73V214H72ZM72 215H71V217H72ZM76 215H78V214H76ZM89 215H90V213H89ZM109 215H110V214H109ZM133 215H134V214H133ZM137 215H138V214H137ZM142 215H144V214H142ZM154 215H155V214H154ZM154 215H153V216H154ZM176 215H179V214H176ZM182 215H183V214H182ZM182 215H181V216H182ZM189 215H190V214H189ZM51 216H52V215H51ZM51 216H50V217H51ZM91 216H92V215H91ZM112 216H113V215H112ZM122 216H123V215H122ZM124 216H123V217H124ZM130 216H131V215H130ZM138 216H139V215H138ZM145 216H146V215H145ZM150 216H151V215H150ZM158 216H159V215H157V218H158ZM187 216H188V215H187ZM192 216H193V215H192ZM210 216H211V217H210ZM213 216H214V213H213ZM42 217H43V216H42ZM50 217H49V218H50ZM53 217H54V215H53ZM56 217H57V216H55V219H56ZM59 217H60V216H59ZM62 217H63V215H62ZM64 217H65V216H64ZM81 217H82V216H81ZM88 217H89V216H88ZM103 217H104V216H103ZM105 217H106V215H105ZM107 217H108V215H107ZM127 217H128V216H127ZM131 217H132V216H131ZM135 217H136V216H135ZM139 217H140V216H139ZM159 217H160V216H159ZM164 217H166V216H164ZM167 217H168V216H167ZM216 217H217V216H216ZM219 217H220V216H219ZM68 218H69V217H68ZM78 218H79V217H78ZM85 218H86V217H85ZM90 218H91V217H90ZM100 218H101V217H100ZM100 218H99V219H100ZM117 218H118V217H117ZM137 218H138V217H137ZM142 218H146V217H142ZM148 218H149V217H148ZM152 218H153V217H152ZM168 218H172V217H170V215H169ZM173 218L176 219L175 217H173ZM57 219H58V218H57ZM61 219H62V218H61ZM69 219H70V218H69ZM71 219H72V218H71ZM79 219H80V218H79ZM91 219H92V218H91ZM102 219H103V218H102ZM106 219H107V221H109L108 218H106ZM106 219H105V220H106ZM110 219H111V218H110ZM113 219H114V218H113ZM127 219H128V218H126V221H128ZM139 219H140V218H139ZM146 219H147V218H146ZM154 219H156V218H154ZM154 219H152V220H154ZM160 219H164V218H161V217H160ZM165 219H166V218H165ZM165 219H164V220H165ZM189 219H190V218H189ZM193 219H194V218H193ZM211 219H212V220H211ZM44 220H45V218H44ZM51 220L53 221L52 218H51ZM58 220H59V219H58ZM65 220H66V219H65ZM65 220H64V221H65ZM67 220H68V219H67ZM75 220H77V219H75ZM88 220H89V219H88ZM120 220H121V219H120ZM123 220H124V219H123ZM123 220H122V221H123ZM130 220H131V219H130ZM156 220H157V219H156ZM158 220H159V219H158ZM170 220H171V219H169L168 221H170ZM178 220H179V218H178ZM178 220H176V222H175V221H173V222H175V223L177 224V223H178V222H177ZM199 220H198V221H199ZM32 221H33V220H32ZM34 221H35V220H34ZM54 221H57V220H54ZM59 221H60V220H59ZM59 221L56 222V223H59ZM85 221H86V220H85ZM98 221H99V220H98ZM101 221H102V220H101ZM124 221H125V220H124ZM133 221H134V220H133ZM139 221H140V220H139ZM149 221H151V220H149ZM165 221H166V220H165ZM182 221H183V220H182ZM186 221H187V220H186ZM196 221H197V219H196ZM196 221H195V222H196ZM30 222H31V221H30ZM43 222H45V221H43ZM62 222H63V221H62ZM72 222H73V221H72ZM90 222H91V221H90ZM93 222H94V221H93ZM103 222H104V221H103ZM114 222H115V221H114ZM136 222H137V221H136ZM144 222H147V221H144ZM155 222H156V221H155ZM157 222L159 223V221H157ZM157 222H156V223H157ZM163 222H164V221H163ZM184 222H185V220H184ZM215 222H216V221H215ZM41 223H42V222H41ZM53 223H54V222H53ZM64 223H65V222H64ZM70 223H71V221H70ZM94 223H95V222H94ZM94 223H92V224H94ZM105 223L107 224V222H105ZM147 223H149V222H147ZM166 223H167V222H166ZM216 223H217V222H216ZM42 224H43V223H42ZM45 224H46V222H45ZM60 224H61V222H60ZM65 224H66V223H65ZM65 224H64V226H65ZM67 224H68V222H67ZM71 224H72V223H71ZM120 224H121V223H120ZM123 224H125V223H123ZM127 224H128V223H127ZM131 224H132V223H131ZM137 224H138V223H137ZM143 224H144V223H143ZM168 224H169V223H168ZM173 224H174V223H172V225H173ZM184 224H186V222H185ZM193 224H194V223H193ZM36 225H37V224H36ZM46 225H47V224H46ZM46 225H45V226H46ZM54 225H55V224H54ZM83 225H85V224H83ZM102 225H103V224H102ZM102 225H99V226H102ZM110 225H111V224H110ZM112 225H113V224H112ZM118 225H119V224H118ZM128 225H129V224H128ZM132 225H133V224H132ZM146 225H147V224H146ZM149 225H150V224H149ZM151 225H152V224H151ZM154 225H155V224H154ZM156 225H158V224H156ZM156 225H155V226H156ZM160 225H161V227H162V225H164V224H159V226H160ZM165 225H166V224H165ZM180 225H182V223H181ZM207 225H208V224H207ZM212 225H213V224H212ZM246 225H247V223H246ZM34 226H35V225H34ZM55 226H56V225H55ZM60 226H61V225H60ZM70 226H71V225H70ZM78 226H79V225H78ZM89 226H90V225H89ZM94 226H95V225H94ZM113 226H114V225H113ZM122 226H125V225H122ZM133 226H134V225H133ZM133 226H132V227H133ZM141 226H142V225H141ZM143 226H144V225H143ZM155 226H154V227H155ZM178 226H179V225H178ZM194 226H195V225H194ZM233 226H235V225H233ZM247 226H248V225H247ZM39 227H40V226H39ZM43 227H44V226H43ZM58 227H59V226H58ZM61 227H62V226H61ZM75 227H76V226H75ZM75 227H73V229H74ZM82 227H83V226H82ZM84 227H85V226H84ZM117 227H118V226H117ZM117 227H116V228H117ZM144 227H145V226H144ZM151 227H153V225H152ZM157 227H158V226H157ZM161 227H160V228H161ZM174 227H175V226H174ZM174 227H173V228H174ZM195 227L197 228V226H195ZM195 227H194V228H195ZM207 227H208V226H207ZM241 227H242V226L240 225V227H239V226H235V227L233 228L234 231H233V233H232V241H233L232 243H233V245H234V242H235L236 244H238V246H240V247H242V248H245L244 250H247L248 253H249V252L252 251V249L254 248V247H253V248L251 247V246H252V245H251V234H252V233L250 234V231H251V230L249 231L247 227H246L247 229H245V228H244V225H243V228H241ZM32 228H33V227H32ZM44 228H45V227H44ZM52 228H53V227H52ZM69 228H70V227H69ZM86 228H87V227H86ZM99 228H100V227H99ZM107 228H108V227H107ZM107 228H106V229H107ZM116 228H114V229H116ZM118 228H119V227H118ZM124 228H125V227H124ZM124 228H123V229H124ZM148 228H149V227H148ZM148 228H147V229H148ZM165 228H166L165 231H167V228H168V227H165ZM177 228H179V227H177ZM184 228H185V227H184ZM186 228H187V227H186ZM192 228H193V226H192ZM209 228H210V226H209ZM55 229H56V228H55ZM100 229H101V228H100ZM106 229H105V230H106ZM112 229H113V228H112ZM129 229L131 230L130 227H129ZM132 229H133V228H132ZM137 229H138V228H137ZM137 229H135V227H134V231L137 230ZM140 229H141V227H140ZM142 229H143V228H142ZM142 229H141V230H142ZM150 229H151V228H150ZM168 229H170V227H169ZM179 229H180V228H179ZM197 229H198V228H197ZM199 229H200V228H199ZM202 229H203V228H202ZM205 229H206V228H205ZM205 229H204V230H205ZM207 229H208V228H207ZM50 230H51V229H50ZM59 230H60V229H59ZM62 230H65V229H62ZM62 230H61V231H62ZM88 230H89V229H88ZM125 230H126V229H125ZM125 230H124V231H125ZM148 230H149V229H148ZM151 230H152V229H151ZM151 230H150V231H151ZM154 230L157 231L156 228H155ZM158 230H159V229H158ZM161 230H162V229H161ZM191 230H192V233H193V230H194V229H191ZM231 230H232V229H231ZM34 231H35V230H34ZM42 231H43V230H42ZM75 231H76V230H75ZM77 231H78V230H77ZM84 231H86V230H84ZM89 231H90V230H89ZM95 231H96V230H95ZM95 231H93V232H95ZM103 231H104V230H103ZM116 231H117V230H116ZM127 231H129V230H127ZM132 231H133V230H132ZM134 231H133V232H134ZM143 231H145V229H143ZM143 231H141V232H143ZM168 231H169V230H168ZM175 231H176V230H175ZM175 231H174V232H175ZM178 231H179V230H178ZM178 231H177V232H178ZM181 231H182V230H181ZM188 231H189V229H188ZM188 231H187V232H188ZM199 231H200V230H199ZM51 232H52V230H51ZM55 232H56V231H55ZM59 232H60V231H59ZM64 232H65V231H64ZM68 232H69V230H68ZM68 232H67V233H68ZM86 232H87V231H86ZM86 232H85V233H86ZM90 232H91V231H90ZM101 232H102V231H101ZM105 232H106V231H105ZM117 232H118V231H117ZM117 232H115V233L117 234ZM120 232H121V231H120ZM138 232H139V231H138ZM148 232H149V231H147V233H148ZM154 232H155V231H154ZM161 232H162V231H161ZM161 232H160V233H161ZM179 232H180V231H179ZM182 232H183V231H182ZM184 232H185V231H184ZM197 232H198V231H197ZM197 232L195 233V230H194V233H195V234H197ZM207 232H208V231H207ZM211 232H212V231H211ZM39 233H40V232H39ZM70 233H71V232H70ZM77 233H79V232H77ZM80 233H81V232H80ZM102 233H103V232H102ZM126 233H127V232H126ZM126 233H125V234H126ZM139 233H140V232H139ZM145 233H146V232H145ZM162 233H164V231H163ZM167 233H168V232H167ZM189 233H190V231H189ZM202 233H205V232H203V230H202ZM202 233H201V234H202ZM53 234H54V233H53ZM64 234H65V233H64ZM88 234H89V233H88ZM88 234H87V235H88ZM95 234H96V233H95ZM107 234H109V232H108ZM107 234H106V235H107ZM128 234H130V233H128ZM131 234H133V233H131ZM131 234H130V235H131ZM153 234H154V233H153ZM158 234H159V233H157V235H158ZM190 234H191V233H190ZM209 234H210V233H209ZM51 235H52V234H51ZM56 235H57V234H56ZM68 235H70V234H68ZM68 235H67V236H68ZM71 235L73 236V234H71ZM71 235H70V236H71ZM91 235H92V234H91ZM102 235H103V234H102ZM113 235H114V234H113ZM122 235H123V233H122ZM126 235H127V234H126ZM126 235H124V237H125ZM135 235H137V234L135 233ZM142 235H144V233H143ZM148 235H149V234H148ZM148 235L146 234V236H148ZM151 235H152V234H151ZM155 235H156V232H155ZM169 235H170V233H169ZM169 235H168V236H169ZM174 235H176V233H175ZM193 235H194V234H193ZM212 235H213V233H212ZM212 235H211V236H212ZM46 236H47V235H46ZM49 236H50V235H49ZM58 236H59V235H58ZM60 236H62V235L60 234ZM72 236H71V237H72ZM96 236H97V235H96ZM98 236H99V235H98ZM103 236H104V235H103ZM127 236H128V235H127ZM127 236H126V237H127ZM131 236H132V235H131ZM140 236H141V235H140ZM146 236H143V237H146ZM158 236H159V235H158ZM163 236H164V235H163ZM163 236H162V237H163ZM176 236H177V235H176ZM176 236H174V237L176 238ZM186 236H187V235H186ZM195 236H196V235H195ZM200 236H201V235H200ZM209 236H210V235H209ZM54 237H55V236H54ZM84 237H85V236H84ZM129 237H130V236H129ZM133 237H134V235H133ZM133 237H131V239H133ZM143 237L141 236V239L144 240ZM178 237H179V236H178ZM182 237H183V236H182ZM189 237H190V235H189ZM191 237H193L192 234H191ZM202 237H203V236H202ZM207 237H208V236H207ZM44 238H45V237H44ZM46 238H47V237H46ZM56 238H57V237H56ZM59 238H60V237H59ZM76 238H77V237H76ZM87 238H88V237H87ZM91 238H92V237H91ZM105 238H106V237H105ZM107 238H108V237H107ZM107 238H106V239H107ZM109 238H110V237H109ZM122 238H123V236H122ZM122 238H121V239H122ZM135 238H136V237H134V240H136ZM138 238H139V236H138ZM150 238H151V236H150ZM164 238H166V235H165ZM183 238H184V237H183ZM183 238H180V239L183 240ZM187 238H188V236H187ZM187 238H185V239H187ZM52 239H53V238H52ZM54 239H55V238H54ZM81 239H82V238H81ZM89 239H90V238H89ZM94 239H95V238H94ZM106 239H105V241H106ZM113 239H114V238H113ZM118 239H119V238H118ZM131 239H130V240L128 239V240H129L130 242L134 241V240H131ZM153 239H154V238H153ZM155 239H156V238H155ZM158 239H159L158 241L160 242V238H158ZM167 239H169V238H167ZM171 239H172V237H171ZM176 239H177V238H176ZM188 239H189V238H188ZM206 239H208V238H205V240H206ZM41 240H42V239H41ZM57 240H58V239H57ZM62 240H63V239H62ZM64 240H65V239H64ZM68 240H69V238H68ZM68 240H66V241H68ZM70 240H71V239H70ZM72 240H73V239H72ZM79 240H80V239H79ZM96 240H97V239H96ZM110 240H111V239H110ZM124 240H125V239H124ZM126 240H127V238H126ZM148 240H149V239H148ZM151 240H152V239H151ZM164 240L166 241V239H164ZM177 240H178V239H177ZM194 240H195V239H194ZM194 240H193V241H194ZM210 240H211V239H210ZM84 241H85V240H84ZM93 241H94V240H93ZM98 241H99V240H98ZM112 241H113V240H112ZM141 241H142V240H140V242H141ZM153 241H154V240H153ZM156 241H157V240H156ZM172 241L174 242V239H172ZM172 241H171V242H172ZM230 241H231V240H230ZM49 242H51V241L49 240ZM56 242H57V241H56ZM115 242H117V241H115ZM115 242H114V243H115ZM136 242H137V241H136ZM136 242H135V243H136ZM138 242H139V241H138ZM138 242H137V243H138ZM147 242H148V241H147ZM149 242H150V241H149ZM168 242H169V241H168ZM180 242H181V241H180ZM191 242H192V240H191L189 243H191ZM61 243H63V242H61ZM66 243H67V242H66ZM66 243H65V244H66ZM68 243H69V242H68ZM74 243H75V242H74ZM80 243H81V242H80ZM100 243H101V242H100ZM150 243H151V242H150ZM152 243H153V242H152ZM152 243H151V244H152ZM156 243H157V242H156ZM169 243H170V242H169ZM177 243H178V241H177ZM45 244H46V243H45ZM49 244H50V243H49ZM69 244H70V243H69ZM81 244H82V243H81ZM103 244H104V243H103ZM108 244H109V243H108ZM118 244H119V241H118ZM121 244H122V243H121ZM125 244H126V242H125ZM138 244H139V243H138ZM142 244H143V243H141V245H142ZM148 244H149V243H148ZM154 244H155V241H154ZM158 244H159V243H158ZM161 244H162V243H161ZM163 244H164V243H163ZM170 244H174V243H170ZM191 244H192V243H191ZM191 244H189V245H191ZM236 244H235V245H236ZM253 244H254V243H253ZM6 245H7V249H5V246H6ZM51 245H52V244H51ZM59 245H60V244H59ZM59 245H57L58 248H59ZM67 245H68V244H67ZM78 245H79V244H78ZM101 245H102V244H101ZM127 245H128V244H127ZM129 245H130V244H129ZM156 245H157V244H156ZM159 245H160V244H159ZM164 245H165V244H164ZM167 245H168V244H167ZM47 246H48V245H47ZM54 246H55V245H54ZM57 246H56V247H57ZM63 246H64V245H63ZM63 246L60 247V248L64 249ZM75 246H76V244H75ZM98 246H99V245H98ZM102 246H103V245H102ZM116 246H117V245H116ZM132 246H133V245H132ZM136 246H137V245H136ZM142 246H143V245H142ZM150 246H151V245H150ZM150 246H149V247H150ZM160 246H161V245H160ZM172 246H173V245H172ZM186 246H187V245H186ZM231 246H232V245H231ZM73 247H74V246H72V248H73ZM76 247H77V246H76ZM83 247H84V246H83ZM89 247H90V246H89ZM94 247H95V246H94ZM108 247L110 248V246H108ZM112 247H113V246H112ZM129 247H130V246H129ZM138 247H139V246H138ZM145 247H146V246H145ZM147 247H148V246H147ZM152 247H153V245H152ZM157 247H159V246H157ZM161 247H162V246H161ZM163 247H164V246H163ZM163 247H162V248H163ZM167 247H168V246H167ZM174 247H175V246H174ZM68 248H69V247H68ZM80 248H81V247H80ZM85 248H86V247H85ZM85 248H84V249H85ZM90 248H91V247H90ZM96 248H97V247H96ZM96 248H95V250H96ZM121 248H122V247H121ZM124 248H125V247H124ZM139 248H141V247H139ZM188 248H189V247L187 246V249H188ZM46 249H47V248H45V250H46ZM55 249H56V248H55ZM55 249H54V250H55ZM70 249H71V247H70ZM70 249H69V250H70ZM76 249H77V248H76ZM98 249H99V248H98ZM118 249H119V248H117V250H118ZM125 249H126V248H125ZM131 249H132V248H131ZM135 249H136V247H135ZM145 249H146V248H145ZM153 249H155V248L153 247ZM153 249H152V250H153ZM156 249H157V248H156ZM167 249H168V248H167ZM167 249H165V251H166ZM169 249H170V248H169ZM174 249H175V248H174ZM190 249H191V248H190ZM231 249H232V248H231ZM231 249H229V250H231ZM234 249H237V248H234ZM30 250H31V249H30ZM65 250H67V249H65ZM87 250H88V247H87ZM102 250H104V249H102ZM110 250H111V249H110ZM126 250H127V249H126ZM128 250H129V249H128ZM128 250H127V251H128ZM142 250H144V248H143ZM175 250H176V252H177V249H175ZM229 250H228V251H229ZM28 251H29V249L27 250V252H28ZM75 251H76V250H75ZM80 251H81V250H80ZM96 251H97V250H96ZM127 251H126V253H127ZM130 251H131V250H130ZM130 251H129V252H130ZM134 251H137V250H134V249H133V252H134ZM140 251H141V249H140ZM147 251H148V250H147ZM231 251H233V250H231ZM58 252H59V251H58ZM70 252H72V250H71ZM106 252H107V251H106ZM106 252H105V253H106ZM115 252H116V250L114 249V254H115ZM141 252H142V251H141ZM141 252H140V254H141ZM148 252H149V251H148ZM157 252H158V251H157ZM172 252H173V251H172ZM174 252H175V251H174ZM234 252H236V250H235ZM234 252H233V253H234ZM239 252H240V251H239ZM28 253H30V252H28ZM34 253H35V252H34ZM45 253H47V252H44L43 254H45ZM67 253L69 254V252H67ZM86 253H87V252H86ZM118 253H119V252H118ZM121 253H122V252H121ZM123 253H124V252H123ZM138 253H139V252H138ZM144 253H145V252H144ZM146 253H147V252H146ZM153 253H155V252H153ZM158 253H160V252H158ZM161 253H162V252H161ZM161 253H160V254H161ZM164 253H165V252H164ZM229 253H230V252H229ZM233 253H230V254L232 255ZM236 253H237V252H236ZM243 253H244V252H243ZM254 253H255V252H254ZM57 254H58V253H57ZM61 254H62V253H61ZM61 254H59V257H60ZM107 254H108V252H107ZM110 254H113V253L111 252V253H109V255H110ZM132 254H133V253H132ZM136 254H137V253H136ZM167 254H168V253H167ZM172 254H173V253H172ZM237 254H239V253H237ZM41 255H42V254H41ZM46 255H47V254H46ZM55 255H56V254H55ZM55 255H54V256H55ZM76 255H77V253H76ZM82 255H84V254H82ZM97 255H99V254H97ZM102 255H103V254H102ZM125 255H126V254H125ZM125 255H123V256H125ZM146 255H147V254H146ZM148 255H149V254H148ZM150 255H151V256H148V257L153 258V257H152V254H150ZM161 255H162V254H161ZM170 255H171V254H170ZM217 255H218V254H217ZM239 255H240V254H239ZM239 255H238V257H239ZM241 255H242V254H241ZM241 255H240V256H241ZM249 255H251V256L253 257L252 252L249 253L247 256H249ZM63 256H64V254H63ZM67 256H68V255H67ZM78 256H80V255H78ZM92 256H94V254H93ZM115 256H116V257H115ZM115 256L113 255V257L117 258V255H115ZM129 256H130V255H129ZM134 256H135V254H134ZM140 256H141V255H140ZM162 256H163V255H162ZM165 256H166V255H165ZM233 256H235V254H234ZM236 256H237V255H236ZM245 256H246V255H245ZM31 257H32V256H31ZM47 257H48V256H47ZM52 257H53V256H52ZM56 257H57V256H56ZM84 257H85V256H84ZM107 257H108V256L106 255V258H107ZM127 257H128V256H127ZM127 257H126V258H127ZM132 257H133V256H132ZM135 257H136V256H135ZM143 257H144V256H143ZM220 257H221V256H220ZM22 258H23V259H22ZM45 258H46V257H45ZM65 258H66V257H65ZM73 258H74V256H73ZM80 258H82V257H80ZM91 258H92V257H91ZM91 258H89V259H91ZM102 258H103V257H102ZM102 258H101V259H102ZM110 258H111V257H110ZM118 258H120V256H118ZM121 258H122V257H121ZM137 258H139V257H137ZM140 258H141V257H140ZM156 258H157V257H156ZM156 258H155V259H156ZM158 258H159V257H158ZM165 258H166V257H165ZM170 258H171V257H170ZM172 258H174V257H172ZM231 258H232V257H231ZM235 258H236V257H235ZM235 258H234V259H235ZM245 258H246V257H245ZM245 258H242V259H245ZM35 259H36V253H35ZM42 259H43V257H42ZM48 259H49V258H48ZM56 259H57V258H56ZM66 259H67V258H66ZM74 259H75V258H74ZM77 259H78V258H77ZM85 259H86V258H85ZM87 259H88V258H87ZM89 259H88V260H89ZM99 259H100V258H99ZM107 259H108V258H107ZM130 259H131V258H130ZM145 259L147 260V256L145 257ZM166 259H167V258H166ZM196 259H197V258H196ZM228 259H229V258H228ZM234 259H233V260H234ZM239 259H241V257H240ZM251 259H252V258H251ZM36 260H37V259H36ZM54 260H55V259H54ZM60 260H61V258H60ZM63 260H64V259H63ZM68 260H70V259H68ZM72 260H73V259H72ZM75 260H76V259H75ZM80 260H81V259H80ZM116 260H117V259H116ZM124 260H125V258H124ZM131 260H132V259H131ZM131 260H130V261H131ZM138 260H139V259H138ZM141 260H142V259H141ZM216 260H218V259H216ZM246 260H247V259H246ZM252 260H253V259H252ZM255 260H256V259H255ZM42 261H43V260H42ZM47 261H48V260H47ZM57 261H58V260H57ZM85 261H86V260H85ZM92 261H93V259H92ZM103 261H104V259H103ZM109 261H110V259H109ZM113 261H115V260H113ZM113 261H112V262H113ZM125 261H126V260H125ZM149 261H150V259H149ZM149 261H148V262H149ZM155 261H156V260H155ZM157 261H158V260H157ZM160 261H161V260H160ZM162 261H163V260H162ZM162 261H161V262H162ZM219 261H220V260H219ZM228 261H229V260H228ZM240 261H242V260H240ZM43 262H44V261H43ZM48 262H49V261H48ZM53 262H54V261H53ZM59 262H60V261H59ZM69 262H70V261H69ZM79 262H80V261H79ZM105 262H106V261H105ZM122 262H124V261H122ZM142 262H144V260H143ZM150 262H151V261H150ZM150 262H149V263H150ZM152 262H154V259H153ZM161 262H160V263H161ZM165 262H166V261H165ZM223 262H224V261H223ZM223 262H222V263H223ZM229 262H230V261H229ZM249 262H250V261H249ZM56 263H57V262H56ZM63 263H65V261H64ZM84 263H85V262H84ZM96 263H99V262H96ZM96 263H94V264H96ZM110 263H111V262H110ZM127 263H128V262H127ZM140 263H141V262H140ZM146 263H147V262H146ZM168 263H169V262H167L166 264H168ZM242 263H243V262H242ZM244 263H245V261H244ZM252 263H253V262H252ZM254 263H255V262H254ZM41 264H42V262H41ZM43 264H45V263H43ZM61 264H62V263H61ZM65 264H67V262H66ZM74 264H75V263H74ZM101 264H102V261H101ZM106 264H108V263L106 262ZM111 264H112V263H111ZM113 264H114V263H113ZM122 264H123V263H122ZM125 264H126V263H125ZM131 264H133V263H131ZM214 264H215V263H214ZM223 264H224V263H223ZM226 264H228V263H226ZM234 264H235V261H234ZM236 264H237V263H236ZM250 264H251V262H250ZM259 264H260V263H259Z\"/></svg>",
    "mask_w": 264,
    "mask_h": 264
}]
</instances>
